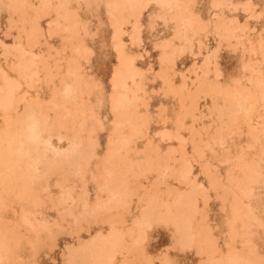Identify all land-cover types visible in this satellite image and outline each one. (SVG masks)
<instances>
[{
	"label": "rangeland",
	"instance_id": "374dc122",
	"mask_svg": "<svg viewBox=\"0 0 264 264\" xmlns=\"http://www.w3.org/2000/svg\"><path fill=\"white\" fill-rule=\"evenodd\" d=\"M14 1V0H13ZM49 1V2H48ZM64 1V4L62 3ZM70 1V2H69ZM73 1V2H72ZM109 0H17V7H15L16 9L17 8H19V11H21L20 10V8H22V10H26V11H24V12H22L21 11V13L19 12V15L21 16V18H20V16H18V14H17V11H15V10H13L14 9V6H16V5H14L15 4V2H14V4H12L11 2H10V0H0V45H1V43H3V44H5L4 45V49H6L5 50V52H7V54H5V52H4V49H1L2 48V45H1V47H0V50H3V51H1V53H0V95H3L4 94V82L2 81V79H8V78H10V79H8V83L9 84H13V83H15V81H14V79L15 80H18L19 81V83H15L14 84V86L16 87V84L18 85V84H21V85H18L19 87H18V89H17V91L15 90V92L13 93V98H11L10 100L13 102L14 101V103H16L15 101H17V100H15L14 98H16L15 96L16 95H19L20 94V98L18 97V99H20L19 100V103L18 104H16V113L18 112V117L17 116H15V118H17V120H19L18 118H20V122H23V124H24V127H25V130H26V132L29 130V129H35V127H34V121H33V117H32V115H37L38 116V114L36 113V111H37V109H40V111H42V110H44L45 111V113H46V110H47V115L45 114V116H47V122H50V120H51V118H52V120L51 121H54V120H56V118H58V121L57 122H61V121H59V120H62V123H64L63 121H65L64 119L66 118V121H67V119L69 120V119H71V117L72 118H74V119H72V122H71V120H69L70 122H71V124H72V126H75V128L74 127H70L71 125H70V122H69V124H67L68 123V121L66 122V125L65 124H63V129L65 128V126H67L68 125V127H70L69 128V130L71 129V128H74L76 131H79L80 130V127L82 128L83 127V129L84 130H87L88 129V127H87V124L88 125H92L91 127H92V129H88V131H84L83 129V133H81L80 131L79 132H76V134H80L81 136H83L82 138H80L79 136L80 135H78L77 137L79 138V139H81V140H79L80 142L81 141H83V140H85L86 138V140H89L90 138H93L94 139V144H95V142H97V145H95L94 146V144H93V146L94 147H92L93 148V151H90V150H92V148H91V144L93 143V140H89L90 142H88L87 141V144L85 143V142H83V144H82V142H81V144L83 145H81L80 144V146L79 147H84V145L86 144V147H87V145L89 146V149L88 150H86V148H84L83 149V151L84 152H87V155H88V157L87 156H85L86 158H85V160L87 159V161H88V158H92V159H89V163H87V161H85L84 162V164H82V165H76V166H78L77 168H76V166H75V168H72V167H74L73 165H70L68 162L65 164L64 162H63V167L61 168V170L60 171H58L57 170V172L55 173H53V172H51L50 173V171L49 172H46L47 173V175L46 174H44V173H42V164H38L37 162H36V155H37V157H38V151L39 150H30L29 151V153L27 154V156L26 157H20L19 156V150L20 149H23V146H21V144H20V142L17 140V139H19V135H17L16 134V132L18 131V124L16 123V120L15 121H13L14 119H13V116L15 115L14 114V112L15 111H13L14 110V103H12L11 102V107L9 108V110L7 111V115H5V116H9L8 117V120H7V117L6 118H3V120L1 119L2 117H5L3 114H2V112L0 111V150L2 149H4V150H8V149H10L11 151L9 152V153H12L11 154V156L9 155V157H10V159L12 160V159H20V160H22V159H25V158H27L28 156H29V161H30V164H31V167H34L36 164H38V166L36 165L35 167H34V169L36 170V174H38V172L40 173V175L41 176H43L44 175V177H42V178H40V175H39V179H38V181H37V184L35 183V184H33L32 186H31V188H36L35 190H34V192L35 193H33L32 192V194H30L31 196H33L34 194H35V196H33V197H30V196H22L23 198H27V200H24V202L23 201H21V200H23V199H17V198H14L13 196L14 195H16L17 197H18V193H16V190H18V192H19V190L22 192L23 191V188H19V187H21V183H25V184H29V183H31V182H33V180L35 181V179L34 178H32V177H29V176H27V175H25L22 171H18V170H15L14 171V173L13 174H9V168L10 167H5V166H3L2 168H1V165L3 164L4 165V163H5V161L4 162H2L1 163V158H0V202L2 203V205H3V207H2V209H0L1 211H0V219H1V222H0V224H2V223H4L2 226H1V228H0V230H1V233H0V249H1V246L3 247L4 246V243H7L8 244V242H12L11 240H15V239H10L11 238V236H13L12 234H14L15 232L17 233V235H14L15 236V238H16V241H13V243H11L12 244V246L14 245L15 247H13V250H15L14 252H12L13 254H11V256L13 257H11V258H9V259H11V260H13V261H11L13 264H16V261H18L17 262V264H30V262L32 261L30 258H28V257H32L33 256V258L32 259H34L33 261H34V264H65V262H64V260L65 259H67V257H65L66 255L68 256V254L66 253V252H70V250H73V249H75V247L77 248V250H76V252H78L79 250H83V245H84V243H86V241L87 240H89L98 230H100L102 233H105L106 232V230H108L109 229V227H114V228H119L120 226V228L119 229H123V228H127V227H129V226H132L131 224H134V222H137L138 223V219L136 220V218L137 217H143L144 216V207L147 205V204H149L148 202L149 201H147V194L146 193H148V192H150L151 190H149L150 188L152 189V188H158L159 190H165V189H167L168 187L170 188L171 187V190H172V193L170 194H168V193H165L164 195H163V199H161L160 200V202H163V204L165 205L166 203H168L169 205L170 204H172V200L173 199H176V200H178V199H182L183 197L185 198V196L188 194L187 193V191L190 193V191L192 190V187H190L191 189H190V191L188 190V185H190V183H188V182H190V181H188L189 180V178L191 179L192 177H196L195 179L194 178H192L191 180V182H194L195 180V182L193 183V185H194V187H193V191L192 192H194V193H197L196 194V197H195V195L193 194V193H190L191 195H192V197H190V199H185L186 201H193V203L195 202V206L198 208L197 210V212L199 213V209H201L202 207V209H205V211H201L202 212V215L203 214H205L206 212V215H207V218H206V215H205V218L204 217H202L203 219H201L203 222H201L199 219H197V218H199V216H198V213L194 216V218H193V223L194 222H198V223H194L195 225H193V227H190V233L192 234V232H193V235H192V237H191V234L188 236L189 238L191 237L192 239V241L194 242L193 244H192V241L191 240H189L190 242V246L189 245H187L188 247L186 248V247H178L175 243H173L174 242V238H173V235H174V233H175V231H177L178 232V229H177V227H176V224H175V220L177 219V218H173V221L172 222H170L171 224H169V220H172V219H169V220H166V222L164 223V221H162V219H161V217L158 219L157 218V222H155L154 223V226H152V228H150V229H147V234H146V236H145V238L143 237V233L141 232V234H142V244H141V254H143V256L141 257H139V254H131L132 252H129L128 254H131V255H128L127 256V253H125L124 254V252H121L119 255L120 256H116L115 257V260H114V262H115V264H118V262H119V264H121L120 262L123 260L124 261V259L122 258V257H128V259L126 258L125 260H134V261H127V262H124L125 264H137L136 263V260H138L137 262L139 263V261L140 262H143V263H141V264H148V263H150V262H148V260H151L152 261V263L151 264H158V262H160L161 261V259H162V261L159 263V264H165V257H167L168 258V260H166V264H198V263H196L197 262V259L199 260H201V261H199L200 262V264H203L204 263V261H207V258L206 259H204L205 257H208L207 255H211V254H213V255H211L212 257H209L210 259H212L211 261L212 262H209V263H207V264H212V263H215L216 264V261L217 262H220L221 260H222V262L223 261H226L227 260V258H226V254L228 253V251L227 250H232V248L234 249V251H238V249H239V251L241 250V249H243V248H241V247H243V245H246V247L247 246H249L250 248L251 247H253L252 249H249V251H247L248 250V248L247 249H243V250H245L246 252H249V254H251V255H249L250 256V258L248 257V261H250L251 259H252V255L253 256H257L256 257V259H252L253 261H256V262H258L257 264H260L261 262H262V264H264L263 262H264V257L263 258H261L259 261L257 260L258 258H260L261 256H264V229H262L263 228V225H264V152H263V150H264V137L261 135V134H263L264 135V130H262L263 128H261V127H263V124H264V119H263V117H264V102H263V100H264V93H262V92H260L261 90H263V88H261V87H259V86H262V84L261 85H258L257 86V82H258V80H260V79H264V61L262 62V60L261 59H263L264 58V0H248V2L246 3V2H244V1H246V0H227L226 2L224 1V2H222L223 0H191V3H188L187 1H189V0H177L178 1V4H176L175 6H172L171 4L170 5H168L169 7H171V9L167 6H165L164 4H166V3H168L170 0H147V2H146V8L145 9H143L142 11H140L139 10V13L140 14H138V15H140L139 17H138V19L136 20V19H134L135 20V22H138L137 23V25H136V23H134L133 24V19L132 18H135V16L137 17L138 15H137V13H136V15L134 14V12H133V10H130V11H128L129 9H127V8H125L126 9V11H128L127 12V14L125 13L126 11H125V9H123V10H121L120 11V13L118 14L119 16H122V18H120V20H118V22L120 23H122L123 21H122V19L125 21V19L124 18H126V22H125V24H123V25H120V26H118L119 28L117 29V28H113V27H115L114 25L112 26V21L113 20H111V19H114V17H112L111 16V14H109V16L107 15L109 12L107 11V9H109V8H106L107 6L105 5V4H107L106 2H108ZM214 1H216V4L218 3V6L215 4V2ZM9 2H10V5H8V8H6V6H4L5 4H9ZM40 2V3H39ZM67 2L68 3H70L69 4V6H67L66 4H67ZM74 2H75V4H74ZM82 2H84V3H82ZM158 2V3H157ZM190 2V1H189ZM233 2V3H232ZM45 3H47V4H45ZM63 5H62V4ZM66 3V4H65ZM76 3H78V5L76 4ZM87 3V4H86ZM193 3V4H192ZM230 3H231V5H230ZM235 3H236V5H237V3L239 4L238 6H236L235 5ZM246 3V4H245ZM251 3V4H250ZM2 4H4V5H2ZM98 4V5H97ZM160 4H163V5H160ZM184 4V5H183ZM186 4L188 5V7H185L186 6ZM220 4V5H219ZM235 6H234V5ZM244 4V6H241V5H243ZM250 4V6L248 7V5ZM252 4H254V5H252ZM64 5H66L65 7H67L66 9H64ZM84 5H85V8H84ZM95 5H97L96 7H95ZM106 7H105V6ZM159 5V6H158ZM191 5H193V7L191 6ZM262 5H263V7H262ZM46 6V7H45ZM52 6H54L57 10H58V14H53V11L55 10V9H53L54 7H52ZM58 6H59V8H58ZM179 6V7H178ZM254 7V8H252V7ZM6 9H5V8ZM23 7L25 8V9H23ZM42 7V8H41ZM44 7V8H43ZM158 7V8H157ZM160 7H161V9H160ZM165 7V8H164ZM175 7V8H174ZM177 7V8H176ZM232 7L234 8V9H232ZM242 7V8H241ZM245 7V8H244ZM251 7V8H250ZM26 8H30L29 10H27ZM49 8H50V10H52L51 12H50V10H49ZM69 8L70 9H74V11H72L71 13H72V16L74 17V12H77V15H76V13H75V18H73V20H71L72 18V16L70 15V13H69V15L71 16L70 17V19H69V15H68V12H67V16H66V11H63V10H69ZM77 8H79V9H77ZM181 10H180V9ZM248 8V10H247V12H245L246 10H244V9H247ZM250 8V9H249ZM62 9V10H61ZM93 9V10H92ZM106 9V10H105ZM165 9V10H164ZM168 9H170V10H168ZM174 9V10H173ZM176 9V10H175ZM187 9V14H186V10ZM192 9V10H191ZM241 9H243V10H241ZM251 9H253V11H251ZM6 10H7V12H6ZM10 10V11H9ZM12 10H13V12L15 11V13H13L12 12ZM35 11V12H37V13H33V11ZM44 10V12H45V10H48V12H50V15H49V13L47 14V16H44V18L41 16V15H43V13L41 12L40 13V11H43ZM100 10V11H99ZM102 10V11H101ZM163 10V11H162ZM177 10L179 11V12H177ZM189 10V11H188ZM61 11H62V16H64V14H65V16L63 17V21L61 20L62 18L61 17H59V16H61ZM107 11V12H106ZM125 11V12H124ZM156 11L158 12L157 14H156V17H155V14L153 15L152 13H156ZM162 11V12H161ZM182 11V13H180ZM243 11V12H242ZM258 11V12H257ZM10 12H12V13H10ZM64 12V13H63ZM90 12V13H89ZM185 14H184V13ZM190 12H191V14H190ZM193 12V13H192ZM245 12V13H244ZM23 13H26V14H29L28 15V17H26L27 15L26 14H23ZM55 13H57V11L55 12ZM122 13V14H121ZM24 15V17H23V15ZM33 14V15H32ZM36 14H38V15H35ZM39 14H41L40 16H39ZM45 14V13H44ZM60 14V15H59ZM134 14V15H133ZM151 14V16H149ZM161 14V15H160ZM190 14V15H189ZM35 16L34 18H36L35 19V22H34V20H32V16ZM129 15V16H128ZM133 17H132V16ZM153 15V16H152ZM8 16H11L12 18H9V19H7V21L8 20H13V19H17V21H16V19L15 20H13V22H11V21H9L11 24L9 25V29H7V31H5V29H6V26L8 27V22H6L5 21V17H8ZM15 16H17V17H15ZM59 17L60 19H56L55 17ZM132 18H131V17ZM148 16V17H147ZM159 16H161L162 18H159ZM195 17L193 20H194V23H195V25L197 24V25H199V23H201V21H203L204 22V24H201V25H203L202 27H201V25L200 26H197L196 25V27H195V29H193L192 27L190 28V27H188V26H186L185 25V19L186 18H189V19H192L193 17ZM22 17H23V20H25L24 21V23H23V21H22ZM109 17H110V19H109ZM154 17V18H153ZM192 17V18H191ZM199 17V18H198ZM252 17V18H251ZM5 18V19H4ZM20 18V19H19ZM28 18V19H27ZM31 18V19H30ZM49 18H52V20L54 21H52L51 19V21H52V24H51V22H50V24H49ZM64 18H66V19H64ZM80 18V19H79ZM107 18V19H106ZM157 18V19H156ZM223 18H225L224 20H223ZM30 19V20H29ZM87 19V20H86ZM129 19V20H128ZM153 19V21H151ZM165 19V20H164ZM197 20V22H196V20ZM235 19V20H234ZM28 20V21H27ZM59 20V21H58ZM70 20V21H69ZM193 20H191V21H193ZM20 21H22L20 24H18ZM45 21H46V23H45ZM47 21H48V23H47ZM60 22V24L58 23V22ZM133 21V22H132ZM200 21V22H199ZM208 21V22H207ZM228 21V22H227ZM247 21V22H246ZM14 22H17L16 24L14 23ZM25 22H27V24L25 23ZM34 22V25L32 24V23ZM80 22H81V26H80ZM86 22H87V24H86ZM128 22V23H127ZM131 22V23H130ZM155 22V23H154ZM223 22V23H222ZM245 22V23H244ZM15 25H14V24ZM56 23H57V26H56ZM62 23V24H61ZM65 23V24H64ZM112 23V24H111ZM148 23H150V24H148ZM151 23H153L152 24V26H151ZM224 23H225V25H224ZM23 25L24 24V29H26V30H24L23 28H22V26L21 27H19L20 25ZM28 24H31V25H33V26H31V25H29L28 26ZM49 24V25H48ZM59 24V25H58ZM84 24V25H83ZM109 24H111V25H109ZM221 24V25H220ZM239 24V26H237ZM248 26H247V25ZM14 25V26H13ZM47 25H48V27L50 28V27H53V28H51V29H49V28H47ZM52 25V26H51ZM209 25V26H208ZM229 25H231V26H229ZM235 25V26H234ZM244 26V28H243V26ZM19 28H21V29H19ZM34 26H36L34 29H33V27ZM57 27V29H58V31H57V29H56V27ZM82 26H84L83 27V29H82V32H81V28H82ZM136 26V27H135ZM139 26V27H138ZM141 26V27H140ZM150 26V27H149ZM217 26V27H216ZM218 26H220V27H218ZM233 26V27H232ZM253 26V27H252ZM11 27H13V29H10ZM15 27V28H14ZM17 27V28H16ZM41 27V29L42 30H39V32H38V29L37 28H40ZM133 27V28H132ZM166 27V28H165ZM200 27V28H199ZM207 27V28H206ZM212 27V28H211ZM213 27L215 28V29H213ZM222 27V28H221ZM227 27V28H226ZM245 27H246V29H245ZM250 27H252V28H250ZM27 28H29V29H32L33 30V32H32V30H27ZM48 30H47V29ZM74 28L76 29L77 28V32H79V33H77L78 34V36H80L81 38H80V44L78 43L79 41L77 40V38L79 39V37H77V36H74V39L75 40H73V39H71V37L73 38V36H69V37H67L68 36V34L67 33H69L70 31L71 32H74ZM111 28H113V29H117L115 32L117 33V35L119 36V38H120V40H118L119 38H118V36H117V39H115V41L114 40H111L112 38H111V36L110 35H113V33H115V32H113L114 30L113 29H111ZM137 28V29H136ZM138 28H139V30H138ZM152 28V29H151ZM190 28V29H189ZM199 30H197V29ZM201 28L203 29V28H205L204 30H201ZM220 28V29H219ZM234 28V30L233 31H231V29H233ZM240 28V29H239ZM17 29V30H16ZM19 29V30H18ZM52 29H54V30H52ZM72 29H73V31H72ZM173 29V30H172ZM194 30V32H193V30ZM218 29V30H217ZM223 30V32H222V30ZM230 29V30H229ZM236 29V30H235ZM239 29V30H238ZM250 29H252V30H250ZM24 30V32H22V34H20L21 33V31H23ZM47 30V31H46ZM113 30V31H112ZM125 31V33L124 34H121V33H123L122 31ZM136 30H138V31H136ZM190 30V31H189ZM208 30V31H207ZM228 30V31H227ZM249 30V31H248ZM259 30H261L260 32H259ZM4 31V32H3ZM18 33V37H19V34H20V38H19V43L21 42V45H19L18 44V42H17V39H18V37L17 36H15V38L12 40L11 39V37H13L14 35H16L15 33L16 32ZM25 31L26 32H28V33H26V35H25ZM30 31V32H29ZM76 31V30H75ZM133 31V32H132ZM137 33H136V32ZM140 31V34H138V32ZM179 34V32H180V34H179V36H178V34L176 33V32ZM185 31V32H184ZM188 31V32H187ZM191 31H192V33H191ZM198 31V32H197ZM202 31V32H201ZM213 31V32H212ZM219 31V32H218ZM220 31H221V35H219V33H220ZM242 31V32H241ZM3 32V33H2ZM31 32L33 33V36H32V34H31ZM94 32V33H93ZM111 32H113V33H111ZM130 32H132V33H136L138 36L136 37V39H134V37H133V35H132V33H130ZM182 32H183V34H182ZM195 32H197L198 34H200L198 37H197V33H195ZM231 32V33H230ZM258 32H259V34H258ZM43 33V34H42ZM64 33V34H63ZM65 33L67 34L66 35V38H67V40L65 39V38H63L64 40L62 41V38H61V40H59V38H58V36H61V37H65L64 35H65ZM82 33H84V34H82ZM189 33H191V34H189ZM195 35H194V34ZM232 34V35H230V34ZM233 33L235 34V36H236V39H237V41L235 40V36L233 35ZM247 33V34H246ZM5 34H7V35H5ZM28 34H30L31 35V37L28 35ZM75 34V33H74ZM74 34H70L69 33V35H74ZM86 34V35H85ZM94 34H95V36H94ZM121 36H120V35ZM130 34H131V36H130ZM136 34H135V36H136ZM183 35V37L182 36H180V35ZM186 34V35H185ZM215 34H216V36L217 37H215ZM223 34V35H222ZM227 34H229L228 36H226ZM5 35V36H4ZM10 35V36H9ZM24 35L25 36H29V38H31V39H29L28 37L27 38H24ZM83 35V36H82ZM115 35V34H114ZM114 35H113V37H114ZM195 36V37H191V36ZM243 35V36H242ZM245 35V36H244ZM260 35V36H259ZM4 36V37H3ZM128 36H130V38H128ZM171 36V37H170ZM172 36L174 37V39L172 38ZM204 38H203V37ZM206 36V37H205ZM229 36H231V38L229 37ZM234 36V37H233ZM116 37V36H115ZM133 37V38H132ZM140 38V40L139 39H137V38ZM169 37V38H168ZM197 37V38H196ZM219 37V38H218ZM232 37H233V39L235 40V42H233V39H232ZM240 37H241V39H240ZM259 37V38H258ZM50 38V39H49ZM69 38V39H68ZM111 38V39H110ZM168 38V39H167ZM177 38V39H176ZM179 38H180V41H179ZM181 38H185L184 40L183 39H181ZM192 38V39H191ZM206 38V39H205ZM229 38V39H228ZM239 38V39H238ZM243 38V39H242ZM28 39V43H25V45H24V41H26ZM132 41H131V40ZM164 39V40H163ZM170 39V40H169ZM176 39V40H175ZM188 39V40H187ZM196 39V41H194ZM197 39L199 40L198 42H200V43H197L198 45H196V42H197ZM214 41H213V40ZM224 39H227V40H225V41H223ZM246 39H248V40H246ZM260 39V40H259ZM12 40V41H11ZM24 40V41H23ZM29 40H31L30 42H29ZM71 40H73V41H71ZM77 40V41H76ZM83 40V41H82ZM116 40L117 41H119L120 43H118V42H116ZM129 40H130V42H129ZM161 42H160V41ZM165 40L167 41L166 43H167V47L165 46L166 45V43H164L165 42ZM190 40V41H189ZM218 40V41H217ZM72 43H71V42ZM75 41V42H74ZM84 43V45L85 46H82L81 44H83L82 42ZM126 41H127V43H126ZM137 43H136V42ZM178 41V42H177ZM181 41H183V42H181ZM188 41V42H187ZM206 41V42H205ZM242 41H243V43H242ZM247 41H248V43H247ZM17 42V43H16ZM31 42H33V43H31ZM37 43V44H35V43ZM44 42H46V43H48V44H50V46H56L55 48H58L57 50H59V53H57V50L56 51H54L55 49L54 48H51V49H54V50H48V51H45V53L47 52H49L48 54H52V55H56V56H53V57H51V55H50V59H46L47 60V63L49 62V66H50V69H51V66L53 67V66H55L56 67V65H60V64H62L61 66H59L56 70L57 71H54V72H56L57 73V76H56V74H54L53 73V69L55 68V67H53V69L52 70H46L47 69V67H48V65H47V67H42L43 66V64H42V61H40L41 62V64H42V66L41 65H39L40 63H37V65L36 64H32V66L34 65H36L37 66V68L38 67H40L41 66V68L40 69H42V70H44V71H48L49 72V74H51L52 76L53 75H55L56 77H52V81L49 79V77H51V76H48V79H47V75H48V73H42L43 71L42 70H39V69H37L36 67H35V69L37 70V75H36V73H34V75L35 76H37V77H33V76H31V74H32V72H35V71H33V67H32V69H30V70H32V72L30 71V70H27L26 68H30L29 67V65L27 64V62H31V63H33V62H35L36 63V61H38V60H40V59H38L36 56H34L33 57V54H35V55H37V53H38V56L39 55H41L42 53V51L43 50H46V48L45 47H47V48H49V46L48 45H44ZM58 42V43H57ZM61 42V43H60ZM64 42L66 43H68V42H70V44H65V46H69V45H71V47H69L68 49H66L64 46H62L63 44H64ZM113 42L114 43H117L121 48H118L119 46H117V44H114L113 46H111L112 44H113ZM124 42V43H123ZM162 42H163V45H164V47H166V48H164L163 47V45H162ZM168 42L170 43L169 44V46H168ZM185 42V43H184ZM191 42V43H190ZM203 44H202V43ZM227 42V43H226ZM231 42V44H228V43H230ZM242 43V45L244 44V46H239L241 43ZM257 42V43H256ZM259 42V43H258ZM262 42V43H261ZM14 43V44H13ZM15 43H16V45L18 44V46L16 47L15 46ZM31 43V44H30ZM41 43L43 44V45H41ZM75 43H78V44H75ZM121 43H123V44H121ZM153 43H155V45H156V48H153V47H155L154 46V44ZM157 43H160V45L159 44H157ZM184 43V44H183ZM239 43V45H236V44H238ZM252 43H254V45L252 46L251 44ZM7 44H9V45H7ZM14 45L15 47H12L11 48V45ZM32 44L34 45L35 44V46H32ZM41 46H40V45ZM52 44V45H51ZM60 44H61V46H60ZM153 44V45H152ZM173 44H175V45H173ZM179 44V45H178ZM217 44V45H216ZM235 44V45H234ZM249 44H250V46H251V48H252V50H251V48L249 49L248 47H250L249 46ZM258 44V45H257ZM259 44H260V48H259ZM29 46L30 47V49H29V51H28V48H25V46ZM77 45H81V46H78L77 47V50L75 49L76 47L75 46H77ZM132 45V46H131ZM157 45H159V46H157ZM171 45V46H170ZM187 47V48H185V46ZM193 45V46H192ZM200 45V46H199ZM204 45V46H203ZM219 45V46H218ZM234 45V46H233ZM248 45V46H247ZM261 45H263V46H261ZM6 46H10V48L9 47H6ZM26 46V47H27ZM32 46V47H31ZM87 46V47H86ZM116 46V47H115ZM153 46V47H152ZM164 48H162V47ZM177 46V48H175ZM191 48H190V47ZM217 46H218V48H217ZM227 48H226V47ZM231 46V47H230ZM21 47V48H23V49H19V48ZM38 47H39V50H38ZM62 47H64V49H65V51H64V49L62 48ZM85 49V47L86 48H88V49H83V48ZM171 49H170V48ZM183 47V48H182ZM199 47H200V49H199ZM206 47V48H205ZM235 47H237V49L238 50H236V48ZM242 47V48H241ZM254 47V48H253ZM259 49H258V48ZM16 49V51L18 52H16L17 53V55H16V53L13 51V50H15ZM33 48V49H32ZM62 48V49H61ZM81 48L84 50L83 51V54L82 53H80V51L82 52V50H81ZM141 48H143V49H141ZM179 48H181V49H179ZM198 48V49H197ZM212 48V49H211ZM215 48V49H214ZM247 48L249 49V50H247ZM262 48V49H261ZM27 50V51H25V50ZM70 49H72V51H70ZM118 49V50H117ZM162 49V51L160 52V50ZM169 49V50H168ZM172 49H174V50H172ZM177 49H178V51H177ZM185 49V50H184ZM191 49V50H190ZM197 49V50H196ZM242 49H243V51H242ZM18 50H20L21 52H19ZM41 50V51H40ZM61 50V51H60ZM78 50H79V52H78ZM117 50V51H116ZM120 50V51H119ZM123 50V51H122ZM129 50V51H128ZM146 50V52L144 53V51ZM170 50H172V51H170ZM184 50V51H183ZM189 50V51H188ZM262 51L261 53H260V51ZM8 51H10V52H8ZM40 51V52H39ZM114 51H116V52H114ZM119 51V52H118ZM168 51H170V52H168ZM174 51V52H173ZM182 51V52H181ZM199 52V54H198V52ZM212 51H214V52H216V53H214V52H212ZM243 52V56L241 55L242 54V52ZM248 51V53H246ZM30 52V53H29ZM33 54H32V53ZM54 52H55V54H54ZM63 52V53H62ZM70 52V53H69ZM74 52H75V54H74ZM79 53V55H78V53ZM127 52V53H126ZM159 52H160V54H159ZM172 52H173V54H172ZM177 52V53H176ZM194 52H195V54H194ZM254 52V53H253ZM11 53H13V54H11ZM19 53H21V55H23V56H21V58H25L26 57V60H28L27 62H25V60H24V62H23V60L20 58V55H19ZM39 53H41V54H39ZM44 53V51H43V54H42V56H40V57H42L41 58V60H43V61H45L46 62V60L45 59H43L44 57L43 56H47L46 54ZM117 53H119L118 55L119 56H117ZM123 53V54H122ZM125 53V54H124ZM137 53L139 54L140 53V55L142 56H140V55H138V57H137ZM164 53H165V56H164ZM170 54V55H168V54ZM188 53V54H187ZM192 53V54H191ZM206 55H205V54ZM241 53V54H240ZM250 53V54H249ZM254 54V56H253V54ZM260 53V54H259ZM4 54V55H3ZM11 54V55H10ZM29 54H30V56L32 57V58H34V59H32L30 56H29ZM127 54V55H126ZM198 54V55H197ZM204 54V55H203ZM207 54H210V55H208L207 56ZM213 54V55H212ZM246 54H249V56H247ZM262 54V55H261ZM16 55V56H15ZM75 55H77V57L75 56ZM81 55V56H80ZM82 55H83V57H82ZM122 55V56H121ZM159 55H161V56H159ZM167 55L169 56V59H170V61H168V62H166V63H163L162 64V62L161 63H159V61H161V60H165V59H168V58H165V57H167ZM172 55V57H174V59H172L170 56ZM179 55V56H178ZM4 56V57H3ZM10 56H12V57H16L17 58V60L15 59L14 60V58H12V57H10ZM19 56V57H18ZM29 56V57H28ZM74 57L75 56V58L77 59V60H72V63H70V57ZM84 56H85V58L86 57H88V58H86V59H84ZM115 56H117L118 57V59L119 60H121L120 62H122V61H124V59H125V61H124V63L123 64H121L120 62H119V60H116V58L117 57H115ZM128 56V57H127ZM157 56V57H156ZM205 56V57H204ZM210 56V57H209ZM213 56V57H212ZM243 57V59H241L242 57ZM260 56H261V58H260ZM263 56V57H262ZM48 58H49V55L47 56ZM62 57V58H61ZM82 57V58H81ZM120 57V58H119ZM122 57L124 58V59H122ZM129 58V59H127V58ZM136 57V58H135ZM206 57H207V59L208 60H206ZM248 57V59H246ZM18 58H20V61H22L21 63L23 64V63H25V64H27L28 66H26L25 64L22 66V65H20L19 64V66H18V63H20V61H19V59ZM30 58H31V60H30ZM54 58V59H53ZM59 58L61 59L60 61H59ZM70 60H69V59ZM74 58V59H75ZM80 58V60H78ZM131 58H133V59H131ZM156 58H158V59H156ZM160 58H161V60H160ZM165 58V59H164ZM204 58V59H203ZM215 58V59H214ZM38 59V60H37ZM56 59H58L57 61H56ZM127 59V60H126ZM131 59V63H130V60ZM177 59V60H176ZM203 59V60H202ZM256 61H255V60ZM53 60H55L56 62H57V64L56 63H54L53 64V62H55V61H53ZM62 60H64V61H62ZM159 60V61H158ZM171 60H173L172 62H173V64H171ZM209 60H210V62H209ZM246 60V61H245ZM248 60L250 61L251 60V62H248ZM10 61H12L13 63H15L16 61V65L13 67V68H11L9 65H14L13 63H11ZM33 61V62H32ZM53 61V62H52ZM58 61H59V63H58ZM65 61L67 62V61H69V63H68V66L69 67H72V64H74V65H76V66H78V67H76V66H74V67H76L75 69H74V67H72V68H67L65 65H67V64H65ZM76 61H77V64H76ZM129 61V63H130V66L132 67H135L134 68V70H133V68H132V70H133V73H135V71H136V73H135V75H134V79L133 78H131V77H129L128 76V73L126 72L125 74H124V76H125V78H124V76H123V78L122 79H124L123 80V82H122V80H121V83H123V85H125V83L128 85H126V86H123V88L125 89V88H129L130 86H131V89H130V91H129V89L127 88L126 90H128L129 92H131V93H128V91H124L123 90V88L122 87H120L121 89H119V90H117L118 92H117V94H116V88H119V87H116L115 88V86L113 87V84H112V72L114 71L113 69H115L116 68V65H118V64H121V67H124V65L127 63V62ZM200 61H201V63H200ZM204 61V62H203ZM207 61V62H206ZM213 61H215V62H213ZM242 61V62H241ZM39 62V61H38ZM119 62V63H118ZM170 62V63H169ZM202 62H203V64H202ZM209 62V63H208ZM243 62H246V63H243ZM254 62V63H253ZM11 63V64H10ZM129 63H127V65H129ZM148 63H149V66L151 67L150 68V70H149V67L147 66L148 65ZM208 63V64H207ZM211 63H212V65H211ZM255 63H256V65H255ZM51 64H53V65H51ZM65 64V65H64ZM170 64V65H169ZM182 64V65H181ZM199 64V65H198ZM202 66H201V65ZM210 64V65H209ZM251 64V65H250ZM253 64V65H252ZM31 65V64H30ZM174 65V66H173ZM215 65H216V67H215ZM260 65V66H259ZM7 66V67H6ZM20 66H22V67H20ZM26 66V67H25ZM44 66H46V65H44ZM64 66L67 68V70L64 68ZM207 66V67H206ZM212 66H214V67H212ZM248 66V67H247ZM255 66H257V67H255ZM16 67H17V69H19L18 71H17V69H16ZM79 67H81V69L79 68ZM115 67V68H114ZM138 67V68H137ZM161 68V70H160V68ZM166 67V68H165ZM188 67V68H187ZM250 67V69H248ZM252 67V68H251ZM9 68H11V70L9 69ZM21 68V69H20ZM45 68V69H44ZM49 68V67H48ZM77 68H79V71H78V69ZM164 69V71H163V69ZM169 68H171V69H169ZM199 68V69H198ZM201 68V69H200ZM66 71H65V70ZM73 70V72H76V69H77V71L80 73V75H82L81 73L83 72L84 74L80 77V75H79V77H80V80H82V81H84V79L86 80L85 82H82L84 85H86L87 84V87H88V89H90V92H89V90L88 89H86L87 87L85 86V89H84V87H83V84L82 83H80V84H78V81H80V80H77L76 81V79H75V81H74V79H72L71 77H70V75L69 74H71L72 75V77L75 75L74 73V75L72 74V70ZM136 69V70H135ZM137 69H142V70H145L143 73H142V70H140V72L142 73V75H140V72L139 71H137ZM187 69V70H186ZM214 69V70H213ZM216 69H218V71H216ZM253 69V72H251V73H249L250 72V70H252ZM257 69V70H256ZM13 70V71H12ZM26 70V71H25ZM71 70V71H70ZM83 70V71H82ZM148 70V71H147ZM156 70H160V72H158V71H156ZM196 72H195V71ZM209 71V73H208V71ZM249 70V71H248ZM255 70L257 71L256 73H254L255 72ZM259 70H260V73H259ZM15 71H17V74H16V72ZM19 71L21 72V71H24V72H22L20 75H19ZM50 71H51V73H50ZM65 71V72H64ZM155 73H154V72ZM167 71V72H166ZM176 71V72H175ZM185 71H188V72H185ZM192 71V72H191ZM205 71V72H204ZM4 72H5V76L6 77H3V78H1V76H4V75H2V74H4ZM39 72H41V73H39ZM63 72V73H62ZM70 72V73H69ZM163 72V73H162ZM180 72H182V73H180ZM203 72L205 73V75L203 74ZM217 72V73H216ZM25 73V74H24ZM31 73V74H30ZM39 73V74H38ZM59 73H62L61 74V77H63L64 79H65V81H64V83H62L63 81V78H61V81L60 80H58L59 79V77H60V75H59ZM137 73H139V77H137ZM161 73V74H160ZM175 74V75H171V77H170V75H168V74ZM179 73H180V75L181 76H179ZM188 73H190V74H188ZM200 73H201V75H200ZM261 74V75H259V74ZM42 74H46V78L42 75ZM111 74V75H110ZM144 74V75H143ZM158 74H160L159 76H158V78H157V75ZM165 74V75H164ZM183 74V75H182ZM188 74V75H187ZM195 74V75H194ZM204 75V78H203V75ZM214 74V75H213ZM253 75V77H250V76H248V75ZM16 75H18L17 77H16ZM28 75V76H27ZM59 75V76H58ZM155 75V76H154ZM167 75V76H166ZM197 75V76H196ZM198 75H200L199 77H198ZM207 75V76H206ZM242 75V76H241ZM245 75V76H244ZM256 76V78H254L255 76ZM258 75V76H257ZM19 76H26L27 78H25V79H23V77L21 78V79H19L20 77ZM30 76H31V80H29L28 78H30ZM90 76V77H89ZM128 76V77H127ZM136 76V77H135ZM151 76H153V77H151ZM161 76H162V78H161ZM164 76V77H163ZM185 76H188V77H185ZM195 76V77H194ZM241 76V77H240ZM39 77H41L40 78V82L38 83L37 81H39L38 79H39ZM77 79L79 78L78 77V74H77V72H76V76H75ZM84 77H87V79L86 78H84ZM141 77V78H140ZM169 77V78H168ZM181 77V78H180ZM196 77H198V79L196 78ZM201 77V78H200ZM248 79H247V78ZM258 77H260V79L258 78ZM14 78V79H13ZM36 78H38L37 80H35ZM46 80H45V79ZM67 78H70V80H68ZM84 78V79H83ZM127 78H129L128 80H126ZM138 78H140V79H138ZM165 79V82H164V79ZM166 78H167V80H166ZM184 78V79H183ZM207 78V79H206ZM215 78V79H214ZM234 78V79H233ZM237 78V79H236ZM242 78V79H241ZM245 78H246V80H245ZM28 79V80H27ZM43 79H44V81H45V83L46 84H48V86H47V88H46V84L44 83V85H43ZM71 79L73 80L72 82H71ZM108 79H110V80H108ZM131 79V80H130ZM146 79H148V80H146ZM153 79V80H152ZM192 79V80H191ZM238 79H239V81H238ZM253 79H257V82L255 81V80H253ZM22 80L24 81V82H22ZM33 80H34V82L36 81V83L34 84L33 83ZM49 80V81H48ZM118 80V79H117ZM133 80V81H132ZM151 80L152 81H154V82H151ZM163 80V81H162ZM195 80H197V81H195ZM205 80V81H204ZM207 80V81H206ZM209 80V81H208ZM12 81H14V82H12ZM30 81H32L31 82V88L29 89H27L26 88V85L28 86L29 84H27L26 82H30ZM47 81V82H46ZM58 81H60V82H58ZM71 83H70V82ZM89 83H88V82ZM169 81V82H168ZM181 81H183L182 83H179V82H181ZM191 83H190V82ZM212 81V82H211ZM236 82V84H235V82ZM48 82H50V83H48ZM74 82V83H73ZM90 82L92 83V84H90ZM141 82V83H140ZM196 82H198L197 84H196ZM199 82H202V83H206L207 84V88H206V90H204L205 92L208 90V92H210L211 91V93L210 94H206V93H202L200 90H198L199 88H198V86H196V85H199ZM221 84H220V83ZM234 82V83H233ZM256 82V83H255ZM51 83H54V86L53 87H50L51 86ZM76 83V84H75ZM111 83V84H110ZM130 83H134L135 85H137V84H139L140 83V85L139 86H137V87H139L138 89H136V86L133 88V85L132 84H130ZM161 83V84H160ZM162 83H163V85H162ZM217 83L220 85V88H218V86L219 85H217ZM227 85H226V84ZM259 83V82H258ZM59 84V85H58ZM77 85L78 84V86L80 85V87H75V89H74V87H73V85ZM96 84V85H95ZM172 84H174V85H172ZM182 86H181V85ZM185 84V85H184ZM214 84V86H212V85ZM234 84H235V86H234ZM142 85V86H141ZM143 85H145V86H143ZM161 85H162V87H161ZM171 85V87H172V90L173 91H170L171 90V88L169 87ZM210 85H211V87H210ZM223 85H224V87H223ZM226 85V86H225ZM241 85V86H240ZM37 86V87H36ZM39 86V87H38ZM73 88H72V87ZM90 86L92 87V88H90ZM113 87V88H111V87ZM117 86V85H116ZM140 86H141V89H140ZM230 86V87H229ZM231 86H234L235 88H239V89H233V87L231 88ZM28 87H30V86H28ZM33 87H34V89H33ZM36 87V88H35ZM95 87V88H94ZM167 87H168V89H169V91H167L168 89H167ZM176 87H177V89L179 90H177L176 89ZM184 87V88H183ZM194 87V88H193ZM196 87H197V89H196ZM225 89H223V88ZM263 87V86H262ZM6 88V87H5ZM17 88V87H16ZM79 89L80 88V90H76V89ZM81 88L83 89V90H81ZM142 88H144V90L142 89ZM158 88H163V90H161V89H158ZM181 88V89H180ZM231 88V89H230ZM241 88H243V89H241ZM40 89V90H39ZM53 89H56V90H53ZM112 89V90H111ZM115 90V92H114V90ZM141 91H140V90ZM150 89L153 91V93H151V91H150ZM165 89V90H164ZM183 89V90H182ZM186 91H185V90ZM193 89V90H192ZM215 89H218L217 91H215ZM220 89V90H219ZM232 89L233 90H235V91H233V92H235V93H233L234 94V96H235V94H236V90H237V94L239 95V97L237 96V94H236V96H237V98L236 99H233L232 100V98H231V102H232V104L233 103H235V102H238V107L236 106V108L234 109V107L235 106H233L232 107V109H234V110H236V111H232L233 112V116L231 115V114H229L228 112L230 111H228V112H226V110H224L223 111V106H221V105H225L226 106V103H227V100L224 102V98L226 97V94H230V95H233V94H231L232 93ZM245 89V91H242V90H244ZM257 89H258V91H257ZM6 90H7V88H6ZM52 90V91H51ZM84 90H85V92H84ZM88 90V91H87ZM133 90H136L135 91V97H136V99H133L134 100V102H132L131 104L133 105V103H134V105L133 106H135V105H137L136 106V110L135 109H133V113H135L133 116L134 117H131L132 119H130L129 117V119H130V123L128 122V120L129 119H127V116H122V117H125V119L127 120L126 122L124 121L125 119L124 118H122L120 115L118 116V117H121V119H124V120H122V121H124L123 123H122V121H121V123H117V122H119L118 121V119L116 120V116H117V113H116V110H114V108L112 109L111 107H112V101H114V100H116V99H123V97L124 96H128V97H130L131 95L130 94H133V96H134V92H133ZM138 90H139V92H138ZM143 90V91H142ZM156 90H158V91H156ZM174 90H177V91H175L174 92ZM182 90V91H181ZM187 90H188V92H187ZM193 92H192V91ZM222 90H224V93H222L223 91ZM230 90V91H229ZM239 90V91H238ZM8 91V90H7ZM23 91H25V92H28L27 94H24L25 92H23ZM34 91H35V93L37 92V94H35L34 93ZM54 91V96H56V97H54L55 98V100H52V99H54L53 97L52 98H50L51 100H52V103H50L51 101H49L50 99H49V95L52 93ZM81 91V92H80ZM92 91V92H91ZM157 92V93H155V92ZM162 91H164V93L162 92ZM167 91V93H165ZM249 91L250 92H254V95H252V93H250L249 94ZM257 91V92H256ZM9 92V91H8ZM23 94H22V93ZM78 92H80V94L79 95H82V93L84 94V95H82L83 97H81V96H79L80 98H78L76 95H78ZM89 92V93H88ZM110 92V93H109ZM112 92H114L113 94H111ZM122 92V93H121ZM125 92V93H124ZM133 92V93H132ZM137 92H138V94H137ZM141 92H144V93H146L145 95L142 93V95H141ZM179 92H180V94H179ZM189 92H192V93H189ZM199 92H201V94L199 93ZM214 92H216V93H214ZM219 92V93H218ZM226 92V93H225ZM231 92V93H230ZM243 94H242V93ZM247 92V95H244L245 93ZM56 93H57V95H56ZM85 93H87V94H85ZM121 95H120V94ZM161 93H163V95L161 94ZM172 93H174L175 95H173ZM178 93V94H177ZM181 93H183V94H181ZM195 93V94H194ZM34 94H35V96H34ZM89 94V95H88ZM112 95V96H110V95ZM116 94V96H114V97H116V98H114V99H112L113 98V95H115ZM172 94V95H171ZM185 94H187L186 96H184ZM190 95V98H192V99H195V103H197V104H192L191 106H190V102H187V101H190V100H187V98H189V95ZM213 94V95H212ZM224 94V95H223ZM24 95V96H23ZM37 95H38V97H37ZM52 95V94H51ZM50 95V96H51ZM60 96V98L59 97H57V96ZM86 95H88V97L86 96ZM119 95H120V97H119ZM179 95V96H178ZM181 95V96H180ZM193 95V96H192ZM195 95H196V97L197 98H194L195 97ZM208 95H210V96H208ZM240 95H242V96H240ZM244 95V96H243ZM248 95H249V97H248ZM253 97H255V98H252V96ZM29 98H28V97ZM108 96H110V98L108 97ZM138 96H141V97H139V98H137ZM148 96V97H147ZM166 96V97H165ZM174 96V97H173ZM229 96V95H228ZM24 97V98H23ZM62 97H64V99H67V101H68V103H71V105H72V101H71V99L72 98H74V97H76L77 98V100H76V98H75V100H76V103H77V105L75 104V103H73L74 105H70V106H68L69 104L66 102V100H62ZM85 97H87V98H85ZM135 97H133V98H135ZM211 97V99H209ZM221 97V98H220ZM242 97H245L246 98V101H244V103H243V101L242 100H244V98H242ZM258 97H260V99L261 98H263V100H261L260 102H259V98ZM22 98V99H21ZM110 99V102H111V107H110V105H109V99ZM141 98V99H140ZM173 98V99H172ZM178 98V99H177ZM215 98V99H214ZM218 98V99H217ZM239 98V100L241 101V103L239 102V100L237 101V99ZM240 98H242V100L240 99ZM17 99V98H16ZM23 99H25L24 101H28V103H29V99H31V102L28 104V103H26L25 102V104L27 105L28 104V107L26 108V106H24V107H21L22 105H23ZM32 99H34V101H32ZM78 99H81V101L79 102L78 101ZM86 99V100H85ZM139 100V101H136V100ZM144 101H143V100ZM183 99H185V100H183ZM199 99H201V100H199ZM220 99H222V101H223V103H222V101L220 100ZM226 99V98H225ZM41 100H43V101H49L48 102V104H45L47 107H48V105L49 104H51L50 106L51 107H53L52 109H54V110H52V109H49V107L47 108V107H45V105H44V103L45 102H43V101H41ZM59 100V101H58ZM62 100V102L64 101L65 102V104L64 105H66V109L64 108L63 109V111H61L62 110V108H63V104L61 105L60 104V101ZM74 100V101H75ZM82 100H83V102H82ZM132 100V101H133ZM177 100H180V101H178L177 102ZM251 100V101H250ZM256 100V101H255ZM73 101V102H74ZM88 101H90V103H91V105H93L92 106V108L90 107L91 105H90V103L88 102ZM142 101H143V104H142ZM210 101H212V102H210ZM253 101V104H254V106H252V104H250L251 102ZM254 101H255V103H254ZM38 102H42L41 103V108H39L40 106H38L39 105V103ZM85 102H86V104H85ZM94 102H96V103H94ZM141 102V103H140ZM182 102V103H181ZM250 102V103H249ZM47 103V102H46ZM81 103H83V104H81ZM145 103V104H144ZM146 103H148V104H146ZM160 104V106L161 105H165V106H161V107H159V106H157V105H159ZM178 103H180V104H178ZM189 103V104H188ZM211 103V104H210ZM243 103V105H244V109L247 111H245V112H243V105H241V108H240V114H242V112H243V116H239L238 115V113H237V111L239 112V104H242ZM251 105V106H249V108L247 107L248 105ZM38 104V105H37ZM184 104V105H183ZM215 104V106L216 107H218V108H214V105ZM235 104H237V103H235ZM245 104L247 105V106H245ZM36 105H37V107H36ZM59 105H61L62 106V108L59 106ZM80 105L82 106L80 109H84L85 111H86V109L87 108H90V111L92 110L93 111V113L91 114V113H87V112H90V111H86V112H84V114L82 113V110H81V113H82V115H80V112H78L77 114H74V112L75 111H78V106L80 107ZM86 105H89L88 107L86 106ZM98 105V106H97ZM140 105V106H139ZM145 105V108L143 107V106ZM146 105H147V107H146ZM181 105V107H179ZM204 105V106H203ZM207 105V106H206ZM234 105V104H233ZM77 106V107H76ZM109 106V107H108ZM185 106H186V108H185ZM188 106H190L191 108V110L188 108ZM211 106V108L212 109H214V110H216V111H218V109L220 110V106H221V111L223 112V114H224V112H226L225 114H226V116L228 117V116H232V118H235L236 119V121L237 122H239V123H237V125L235 126V124H236V122L235 123H233V120H232V122H230V119H232L231 117H229V121H227L228 123H229V127H227V128H225V129H223L224 128V125L225 124H228V123H224V120L226 121V118H224V117H226V116H224L223 114H221V112H220V114L222 115V116H224L223 118H222V120L223 121H221V119L219 120V119H217L218 118V116H219V118H221L220 117V114L218 115L217 113H216V111H213L211 108H209ZM213 106V107H212ZM224 106V107H225ZM230 106H232L231 105V103H230ZM18 107V108H17ZM43 107H44V109H43ZM50 107V108H51ZM65 107V106H64ZM76 108L77 110H75V111H73L72 112V116L70 117V118H68V116H70L71 115V111H69L68 109L70 108V110H71V108ZM95 107V108H94ZM159 108V109H156V108ZM165 107V110L163 109ZM197 109V111H195V109ZM247 107V108H246ZM253 107H254V109H253ZM259 107V108H258ZM36 108V109H35ZM46 108V109H45ZM86 108V109H85ZM109 108H111V110H109ZM132 108H135V107H132ZM185 108V109H184ZM237 108H238V110H237ZM13 109V110H12ZM34 109V110H33ZM42 109V110H41ZM56 109V110H55ZM58 109H60L59 111H61V114H62V112H64V113H70L69 115H68V113H67V115L68 116H66V114H64L63 113V116H65V117H63V119L62 118H60L59 117V112H57L58 111ZM160 109H161V111H160ZM183 109L184 110H186L187 109V111L189 110L190 112L188 113L187 111L185 112V113H188L189 114V116L187 115V114H185V113H183L184 111H183ZM193 109V110H192ZM199 109V110H198ZM208 111H207V110ZM230 109V108H229ZM36 110V111H35ZM67 112H66V111ZM83 110V111H84ZM87 110H89V109H87ZM145 110V111H144ZM179 110V111H178ZM211 110V111H210ZM228 110V109H227ZM250 110H252V113H250ZM34 111V112H33ZM80 111V110H79ZM113 111H115L114 113H113ZM141 111H142V113H141ZM147 111V112H146ZM195 111V112H194ZM207 111V112H206ZM255 111H256V113H255ZM34 114H33V113ZM136 112H138V113H136ZM192 112V114L194 113V114H196L195 116L198 118V121H196L197 120V118L194 116V114L190 117V113ZM198 112H201V113H198ZM210 112V113H209ZM21 115H20V114ZM36 113V114H35ZM144 113H146V114H148V115H145ZM157 113V114H156ZM204 113V114H203ZM207 113L209 114V115H207ZM212 113V114H211ZM216 113V114H215ZM250 115H249V114ZM54 114V115H53ZM56 114V115H55ZM73 114L75 115V117L73 116ZM137 114V115H136ZM140 116H139V115ZM156 114V115H155ZM179 114H180V116H179ZM211 114V115H210ZM235 114V115H234ZM236 114H237V118H236ZM247 114V115H246ZM89 116V117H87L86 118V116ZM94 115V116H93ZM99 115V116H98ZM138 116V117H136V116ZM143 115V116H142ZM145 115V116H144ZM158 115V116H157ZM165 115V116H164ZM177 115L179 116V117H177ZM182 115L183 116H185V117H182ZM187 115V116H186ZM200 115V116H199ZM202 115H204V117L202 116ZM215 115H218V116H215ZM244 115H245V117H244ZM253 115V116H252ZM52 116H54V117H52ZM58 116V117H57ZM76 116H77V118H78V116H79V118H78V120L80 119V117H82V119H80L81 120V123H79L78 122V120L77 121H75L76 119ZM91 116V117H90ZM114 116V117H113ZM209 116V117H208ZM248 116V118H246ZM256 116H257V119H256ZM48 117H50V118H48ZM86 118V119H90V118H94V120L92 119H88V121L85 119V124H84V126H83V118ZM116 117V118H115ZM143 117V118H142ZM145 117V118H144ZM154 117V118H153ZM168 117H169V119H168ZM174 117L175 118H177L176 120L174 119ZM217 117V118H216ZM238 117H240L241 119L239 120V118ZM262 118V120H261V118ZM12 118V120H10ZM103 118V119H102ZM142 118V119H141ZM150 118V119H149ZM163 118H165V119H163ZM182 118V119H181ZM183 118H184V120H183ZM191 118V119H190ZM200 118H201V120H200ZM215 118V119H214ZM243 118H244V120H243ZM9 122H7L6 120ZM54 119V120H53ZM139 119H141V123H140V121H139ZM148 119V120H147ZM183 121V125H182V122H181V120ZM211 119H213V120H211ZM234 119V120H235ZM10 120V121H9ZM79 120V121H80ZM96 120H98V121H96ZM134 120V121H133ZM136 120V121H135ZM144 120V122L147 120V122L146 123H143L142 121ZM151 120V121H150ZM156 120V121H155ZM160 120H164V121H160ZM190 120H191V122H190ZM193 120H195V121H193ZM217 120V121H216ZM239 120V121H238ZM5 121H6V123L7 124H9V125H5L4 126V124H5ZM12 121H13V123H12ZM75 121V124L78 126V128H76L77 126L75 125V124H73V122ZM89 121H91L92 123H90ZM94 121V122H93ZM113 121V122H112ZM117 121V122H116ZM131 121H133V122H131ZM175 121V122H174ZM180 122L179 123V126H178V122ZM209 121H211L210 123H208ZM243 121H244V123H243ZM256 121V122H255ZM2 122H4V124L2 123ZM11 122V123H10ZM78 122V123H77ZM98 122V123H97ZM164 123V125H163V123ZM214 122H215V124H214ZM219 122V123H218ZM220 122H221V125H218V124H220ZM222 122H223V125H222ZM258 123L257 125L255 124V123ZM259 122H262V123H260V125L262 124V126L260 127L259 126ZM61 123V124H62ZM118 125H117V124ZM129 124V126H134L132 123H134L135 124V126L137 125V124H139V125H137L136 126V128L137 129H139L140 130V132H142V136H143V138L141 137V136H139V135H141L140 133L137 135V133L139 132H137V131H131L130 130V128H129V126H128V124ZM177 123V124H176ZM190 123H192V125H190ZM201 123V124H200ZM207 123H208V127H209V129H208V127H206L207 126ZM231 123L232 124H234V125H232L231 127H230V125H231ZM249 123V124H248ZM79 124H82V126L80 125L79 126ZM121 124V125H120ZM125 124V125H124ZM140 124H141V126H140ZM148 124V125H147ZM180 124H181V126H180ZM189 124V125H188ZM252 124V125H251ZM96 125V126H95ZM144 127H143V126ZM202 127H200V126ZM204 125H205V127H204ZM246 125H247V127H248V125L249 126H251V127H249V129L250 128H257V129H259L260 130V128H261V130H260V132H258V134H256V137H257V135H258V137L260 136V138H258L259 140L257 141V138L256 137H254V135H252V130L250 131H248V128H246ZM255 127H254V126ZM4 126V128L6 127L7 128V130H9V132H10V138H11V148L10 147H8L7 145L10 143V142H8L7 141V138H6V135H7V133L5 132V130H4V128H1V127H3ZM57 126H58V123H54L53 122V127H52V131L50 130V132H47V133H45V134H43V136L45 137V138H49V139H51V143L52 144H50V145H48V144H46L45 145V150L44 151H47V152H45V153H47L48 155L47 156H49L50 154L52 155V153H55L56 152V150H57V153H59L58 155H63V152L61 151L60 152V150H58V147H61L62 145H64V143H66V142H69L68 141V139H67V141L65 140V138H64V140H57V136L55 137V135H59L58 136V139H59V137H61V135H62V137L64 136H67L66 138H70V136H71V131H73V133L72 134H74L75 133V131H74V129H71V131H69V130H67L68 128H65L66 130H67V134H66V131H65V129H64V131H65V134H64V131H62V128L61 127H58V129L59 128H61V129H59V132H57L58 130H57ZM100 126V127H99ZM102 126V127H101ZM119 126H122V128L120 127V128H118ZM131 126V129H135V126L134 127H132ZM138 126L140 127V128H138ZM148 126V127H147ZM175 126V127H174ZM187 128V129H185V127ZM190 126H191V128H190ZM199 126V127H198ZM217 126H219L218 127V129L219 128H221L220 130H221V132L220 133H222L223 131H226V129L227 130H229V129H234V131H233V134H230V135H228L227 134V136H226V134H223V135H221V136H219L220 134L219 133H217L218 131H217ZM95 127V128H94ZM125 127V128H124ZM177 127V128H176ZM182 127H183V129H182ZM192 127H194V128H192ZM216 127V130L214 129ZM225 127H226V125H225ZM233 127H235L236 128V130H235V128H233ZM85 128H87V129H85ZM144 128H145V130H144ZM170 130H169V129ZM180 128V129H179ZM198 128V129H197ZM31 129V130H32ZM54 129V130H53ZM78 129V130H77ZM117 129V130H116ZM118 129H120V131H118ZM127 129H129V130H127ZM148 129V130H147ZM166 129V130H165ZM179 131H178V130ZM190 129H192V131L194 132H192L193 134H191V130ZM197 129V130H196ZM206 129V130H205ZM212 129L214 130V132H212ZM223 129V130H222ZM6 130V131H7ZM56 130V131H55ZM121 130H122V133L120 134V132H121ZM127 130V131H126ZM147 130V131H146ZM161 131V133L159 132V131ZM162 130H165L166 131V133H168V130H169V133H171L172 135H174L175 133H177L176 135H174L175 137L178 135V136H180V140H179V142L177 141V140H172V138H173V136L171 135V134H169L171 137L167 140L166 138H167V136H166V138L163 136V133H164V131H162ZM173 130H174V132H173ZM185 130V131H184ZM232 130H229V131H231V133H232ZM256 132L257 131H259V130H256V129H254ZM145 131L147 132V135L145 134ZM189 131H190V136H188L189 135ZM205 131V132H204ZM215 131H217V132H215ZM228 131V132H229ZM248 133H247V132ZM87 132H88V134H89V136H88V134H87ZM128 132H130V133H132V132H134V134H129ZM156 132V133H155ZM157 132H158V134H157ZM196 132H200V133H196ZM91 133V134H90ZM123 133H125V134H123ZM136 133V134H135ZM162 135V137L164 138L163 140H162V137H160V136H158V135H160V134ZM212 133V134H211ZM213 133H215V134H213ZM216 133H217V136H216ZM225 133V132H224ZM226 133H227V131H226ZM235 133V134H234ZM238 135H237V134ZM244 133V134H243ZM49 135L50 134V136H47V135ZM61 134V135H60ZM87 134V137H84L85 135ZM123 134V135H122ZM128 134V136H124V135H127ZM144 134H145V136H144ZM155 134H157V135H155ZM167 134V135H168ZM195 134V135H194ZM199 134H200V136H199ZM205 134H206V136H205ZM247 134V135H246ZM250 134H251V137L253 138L254 137V139H252L251 137H250ZM134 135V136H133ZM135 135H137V136H135ZM155 135V136H154ZM164 135H165V133H164ZM182 135V136H181ZM193 136V138H191L192 136ZM198 136V140L200 139L201 141L202 140H204V141H198V140H196L197 139V136ZM209 135H213L212 137L213 138H215V139H213L212 137H209L208 138V136ZM126 137L127 139H125V140H123L124 139V137ZM131 137V140H130V137ZM223 136H224V138H223ZM238 136V137H237ZM51 137V138H50ZM73 137V136H72ZM129 137V138H128ZM133 137V138H132ZM136 137V138H135ZM217 137V138H216ZM221 137V138H220ZM138 138H140V139H138ZM142 138V139H141ZM145 138L148 140V141H151V142H149V143H151V144H149L148 143V141H147V143H146V141H145ZM152 138V140H149V139H151ZM256 138V139H255ZM95 139L97 140V141H95ZM162 141H161V140ZM174 139H177V137L176 138H174ZM179 139V138H178ZM184 139V140H183ZM189 139V140H188ZM190 139H193L192 141L193 142H191V147L192 146H196V147H193L192 149L193 150H195L196 152L198 151V154H196V152L194 153V152H192V151H190V150H192L191 149V147H190V145H189V143H190ZM218 139V140H217ZM158 140V142H156ZM182 140V142H180ZM188 140V141H187ZM211 140H214V141H211ZM251 140H254V142L255 143H253V141H251ZM129 141V142H128ZM132 141H135V143H132ZM145 141V142H144ZM184 141V142H183ZM206 141H208L207 143H205ZM77 142H78V140L77 141H74V142H72V143H70V145H72V146H74V145H76L77 144ZM128 142V143H127ZM156 142V143H155ZM197 142L198 143H200L199 145L197 144ZM206 144V145H204V143ZM42 143H44V141H41V143L39 144V146L42 144ZM85 143V144H84ZM106 143V144H105ZM130 143V144H129ZM144 143H146V145L144 144ZM152 143H155L154 145H152ZM183 143V145L185 146V148H184V151L182 152V149H183V147L182 146H178L177 147V145H179V144H182ZM203 143V144H202ZM223 143H225L224 145H223ZM250 143L251 144H253V146L251 147V145H250ZM134 144H135V146H134ZM143 144L145 145L144 147H143ZM177 144V145H176ZM196 144V145H195ZM211 144V145H210ZM234 144V145H233ZM44 145V144H43ZM43 145H41L40 147L42 148V146ZM52 145H54L53 147H52ZM150 145V146H149ZM155 145L157 146V147H155ZM167 145V147L165 148V146ZM170 145V146H169ZM207 145H208V147H210V150H209V148H207ZM210 145V146H209ZM248 145H250V148H252V149H249V147H248ZM56 146V147H55ZM130 146V147H129ZM134 146V147H133ZM154 148H153V147ZM170 147V149H169V147ZM171 146H173V150H171L172 149V147ZM200 148H199V147ZM203 146V147H202ZM221 146V147H220ZM48 147V148H47ZM81 147V148H82ZM149 147H151L150 148V150H149ZM180 147H182L181 149H180ZM227 147V148H226ZM248 147V148H247ZM56 150H55V149ZM80 148V149H81ZM132 148H135V149H137L138 148V151L139 152H141V153H137L136 151H134L135 149H132ZM147 149V151H146V149ZM159 148V149H158ZM168 148V149H167ZM176 148V149H175ZM179 148V149H178ZM196 148V149H195ZM204 148H206V149H204ZM142 149V150H141ZM151 149H154V150H151ZM167 149V152H169V151H171V152H169V153H172V154H169V153H167L166 151H165V155H163L164 153V150H166ZM180 150L181 152H180V154H179V151L178 150ZM200 149V150H199ZM82 150V149H81ZM149 150V151H148ZM169 150V151H168ZM174 150H175V152H174ZM225 150V151H224ZM258 150H262V151H260L261 152V155H260V152L258 151ZM113 151V152H112ZM150 151H152V153L150 152ZM159 151V152H158ZM162 151V152H161ZM205 152L203 155H204V158H203V155H202V153L203 152ZM91 152H94L93 154H94V158L92 157V156H90L91 155ZM111 152H112V154H111ZM146 152H148V153H146ZM150 152V153H149ZM154 152V153H153ZM155 152H156V156L154 155L155 154ZM173 152H174V154H173ZM192 154V156H193V158L192 159H190L191 158V154ZM199 152H201L200 153V155H199ZM88 153H90V154H88ZM160 153H161V155H160ZM176 153V154H175ZM227 155H226V154ZM243 153V154H242ZM92 154V155H93ZM135 154H137V155H135ZM143 154V155H142ZM158 154V155H157ZM171 155V156H169V155ZM179 154V155H178ZM183 154H185V158H183ZM190 155V157H189V155ZM226 156H225V155ZM243 155V158L247 161H244V162H246V164L243 162L242 163V160H244L243 158H241L242 157V155ZM251 154H256V155H258V157H256V155H255V157L253 156V159L255 160V161H253V162H255V165H256V168H257V170L256 171H260L259 173H254V175L252 174V172L253 171H255V169H253V170H249V171H247L248 169H251V168H249V167H251V165L252 164H250V166H246L247 165V163H248V157H250V158H252V156H251ZM57 155V156H58ZM85 155H86V153H85ZM96 155V156H95ZM144 155H145V157H144ZM147 155H149V156H147ZM151 155H152V157H151ZM180 155H183L182 157H180ZM197 155H199V156H197ZM239 155H241V157H239ZM116 156H118V157H116ZM158 156H163L162 158L160 157V159L158 158ZM177 156V157H176ZM195 156H197L196 158H195ZM202 156V159H200L199 160V158ZM237 156L240 158V160H241V163L242 164H238V166H237V163H234V161H235V159H232V157H235L236 158V162H238V160H239V158L237 159ZM246 156V157H245ZM248 156V157H247ZM148 157H149V159H148ZM155 157V158H154ZM166 157H168V158H166ZM173 157H175V158H180L181 160H183L184 159V161H186V162H182V161H179V162H177V159H175V160H173L172 158ZM208 157H209V159H208ZM128 158V159H127ZM140 158V159H139ZM144 158V159H143ZM183 158V159H182ZM224 158V159H223ZM225 158H226V160H228V159H230V161H232V163L231 162H229L228 161V163H226V160H225ZM255 158H259L258 160H260V161H257V159H255ZM114 159V160H113ZM141 159H142V161H141ZM146 159V160H145ZM155 159H156V161H155ZM158 159V160H157ZM171 161H170V160ZM186 159H188V160H186ZM64 160V159H63ZM105 160V161H104ZM117 160V161H116ZM162 160V161H161ZM179 160V159H178ZM194 160V161H193ZM205 162H204V161ZM207 160V161H206ZM240 160H239V162H240ZM133 161V162H132ZM164 161V162H163ZM167 161V162H166ZM172 161H173V163H172ZM188 161V162H187ZM192 161V162H191ZM222 161V162H221ZM252 161V160H251ZM250 161V162H251ZM96 162H97V164H96ZM111 162V163H110ZM138 162V163H137ZM162 162V163H161ZM182 162V163H181ZM202 162H204V164H206L207 162H209V164L211 163V166H213V167H210L209 166V164L207 163V165H204L205 166V172H206V170H208L206 173L205 172H203L202 170V168L200 169V168H198L199 166H203L202 164ZM253 162H251V163H253ZM257 162H259V163H257ZM89 164L88 166H87V164ZM130 163V164H129ZM134 163V164H133ZM136 163V164H135ZM146 163V164H145ZM155 163V164H154ZM233 163L237 166V167H239V169L242 167V166H244L246 169L244 170V172H243V169L244 168H242V169H238L237 167H235V165H233ZM65 164V165H64ZM94 164H96L95 166H94ZM165 166H164V165ZM166 164H168V168H166L167 167V165ZM173 165L174 164V168L171 166V165ZM257 164H259L258 166H257ZM83 165L84 166H87V168L86 167H83ZM117 165V166H116ZM131 165V166H130ZM142 165V166H141ZM169 165H170V167H169ZM178 165V166H177ZM185 165V166H184ZM230 165V166H229ZM231 165H232V167H231ZM242 165V166H241ZM255 165H254V168H255ZM7 166V165H6ZM69 166V167H68ZM81 166L83 167V170H82V168H81ZM97 166V167H96ZM146 166V167H145ZM177 166V167H176ZM180 166V167H179ZM189 166H191L190 168H191V172H190V168H189ZM260 166V167H259ZM67 167V168H66ZM138 167V168H137ZM142 167V168H141ZM162 167V168H161ZM175 167L178 169L177 170V172L176 171H174V170H176L175 169ZM183 167V168H182ZM189 168L188 170L186 169V168ZM229 167V168H228ZM4 168H7L6 170L4 169ZM39 168V169H38ZM88 168H89V171L90 172H88ZM129 170H128V169ZM146 168V169H145ZM163 168H164V170H163ZM180 168V169H179ZM212 168H214V169H212ZM216 168V169H215ZM231 168V169H230ZM233 168V169H232ZM260 168V169H259ZM75 169H77V171L75 170ZM122 169H124V170H122ZM138 169V170H137ZM140 169V170H139ZM144 170V171H142V170ZM174 172H176L177 173V177H175V179H173V176L172 175H176V174H173V171ZM230 170V172H232V173H229L227 170ZM64 170H66V171H68L69 172V170H70V172H71V170H72V172L71 173H73V171L74 172H77L78 173V171L80 172V173H78L79 174V176L78 175H75L74 173H73V175L75 176V178H74V176L71 174V173H69L68 174V172H67V175H69V176H67L66 175V172H64L63 174H62V172L61 171H64ZM86 171V174L84 175V177L83 178H81V179H84L85 180V182L86 183H84V184H81L80 183V181L81 180H78L79 179V177H81L80 176V174H81V172L83 171V174L85 173V171ZM112 170V171H111ZM158 170V171H157ZM179 170L182 172L183 170H185V173L184 174H187V172H188V174L189 175H184V174H180V172H179ZM224 170H226V171H224ZM232 170V171H231ZM5 171H6V173H5ZM119 173H118V172ZM201 171V172H200ZM217 171H219V172H217ZM241 173H240V172ZM247 171V172H246ZM45 172V171H44ZM162 172V173H161ZM209 172V173H208ZM226 172V173H225ZM236 172H237V174H236ZM238 172H239V174H238ZM245 172H246V174L249 172L250 174V176L252 175V176H256V177H254V180L255 181H253V179H252V181L253 182H250V184H248L247 186H246V183H247V181L245 182V186L246 187H248L249 186V189H250V186H251V194H249L248 195V193L250 192L249 191V189H245L246 187H244V189H240V184H239V186H238V183L237 184H235L233 181H235V178H236V180H237V177H233L234 179H232V176H242L243 175V173L245 174ZM8 173V174H7ZM50 173V174H49ZM57 173H59V174H57ZM61 173V174H60ZM90 173H91V175H90ZM118 173V174H117ZM159 173H160V175H159ZM198 173V174H197ZM213 173V176L216 178V180L214 179V182L215 183H217V181H219L220 180V183H222L223 184V187H219L220 189H218V187H216V189L214 188V191H213V187H215V184H212L213 185V187H211L210 188V186H208L207 187V185H209L208 183L211 181H209V182H207V179H208V177L210 178H212V174ZM227 173H229V174H227ZM48 174H49V176H48ZM55 174H56V176H55ZM137 174V175H136ZM178 174L180 175V176H184L185 178H181L180 176H178ZM196 174H197V176H196ZM206 174H208L207 176H206ZM211 176H210V175ZM214 174H216V175H214ZM218 174L221 176V179H220V177L218 176ZM227 174V175H226ZM232 174V175H231ZM242 174V175H241ZM262 174V175H261ZM50 175H51V177H50ZM61 175H63V177H65V179H68V182L67 183H65L64 182V179H62L63 180V184L61 183V179H60V177H61ZM82 175V174H81ZM123 175V176H122ZM158 175V176H157ZM163 175V176H162ZM193 175V176H192ZM205 175V176H204ZM224 175L225 176H228V177H225V179L226 178H228V179H230V177H231V179L230 180H233V181H231V183L233 182V185H234V187H231V184L229 183V181L227 182V183H225L224 181H223V178H224ZM258 175H260V176H258ZM47 176H48V178L49 179H47ZM58 176V177H57ZM60 176V177H59ZM77 176H78V178H77ZM94 176L96 177L95 179H94ZM134 176V177H133ZM135 176H136V178H135ZM245 176V175H244ZM243 176V177H244ZM251 176V177H252ZM73 177V178H72ZM88 177H90L91 179H88ZM117 177V178H116ZM123 179V180H121V178ZM133 177V178H132ZM179 177L181 178V179H179ZM207 177V178H206ZM219 177V178H218ZM238 177V178H239ZM246 177V176H245ZM120 178V179H119ZM210 178V179H211ZM219 180H218V179ZM240 178H242V177H240ZM249 178V177H248ZM45 179H47V180H45ZM60 179V180H59ZM95 181H94V180ZM98 179V180H97ZM128 179V180H127ZM154 179V180H153ZM168 179V180H167ZM171 179H173V180H171ZM183 179H185L186 181H187V183H186V185L184 186V184H185V180L183 181ZM257 179H258V183H255L256 181H257ZM45 180V181H47V183H45L44 184V182L43 181ZM54 180H56V182L57 181H60V183L58 182V186L56 185V182L54 181ZM78 180V181H77ZM102 180V181H101ZM113 180V181H112ZM174 180H176L177 182H175ZM181 182H180V181ZM114 181H116V183H118V181L120 182V186H118V188H116L117 186H112V185H114ZM130 181H133V183L131 184L130 183ZM158 181L160 182V183H158ZM167 182V184L165 185V183ZM182 181H183V184H181L182 183ZM213 181V180H212ZM241 181V180H240ZM243 181V180H242ZM250 181H251V179H250ZM53 182H55V184H53ZM82 182H83V180H82ZM100 182V183H99ZM124 182V183H123ZM248 182H249V180H248ZM262 182V183H261ZM161 183H163V184H161ZM212 183V182H211ZM243 183V182H242ZM256 184V185H253V184ZM39 184H40V186H39ZM73 184V185H72ZM98 184V185H97ZM126 184V185H125ZM129 186H128V185ZM156 184V186H154ZM181 184V185H180ZM192 184V183H191ZM221 184V185H222ZM226 184V185H225ZM227 184H228V186H229V188H228V186H227ZM263 184V185H262ZM11 185V186H10ZM35 185V186H34ZM37 185V186H36ZM59 185H61V187L59 186ZM64 187H63V186ZM81 185H85V186H83V187H85L86 189H85V191H84V189H82L81 190V192H85V194H86V192H88L87 194V196L85 195L84 196V198H83V195H84V193H82V195H78V196H82L80 199L78 198V196H76L79 200H77V201H75L76 200V198H75V195H77L78 193H81V192H78V190H80L81 188H80V186ZM116 185V184H115ZM118 185V184H117ZM162 185V186H161ZM164 185V186H163ZM170 185V186H169ZM211 185V186H212ZM225 185V186H224ZM243 186H244V183L242 184ZM39 186V187H38ZM53 186V187H52ZM55 186V187H54ZM122 186V187H121ZM154 186V187H153ZM175 186V187H174ZM217 186V185H216ZM219 186V185H218ZM227 186V187H226ZM239 187V190H240V196H242L243 198L242 199H240L241 197L240 196H237L239 193V191L237 192V191H235L236 189H235V187ZM15 187V188H14ZM40 187H45V188H47V190H48V192H47V190L46 189H40ZM63 187V188H62ZM68 187V188H67ZM73 187V188H72ZM80 188V189H77V188ZM113 187H115V188H113ZM133 187V188H132ZM172 187H173V189H172ZM237 187V188H238ZM60 188H61V192H60ZM72 189V191H71V189ZM110 188V189H109ZM124 188V189H123ZM125 188H126V190H125ZM175 188V189H174ZM194 188L196 189V190H194ZM208 188V189H207ZM222 188H224L225 189V193H228V192H232L233 194H231V196H233V198L235 197V202L237 203V202H239L238 204H237V206H239V208H240V205H242L241 207H243L244 208V210H243V208H242V211H245V209H251L252 210V212L253 213H251L252 215L254 214L257 218H258V220H260V222H257V223H261V224H263L262 225V228H261V226H259L258 228H257V226H258V224H256V223H254L253 221H255L254 220V215H253V219H252V223H251V225L252 226H254V227H252L250 224H249V222L250 221H248V220H250L251 219V217L250 218H248L249 216L247 215L248 213L250 214V212H249V210H248V212H242V216H243V213L245 214L244 216L246 217L247 216V221H248V225H250V227H247V225L245 226V227H247L248 228V230H244V229H247V228H243V226L241 227V229L243 230V231H247V232H249L248 234H247V236H244V235H246V233L247 232H243L242 231V233L240 234V232H241V230L239 229L240 227L238 226L239 225V221H240V223H242V221H241V219L243 218H240L238 221H237V219H236V217H235V220H234V218L233 219H231V217L233 216H231L230 215V213L228 214V211L230 212L231 211V214H232V212H233V210L230 208V206H232V204H233V202H232V204L230 203L229 205L230 206H228L229 207V209H228V207H227V205H228V203L227 202H230V200L231 201H234V199H232V197L230 196V194H227L228 196H226L225 198H226V200H225V202H223V209L221 210L220 209V204H221V202H222V199H223V201H224V198H223V196H225L226 194H224L223 196H222V198H221V196H219V195H222V193H220V190L222 189ZM227 188V189H226ZM13 189V190H12ZM26 189V188H25ZM24 189V190H25ZM39 189H40V191H39ZM131 191H130V190ZM136 189V190H135ZM205 189H206V191H205ZM228 189H231V191H228ZM235 189V190H234ZM28 190H29V188L26 190L27 192H28ZM41 190L43 191V192H41ZM45 190H46V192L48 193H46L45 192ZM94 190V191H93ZM114 190V191H113ZM124 190L126 191V193L124 192ZM154 190V189H153ZM173 190H175L176 191V193H175V191H174V193H173ZM208 190V191H207ZM242 190H244V193L243 194H245L246 196L244 197V195L242 194ZM13 191H14V193L15 194H13ZM128 191V192H127ZM148 191V192H147ZM198 191V192H197ZM199 191L201 192L200 193V195H198V193H199ZM226 191H228V192H226ZM59 192H60V194H59ZM119 192V193H118ZM133 193V194H131V193ZM166 192V191H165ZM185 192V193H184ZM208 192V193H207ZM247 194H246V193ZM121 193H122V196H123V198L125 197V200H129V203L128 204H130V205H128L127 204V207L129 208L128 210V213L127 214H124V215H122V219L121 218H118V219H115V217H116V214H115V212L114 211H112L111 209H109L110 210V212L108 211V212H105L104 210H103V208L106 206V204H108V203H110L111 204V202H112V200H111V198H113V196H114V200L116 201V199L118 200V197L119 196H121ZM184 195V196H182V194ZM187 193V194H186ZM202 193H203V195H202ZM207 193V194H206ZM236 193V194H235ZM10 194V195H9ZM13 194V195H12ZM49 194H51V199H52V202H51V199H50V197L48 198V195ZM57 194V195H56ZM58 194H59V196H58ZM112 194V195H111ZM115 194H116V196H115ZM216 194V196H217V194H218V196L221 198L220 200H219V198H218V196H217V198L218 199H216V197H215V199H214V195ZM242 194V195H241ZM12 195V196H11ZM43 195H45V197H43ZM47 195V196H46ZM55 195V196H54ZM118 195V196H117ZM125 195V196H124ZM132 195V196H131ZM145 195H146V197H145ZM169 195H171V196H169ZM174 195H175V197H174ZM189 195V194H188ZM204 196V195H207L208 197H210V200H207L208 199V197H205L204 196V198L202 197V200L203 199H205L206 198V205L204 204V203H201V202H203V201H200V197H198V196ZM252 195V196H251ZM3 196V197H2ZM10 197V198H7V197ZM15 196V197H16ZM38 196V197H37ZM193 196H194V198H193ZM231 197V199H230V197ZM14 199H13V198ZM38 198V200L40 199V201H43V203H46V205L45 204H43V205H41V206H39L40 204H39V202L37 203V198ZM53 197H54V199H53ZM131 197V198H130ZM148 197H149V195H148ZM179 197V198H178ZM239 198V200L237 199V198ZM31 198V199H30ZM35 200H34V199ZM49 199V201L47 202V200ZM61 198V199H60ZM63 198H65V200L63 199ZM84 199L83 201L81 200V199ZM86 198V199H85ZM145 198V199H144ZM178 198V199H177ZM183 198V199H184ZM247 198V199H246ZM33 199V200H32ZM43 199V200H42ZM72 199H75V200H72ZM195 199V200H194ZM19 200H20V202H19ZM30 200L31 201H35L34 202V204H33V202H31V204H33L34 206H36L35 207V213H34V207H33V205H31L30 204ZM64 200V201H63ZM82 202H81V201ZM87 200V202L85 203V201ZM108 200H110V201H108ZM137 200V201H136ZM149 200V199H148ZM171 200V201H170ZM12 201H14V202H12ZM26 201H28V202H26ZM46 201V202H45ZM106 201H107V203H106ZM143 201V202H142ZM155 200H153V202H154ZM166 203H165V202ZM180 201H182V200H180ZM197 201V202H196ZM221 201V202H220ZM51 202V203H50ZM84 202V203H83ZM140 204H139V203ZM150 202H152V200L150 201ZM17 203V204H16ZM25 203H26V205H25ZM41 203V202H40ZM50 203V204H49ZM75 203V205H74V207H72L73 206V204ZM76 203H78L77 204V206H76ZM80 203L81 204H83V205H81L80 206ZM147 203V204H146ZM241 203V204H240ZM16 204V205H15ZM39 204V205H38ZM94 204L96 205V206H94ZM102 204H104V205H102ZM198 204V205H197ZM1 205V204H0ZM39 206V208H38V206ZM51 205H52V207H51ZM68 205H69V207L70 208H72L73 209V212H70L71 211V209L69 208V210H68ZM72 205V206H71ZM104 206V207H102V206ZM167 205V204H166ZM173 205H174V203H173ZM203 205V206H202ZM207 206V207H205V206ZM234 205V204H233ZM21 206H22V208H21ZM98 206V207H97ZM108 206V205H107ZM106 206V207H107ZM149 206V205H148ZM234 206H236V204L234 205ZM234 206H233V208H234ZM21 208L20 210L23 212H21L18 208ZM49 207H51V209L49 210L48 208ZM76 207V208H75ZM81 207V208H80ZM100 207V208H99ZM106 207L104 208V209H106ZM133 207H136V208H134L133 209ZM201 207V208H200ZM248 207V208H247ZM1 208V207H0ZM38 208V209H37ZM47 208V209H46ZM67 208V209H66ZM102 208V209H101ZM110 208V207H109ZM222 208V207H221ZM46 209V210H45ZM80 209V210H79ZM241 209V208H240ZM15 211V213L13 214L12 212H14ZM25 210L26 211H28V214L26 213V215H25ZM70 212V214L68 213V211ZM246 210V211H247ZM250 210V211H251ZM11 211V212H10ZM19 211H20V213L22 214V216L20 215L19 216ZM105 212L103 215L101 214L102 212ZM240 211V210H239ZM34 214H33V213ZM40 212V213H39ZM65 212L67 213L66 215H68L67 217H65L66 215H65ZM77 212V213H76ZM78 212H82V214L81 213H78ZM200 212V213H201ZM32 213V214H31ZM75 213V214H77L76 216H78V214H80L81 216L79 217L80 219H82V220H84L85 222L87 221V222H89L88 224H87V222L86 223H82L81 222V224H80V222H79V224L81 225V227L79 226V224L78 225H73L72 223L74 222V221H81L78 217L75 219V217L73 216V214ZM113 213L115 214V215H113ZM240 213V212H239ZM24 214V215H23ZM63 214V215H62ZM72 214V216H70ZM111 214V215H110ZM65 215V216H64ZM107 215H110V219H108L109 220V222H111V224H106V221H104L106 218H104V217H106ZM200 216H201V214H199ZM241 215V214H240ZM23 216H24V219H23ZM26 216V217H25ZM63 216V217H62ZM101 216V217H100ZM114 216V217H113ZM135 216V217H134ZM17 217L19 218L20 217V220L19 219H17ZM100 217V218H99ZM112 217V218H111ZM245 217H244V219H245ZM3 218H5V219H3ZM26 218V219H25ZM63 218H65V219H63ZM71 218V219H70ZM133 218H135V219H133ZM163 218V217H162ZM10 219V222L8 223L7 222V220H9ZM62 219L66 222V221H69V223L68 224H71L70 225V229H69V226H67L66 227V224H67V222H66V224H65V222H63L62 221ZM72 219H74V221L72 222ZM99 219V220H98ZM112 219H114L115 221L116 220H118V222L116 221H114V220H112ZM175 219V220H174ZM13 220H15L14 222L15 223H17V225L16 224H14V226L15 227H13L12 225H13ZM101 220V222H99ZM120 220V221H119ZM122 220H124V221H122ZM158 220H161V221H158ZM232 220V221H231ZM257 220V219H256ZM21 221V222H20ZM83 221V222H84ZM93 221H96L97 222V224L95 223V222H93ZM104 221V222H103ZM134 221V222H133ZM227 221V222H226ZM230 221L231 222H235L236 221V225H230L229 223H230ZM6 222V223H5ZM72 222V223H71ZM91 222H93L92 224H91ZM108 222V223H109ZM114 222V223H113ZM122 223V225H121V223ZM208 222V223H207ZM234 222L232 223V224H234ZM244 223H246V221H243ZM256 222V221H255ZM8 223V224H7ZM78 223V222H77ZM113 223V224H112ZM120 224V225H118V224ZM19 224V225H18ZM91 224V225H90ZM117 224V225H116ZM205 225V224H207L208 225V227H210L209 229L207 228V230H206V232L205 233H211L210 235L211 236H214L215 237V239H217L216 240V244H215V246L213 247V249H212V247L210 246L209 248H211V250H212V252L210 253V254H205V252H204V254H205V256H204V254H203V251H204V245H206L207 244V242H210V244L212 243V242H214V240L215 239H213L214 237H212V241H211V239H209V241H207V239H204V238H201L204 242H199L198 240V242H199V244H197L195 241V236L197 237V238H199L198 236H199V233H198V229H201V228H198L199 226L198 225ZM254 224V225H253ZM255 224L257 225L256 227H255ZM27 225L28 226H30V227H27ZM129 225V226H128ZM172 225V226H171ZM174 225V226H173ZM10 226H12L13 228H15V230L13 231L11 228H8V227H10ZM17 226H19V227H21V228H18ZM60 226H62V227H65V231H63V234H62V231L61 230H63V228L61 229L60 228ZM79 227V229L77 228V229H75V230H77L78 232H79V230L82 228V230L79 232V234L78 235H73V234H76V233H72V232H75L71 227H73V228H75V227ZM85 226H87V228H85ZM109 226V227H108ZM198 226V227H197ZM206 226V225H205ZM214 226H216V227H214ZM234 226V227H233ZM235 226H237V227H235ZM241 226V225H240ZM2 227H7V230L5 229V232L7 233L8 231H10L9 229H11L12 231L9 233H7V235L6 234H4V236L2 235V233H3V228ZM25 229H24V228ZM53 227V228H52ZM194 227H196V228H198V229H196V228H194ZM230 227H233V229L235 228H237L236 230H237V233H236V231H233V229L231 230V232H235L233 235H234V239H232L231 238V236L232 235H230L229 234V236H227L228 234H226L225 232H227L228 230H229V232H230ZM54 228H56L57 229V232H56V230L54 229ZM194 228V229H193ZM206 228V227H205ZM16 229H18V230H16ZM25 231H24V230ZM30 229V231H35V230H38V232H40V233H38L37 232V234H36V232H29L28 230ZM33 229V230H32ZM85 229V230H84ZM111 229H113V228H111ZM212 229V230H211ZM239 229V230H238ZM251 229V232L249 231ZM41 230H42V232H43V234H42V232H41ZM50 230V231H49ZM53 230V231H52ZM71 230V231H70ZM87 230V231H86ZM193 230V231H192ZM209 230H211V232L209 231ZM22 231H24V232H22ZM27 231V232H26ZM48 231H49V233H48ZM56 233H55V232ZM59 231H60V233H59ZM68 231H69V233H68ZM174 231V232H173ZM197 233H196V232ZM253 231H255V233H253ZM4 232V233H5ZM19 232H20V234H19ZM52 232H53V236H48V235H51L52 234ZM71 232V233H70ZM176 232V233H177ZM202 232H204L203 231V229H202ZM201 232V233H202ZM228 232V233H229ZM230 232V233H231ZM22 233H23V235L24 236H22L21 237V235H22ZM33 233V235H32V237H33V239H32V237H31V234ZM44 233H45V236L47 235V238H45V236H44ZM69 235H68V234ZM200 233V234H201ZM207 233V234H208ZM223 233H224V235H223ZM240 234V240H239V237L238 238H236V236H237V234ZM10 234V235H9ZM61 234V235H60ZM68 236H67V235ZM71 234V235H70ZM206 234V235H207ZM242 234H244L243 236H241ZM249 234H250V236H249ZM37 235H40L41 236V241L42 242H45L43 245H41V243L42 242H40V240H39V238H38V240L37 241H39L40 243L38 244L37 242L36 243H34L35 241V239H37V238H35ZM205 235V236H206ZM209 235V234H208ZM236 235V236H235ZM5 236H6V238H5ZM14 236H13V238H14ZM17 236V237H16ZM26 236H27V238L28 237H30L32 240H33V242H32V240H30V238H28V240H27V238H26ZM45 238L44 240H42V238L43 237ZM170 236L172 237V238H170ZM202 236H204V234H202ZM210 236V237H211ZM227 236V237H226ZM18 237H20V240H18ZM77 237H80V238H82V239H84L83 241V245L81 246V242H82V239H80V238H77ZM94 237V236H93ZM92 237V238H93ZM194 237V238H193ZM201 237V236H200ZM208 237V236H207ZM231 238V242L228 240V238ZM233 237V236H232ZM50 238H52V239H50ZM75 238H77V239H80L81 240V242H80V240H77V239H75ZM88 238V239H87ZM188 238V239H189ZM229 238V239H230ZM244 238H247V239H249L248 241H246L245 242V240H247V239H245L244 240V242H245V244H243L244 242H242L243 241V239ZM5 239V240H4ZM23 239H25V241L23 240ZM49 241L50 240V243L47 241V240ZM145 239V240H144ZM200 239V238H199ZM9 240V241H8ZM17 240H18V242H20L21 244H19L18 242H17ZM29 240H30V242H29ZM53 240H55V241H53ZM195 240V241H194ZM205 240L207 241V242H205ZM233 240H234V243H232L233 242ZM238 240L241 242V247H240V244H238L239 242H238ZM3 241V242H2ZM8 241V242H7ZM52 241H53V243H52ZM89 241H91V240H89ZM226 242L225 244L223 243V242ZM251 241V242H250ZM15 242V243H14ZM24 242H25V247H24ZM78 242V243H77ZM230 242V243H229ZM9 243V244H10ZM18 243V244H17ZM52 243V244H51ZM88 243V242H87ZM86 243V244H87ZM200 243H204V245L202 246V244H200ZM10 244V245H11ZM38 244V245H37ZM47 244V245H46ZM67 244V245H66ZM72 245L71 246V248H73V249H70V246L69 245ZM78 244H80V245H78ZM89 244V243H88ZM87 244V245H88ZM170 244L173 246H170ZM192 244V245H191ZM195 244V246H196V244L199 246V247H201V248H199L198 246L195 248L196 249V251H195V249H193V245ZM228 244V245H227ZM19 247H18V246ZM28 245V246H27ZM36 245V246H35ZM40 245V246H39ZM49 245H56V246H54V247H56V248H54L53 246L51 247V248H49L50 246ZM75 245V246H74ZM77 245L80 247V248H82V249H80V248H78L77 247ZM87 245H84V247L85 246H87ZM208 245V244H207ZM225 245V246H224ZM230 245V246H229ZM251 245H253V246H251ZM31 246H33L34 248H37V250H36V254H35V256H34V254L32 253V252H34L35 251V249H33L32 250V247L30 248ZM49 246V247H48ZM65 246H69V248H68V250L66 249L65 250ZM165 246V247H164ZM229 246V247H228ZM255 246V247H254ZM17 247V249H15ZM22 247V248H21ZM28 247H29V249H28ZM38 247H40L39 249H38ZM165 249H164V248ZM167 247V248H166ZM170 247V248H169ZM206 247V246H205ZM208 247V246H207ZM215 247H216V249H215ZM245 247V246H244ZM61 250H60V249ZM173 248V249H172ZM182 248V249H181ZM197 248H199V251H202V255H200V257L198 256V249ZM218 248V249H217ZM237 250H236V249ZM47 249H51V250H47ZM178 249H180V250H178ZM203 249V250H202ZM206 249V248H205ZM216 250L215 252L213 251V250ZM22 250V251H21ZM207 251H209L208 249H206ZM225 250L227 251V252H225ZM242 250V251H243ZM18 251V252H17ZM51 251V252H50ZM75 251V250H74ZM159 251V252H158ZM255 252V253H253V252ZM62 252V253H61ZM163 254H162V253ZM194 252L196 253L195 255H194ZM217 252V253H216ZM219 252H220V254H221V256H219L220 254H219ZM231 252H233V250L231 251ZM236 252H234V253H230V255H232V254H235ZM241 252V251H240ZM244 252V251H243ZM242 252V253H243ZM245 252V253H246ZM253 254H252V253ZM20 256V257H18V255ZM59 253H61V255H62V258H60L59 257ZM165 253V254H164ZM209 253V252H208ZM216 253V254H215ZM226 253V254H225ZM237 253H239V252H237ZM241 253V254H242ZM245 253H243L242 255V257H241V255L239 254V258L238 259H236L235 260V258L237 257V254L236 255H234V256H236V257H234L233 255H232V257H234L233 259L237 262L238 261V263H243L244 261H245V259H246V262H244V263H247V258H246V256H245ZM64 254H65V256H64ZM145 254H148L149 256H148V258H147V255H145ZM163 255V256H160V255ZM199 254H201V252H199ZM225 254V255H224ZM256 254V255H255ZM29 255V256H28ZM124 255V256H123ZM145 255V256H144ZM228 255V254H227ZM230 255H228L229 256V258L231 257ZM246 255H247V253H246ZM247 255V256H248ZM261 255V256H260ZM25 256L27 257V258H25ZM78 256V255H77ZM77 256H75V260L74 261H76L75 263L76 264H85L84 262H82V261H80V259H79V256H78V258H77ZM137 256H138V259H137ZM151 256V258H149ZM157 256H160V258L159 257H157V259L155 260H153V258H156ZM16 257H17V260H16ZM87 257V256H86ZM132 257L134 258V259H132ZM217 257V258H216ZM219 257V258H218ZM241 257V258H240ZM15 258V259H14ZM22 259V261H21V259ZM26 259V260H24L23 261V259ZM121 258V259H120ZM141 258V259H140ZM163 258H164V260H163ZM225 258V259H224ZM228 258V259H229ZM242 258H244V260L242 259ZM253 258H255V257H253ZM28 259H29V261H28ZM143 259V260H142ZM204 261H203V260ZM210 259H209V261H210ZM213 259H217V260H213ZM14 260H15V262H14ZM53 260H55V261H53ZM120 260V261H119ZM158 260V261H157ZM160 260V261H159ZM243 260V261H242ZM27 261V263H25ZM147 261V262H146ZM203 261V262H202ZM242 261V262H241ZM20 262V263H19ZM36 262V263H35ZM145 262V263H144ZM250 262H252V261H250ZM250 262L248 263V264H250ZM74 263V264H75ZM31 264H33V263H31ZM69 264V263H68ZM206 264V263H205ZM251 264H253V263H251ZM255 264V263H254Z\"/></svg>",
	"mask_w": 264,
	"mask_h": 264
},
{
	"label": "bare ground",
	"instance_id": "6f19581e",
	"mask_svg": "<svg viewBox=\"0 0 264 264\" xmlns=\"http://www.w3.org/2000/svg\"><path fill=\"white\" fill-rule=\"evenodd\" d=\"M7 1H8V0H7ZM39 1H40V0H39ZM95 1H96V0H95ZM99 1H100V0H99ZM106 1H107V0H106ZM179 1H180V0H179ZM189 1H190V2H189ZM189 1H187V2H188V3H191V0H189ZM224 1L226 2L227 0H223L222 2H224ZM242 1H243V0H242ZM10 2H11L12 4H14V2H15L14 5L17 4V3H16L17 0H14V1H13V0H10ZM10 2H9V4L7 3V4H5V5H4V4H2V5H4V6L7 5L6 8H8V5H10ZM48 2H49V1H48ZM69 2H70V1H69ZM72 2H73V1H72ZM146 2H147V0H109L108 2H106L107 4H105L106 6H107V5H108V6H107V7H106L105 5H104V6H105L106 8H109V9H107V11L109 12L107 15L109 16V14H111V16L114 17V19H111V20H113V21H112L113 24L111 23L112 26H113V25L115 26V27H113V28H117V29H118V28H119L118 26L125 24V22L127 21L126 18H124L125 21L122 19V21H123L122 23H123V24H122L121 22H120V23L118 22V20H120V18H122V16H119V15H118V14L120 13L121 10L127 8V9H129L128 11L133 10L134 14L136 15V13H137V15H138V14H140V13H139V10L142 11L143 9L146 8V6H147V5H146ZM214 2H215V4H216V1H214ZM244 2L247 3L248 0H246V1H244ZM39 3H40V2H39ZM62 3L64 4V1H63ZM62 3H61V4H62ZM82 3H84V2H82ZM157 3H158V2H157ZM232 3H233V2H232ZM246 3H245V4H246ZM45 4H47V3H45ZM63 4H62V5H63ZM65 4H66V3H65ZM69 4H70V3L67 2L66 5L69 6ZM74 4H75V2H74ZM76 4L78 5V3H76ZM86 4H87V3H86ZM170 4H171L172 6H175L176 4H178V1H177V0H170L168 3H166V4H164V5L167 7V6L170 5ZM192 4H193V3H192ZM250 4H251V3H250ZM250 4L248 5V7L250 6ZM66 5L63 6L64 9L67 8V7H65ZM97 5H98V4H97ZM97 5H95V7H96ZM160 5H163V4H160ZM164 5H163V6H164ZM183 5H184V4H183ZM216 5L218 6V3H217ZM219 5H220V4H219ZM230 5H231V3H230ZM233 5H234V4H233ZM235 5H236V3H235ZM235 5H234V6H235ZM238 5H239V4L237 3L236 6H238ZM252 5H254V4H252ZM263 5H264V4H263ZM263 5H262V7H263ZM158 6H159V5H158ZM172 6H171V7H172ZM191 6L193 7V5H191ZM241 6H244V4L241 5ZM15 7H17V5L14 6V9H13V10H15V11L18 10V11H17L18 16H20V15H19V12L21 13V11H22V12L26 11V10H22V8H20L21 11H19V8L16 9ZM45 7H46V6H45ZM52 7H54V6H52ZM168 7H169V6H168ZM171 7H169V8L171 9ZM178 7H179V6H178ZM185 7H188V5L186 4ZM251 7H252V6H251ZM251 7H250V8H251ZM4 8H5V7H4ZM6 8H5V9H6ZM41 8H42V7H41ZM43 8H44V7H43ZM58 8H59V6H58ZM84 8H85V5H84ZM157 8H158V7H157ZM164 8H165V7H164ZM174 8H175V7H174ZM176 8H177V7H176ZM188 8H189V7H188ZM241 8H242V7H241ZM244 8H245V7H244ZM250 8H249V9H250ZM252 8H254V7H252ZM23 9H25V8L23 7ZM26 9L29 10L30 8H29V9L26 8ZM53 9H55V10L53 11V14H58V10H57L55 7H54ZM74 9H75V8H74ZM74 9H70V8H69V10H63V11H66V12H65V13H66V16H67V12H68V15H69V13H70V15L72 16V13H73L72 11H74ZM77 9H79V8H77ZM160 9H161V7H160ZM170 9H168V10H170ZM179 9H180V8H179ZM232 9H234V8L232 7ZM13 10H12V12H13ZM49 10H50V8H49ZM61 10H62V9H61ZM75 10H76V9H75ZM92 10H93V9H92ZM105 10H106V9H105ZM164 10H165V9H164ZM173 10H174V9H173ZM175 10H176V9H175ZM180 10H181V9H180ZM191 10H192V9H191ZM241 10H243V9H241ZM244 10H246L245 12H247L248 8H247V9H244ZM9 11H10V10H9ZM15 11H14L13 13H15ZM32 11H33V10H32ZM51 11H52V10H50V12H51ZM56 11H57V13H55ZM99 11H100V10H99ZM101 11H102V10H101ZM107 11H106V12H107ZM125 11H126V9H125ZM125 11H124V12H125ZM128 11H126L125 13L127 14ZM162 11H163V10H162ZM162 11H161V12H162ZM185 11H186V14H187V9H186ZM188 11H189V10H188ZM251 11H253V9H251ZM263 11H264V10H263ZM6 12H7V10H6ZM12 12H10V13H12ZM41 12L43 13L44 10H43V11H40V13H41ZM50 12H48V10H45V12H44L45 14H44V13H43V15L39 14V16L41 15V16L44 18V16H47L48 13H49V15H50ZM71 12H72V13H71ZM177 12H179V11L177 10ZM242 12H243V11H242ZM245 12H244V13H245ZM257 12H258V11H257ZM33 13H37V12L33 11ZM63 13H64V12H63ZM75 13H76V15H77V12H74V14H73L74 17H73V16L71 17V16L69 15V19H70V17H71V18H72L71 20H73V18H75ZM89 13H90V12H89ZM157 13H158V12L156 11V13H152V14H153V15L155 14V17H156V14H157ZM180 13H182V11H181ZM183 13H184V12H183ZM192 13H193V12H192ZM23 14H26V13H23ZM23 14H22V15H23ZM121 14H122V13H121ZM134 14H133V15H134ZM184 14H185V13H184ZM190 14H191V12H190ZM190 14H189V15H190ZM26 15H27L26 17H28L29 14H26ZM32 15H33V14H32ZM32 15H31V16H32ZM34 15H35V14H34ZM36 15H38V14H36ZM36 15H35V16H36ZM59 15H60V14H59ZM62 15H63V14H62V11H61V16H59V17H61V18H62L61 20L63 21V17L65 16V14H64V16H62ZM153 15H152V16H153ZM160 15H161V14H160ZM35 16H32V20H34V22H35V19H36V18H34ZM128 16H129V15H128ZM131 16H132V15H131ZM131 16H130V17H131ZM139 16H140V15H138L137 17L135 16V18H132L133 16L131 17V18L133 19V21H134V22L132 21L133 24L136 23V25H137V23H138L139 21H138V22H135L134 19L137 20ZM149 16H151V14H150ZM15 17H17V16H15ZM23 17H24V15H23ZM23 17H22V21H23V23H24L25 20H23ZM54 17H55V16H54ZM59 17H55V18H56V19H60ZM147 17H148V16H147ZM192 17H193V16H192ZM192 17H191V18H192ZM5 18H6V19H5ZM5 18H4L5 21L9 23V24H8V27L6 26V29H5V31H7V29H9V25L11 24L9 21L13 22V20H15L16 18L13 19V20L10 19V20H8V21H7V19L12 18V17H11V16H8V17H5ZM17 18H18V17H17ZM20 18H21V16H20ZM20 18H19V19H20ZM153 18H154V17H153ZM159 18H162V17L159 16ZM194 18H195V17H193L192 19L186 18V19H185V20H186V21H185V25L188 26V27H190V28L192 27L193 29H195V27H196L197 24L195 25L194 20H193ZM198 18H199V17H198ZM251 18H252V17H251ZM27 19H28V18H27ZM30 19H31V18H30ZM30 19H29V20H30ZM50 19L52 20V18H49V20H50ZM64 19H66V18H64ZM79 19H80V18H79ZM106 19H107V18H106ZM109 19H110V17H109ZM156 19H157V18H156ZM162 19H163V18H162ZM224 19H225V18H223V20H224ZM51 20L49 21V24H50V22H51V24H52V21H53V20H52V21H51ZM86 20H87V19H86ZM128 20H129V19H128ZM164 20H165V19H164ZM191 20H193V21H191ZM195 20H196V19H195ZM225 20H226V19H225ZM234 20H235V19H234ZM16 21H17V19H16ZM22 21H20V22L18 21V22H19L18 24H20ZM27 21H28V20H27ZM58 21H59V20H58ZM58 21H57V22H58ZM69 21H70V20H69ZM151 21H153V19H152ZM203 21H204V20H203ZM203 21H201V23H199V25H197V26H200L201 24H204ZM34 22H33V23L31 22V23L34 25ZM53 22H54V21H53ZM196 22H197V20H196ZM199 22H200V21H199ZM207 22H208V21H207ZM227 22H228V21H227ZM246 22H247V21H246ZM14 23L16 24L17 22H14ZM14 23H13V24H14ZM25 23L27 24V22H25ZM45 23H46V21H45ZM47 23H48V21H47ZM58 23L60 24V22H58ZM127 23H128V22H127ZM130 23H131V22H130ZM154 23H155V22H154ZM222 23H223V22H222ZM244 23H245V22H244ZM15 24H14V25H15ZM49 24H48V25H49ZM59 24H58V25H59ZM61 24H62V23H61ZM64 24H65V23H64ZM86 24H87V22H86ZM111 24H109V25H111ZM118 24H119V25H118ZM138 24H139V23H138ZM148 24H150V23H148ZM152 24H153V23H151V26H152ZM14 25H13V26H14ZM29 25H31V24H28V26H29ZM33 25H31V26H33ZM48 25H47V28H49ZM83 25H84V24H83ZM117 25H118V26H117ZM220 25H221V24H220ZM224 25H225V23H224ZM246 25H247V24H246ZM21 26H22V28L24 29V27H23L24 24H23V25L21 24L19 27H21ZM51 26H52V25H51ZM56 26H57V23H56ZM56 26H55V27H56ZM80 26H81V22H80ZM202 26H203V25H201V27H202ZM208 26H209V25H208ZM229 26H231V25H229ZM234 26H235V25H234ZM237 26H239V24H238ZM242 26H243V25H242ZM247 26H248V25H247ZM17 27H18V26H17ZM17 27H16V28H17ZM19 27H18V28H19ZM35 27H36V26H34L33 29H34ZM83 27H84V26H82V28H81V32H82ZM135 27H136V26H135ZM138 27H139V26H138ZM140 27H141V26H140ZM149 27H150V26H149ZM152 27H153V26H152ZM216 27H217V26H216ZM218 27H220V26H218ZM232 27H233V26H232ZM252 27H253V26H252ZM252 27H250V28H252ZM14 28H15V27H14ZM47 28H46V29H47ZM51 28H53V27H50L49 29H51ZM113 28H111V29H113ZM132 28H133V27H132ZM165 28H166V27H165ZM190 28H189V29H190ZM199 28H200V27H199ZM206 28H207V27H206ZM211 28H212V27H211ZM221 28H222V27H221ZM226 28H227V27H226ZM243 28H244V26H243ZM10 29H13V27H11ZM19 29H21V28H19ZM19 29H18V30H19ZM28 29H29V28H27V30H28ZM37 29H38V32H39V30H42L41 27H40V28H37ZM56 29H57V27H56ZM117 29H116V30H117ZM136 29H137V28H136ZM151 29H152V28H151ZM193 29H192V30H193ZM196 29H197V28H196ZM204 29H205V28H203V29L201 28V30H204ZM213 29H215V28L213 27ZM219 29H220V28H219ZM239 29H240V28H239ZM239 29H238V30H239ZM245 29H246V27H245ZM16 30H17V29H16ZM24 30H26V29H24ZM24 30L21 31L20 34H22V32H24ZM29 30H32V29H29ZM47 30H48V29H47ZM47 30H46V31H47ZM52 30H54V29H52ZM75 30H76V31H75ZM113 30H114V31H113ZM113 30H112L113 32L116 31L115 29H113ZM138 30H139V28H138ZM138 30H136V31H138ZM172 30H173V29H172ZM197 30H198V29H197ZM217 30H218V29H217ZM221 30H222V29H221ZM223 30H224V29H223ZM223 30H222V32H223ZM229 30H230V29H229ZM233 30H234V28L231 29V31H233ZM235 30H236V29H235ZM250 30H252V29H250ZM57 31H58V29H57ZM72 31H73V29H72ZM77 31H78L77 28H76V29L74 28V32H71V31H70L69 33H70V34H74V33H75V34H74V35H69V33H67V34H68L67 37H69V36H73V38L71 37V39H73V40L76 39V38L74 39V36L79 37V39L77 38V40L79 41L78 43L80 44V38H81V37L78 36L77 33H79V32H77ZM136 31H135V32H136ZM189 31H190V30H189ZM198 31H199V30H198ZM198 31H197V32H198ZM207 31H208V30H207ZM224 31H225V30H224ZM227 31H228V30H227ZM248 31H249V30H248ZM252 31H253V30H252ZM260 31H261V30H259V32H260ZM3 32H4V31H3ZM3 32H2V33H3ZM15 32H16V31H15ZM29 32H30V31H29ZM32 32H33V30H32ZM32 32H31V34H32V36H33V33H32ZM40 32H41V31H40ZM40 32H39V33H40ZM76 32H77V33H76ZM113 32H111V33H113ZM122 32H123V33H121V34H124V33H125L124 30H123ZM132 32H133V31H132ZM132 32H130V33H132ZM175 32H176V31H175ZM184 32H185V31H184ZM187 32H188V31H187ZM193 32H194V30H193ZM197 32H195V33H197ZM201 32H202V31H201ZM212 32H213V31H212ZM218 32H219V31H218ZM241 32H242V31H241ZM259 32H258V34H259ZM26 33H28V32L25 31V35H26ZM93 33H94V32H93ZM136 33H137V32H136ZM136 33H135V34H136ZM176 33H177V32H176ZM191 33H192V31H191ZM191 33H189V34H191ZM230 33H231V32H230ZM230 33H229V34H230ZM15 34H16V35H14L13 37H11L12 40L15 38V36L18 37V33L16 32ZM20 34H19V37H18V39H17V42H18L19 45H21V42L19 43V41H20L19 38L21 37ZM42 34H43V33H42ZM63 34H64V33H63ZM67 34L65 33V35H64L65 37L58 36L59 40H61V38H62V41L64 40L63 38H65V39L67 40V38H66V35H67ZM82 34H84V33H82ZM114 34H115V35H114ZM133 34H134V33H132V35H133ZM135 34L133 35L134 39H136V37L138 36L137 34H136V36H135ZM138 34H140V31L138 32ZM177 34H178V33H177ZM179 34H180V32H179ZM179 34H178V36H179ZM182 34H183V32H182ZM182 34H181L180 36L183 37L184 34H183V35H182ZM193 34H194V33H193ZM229 34H227V35L225 34V35L228 36ZM246 34H247V33H246ZM5 35H7V34H5ZM5 35H4V36H5ZM25 35H24V38H27V37L29 38V36L31 37L30 34H28L29 36H25ZM85 35H86V34H85ZM113 35H114V37H113ZM113 35H110L111 38H112V39H111V38H110V39L115 41V39H117V36H118V35H117L116 32L113 33ZM119 35H120V34H119ZM185 35H186V34H185ZM194 35H195V34H194ZM194 35L191 36V37H195ZM199 35H200V34L197 33V37H198ZM219 35H221V31H220ZM222 35H223V34H222ZM230 35H232V34H230ZM233 35L235 36L234 33H233ZM4 36H3V37H4ZM9 36H10V35H9ZM82 36H83V35H82ZM94 36H95V34H94ZM115 36H116V37H115ZM120 36H121V35H120ZM130 36H131V34H130ZM130 36H128V38H130ZM234 36H233V37H234ZM242 36H243V35H242ZM244 36H245V35H244ZM259 36H260V35H259ZM133 37H132V38H133ZM170 37H171V36H170ZM197 37H196V38H197ZM202 37H203V36H202ZM205 37H206V36H205ZM215 37H217L216 34H215ZM229 37L231 38V36H229ZM233 37H232V39H233ZM31 38H32V37H31ZM31 38H29V39H31ZM69 38H70V37H69ZM69 38H68V39H69ZM114 38H115V39H114ZM118 38H119V36H118ZM168 38H169V37H168ZM168 38H167V39H168ZM172 38L174 39L173 36H172ZM203 38H204V37H203ZM218 38H219V37H218ZM258 38H259V37H258ZM20 39H21V38H20ZM49 39H50V38H49ZM137 39L140 40L139 37H138ZM176 39H177V38H176ZM176 39H175V40H176ZM181 39H183V38H181ZM184 39H185V38H184ZM184 39H183V40H184ZM191 39H192V38H191ZM205 39H206V38H205ZM228 39H229V38H228ZM238 39H239V38H238ZM240 39H241V37H240ZM242 39H243V38H242ZM12 40H11V41H12ZM18 40H19V41H18ZM31 40H32V39H31ZM31 40H29V42H30ZM73 40H71V41H73ZM77 40H76V41H77ZM118 40H120V38H119ZM130 40H131V39H130ZM130 40H129V42H130ZM163 40H164V39H163ZM169 40H170V39H169ZM187 40H188V39H187ZM212 40H213V39H212ZM225 40H227V39H224L223 41H225ZM235 40L237 41L236 36H235ZM235 40L233 39V42H235ZM246 40H248V39H246ZM259 40H260V39H259ZM23 41H24V40H23ZM27 41H28V39H27L26 41H24V45H25V43H28ZM64 41H65V40H64ZM71 41H70V42H71ZM82 41H83V40H82ZM82 41H81V42H82ZM131 41H132V40H131ZM159 41H160V40H159ZM179 41H180V38H179ZM189 41H190V40H189ZM194 41H196V39H195ZM198 41H199V40L197 39L196 45H198L197 43H200V42H198ZM213 41H214V40H213ZM217 41H218V40H217ZM227 41H228V40H227ZM248 41H249V40H248ZM248 41H247V43H248ZM17 42H16V43H17ZM70 42H68V43H67V42H66V43L64 42V44H63L62 46H64L65 48L67 47L66 49H68L69 47H71L72 44L69 45V46H65V44H70ZM74 42H75V41H74ZM116 42L120 43V42L117 41V40H116ZM135 42H136V41H135ZM160 42H161V41H160ZM166 42H167V41L165 40L164 43H166ZM177 42H178V41H177ZM181 42H183V41H181ZM187 42H188V41H187ZM205 42H206V41H205ZM263 42H264V41H263ZM16 43H15V46L17 47L18 44L16 45ZM31 43H33V42H31ZM31 43H30V44H31ZM34 43H35V42H34ZM57 43H58V42H57ZM60 43H61V42H60ZM71 43H72V42H71ZM78 43H75V44H78ZM82 43H83V42H82ZM123 43H124V42H123ZM123 43H121V44H123ZM126 43H127V41H126ZM136 43H137V42H136ZM184 43H185V42H184ZM184 43H183V44H184ZM190 43H191V42H190ZM201 43H202V42H201ZM226 43H227V42H226ZM235 43H236V42H235ZM240 43H241V42H240ZM242 43H243V41H242ZM242 43H241L240 45H239V43L236 44V45L244 46V44L242 45ZM256 43H257V42H256ZM258 43H259V42H258ZM261 43H262V42H261ZM13 44H14V43H13ZM13 44L11 45V48H12V47H15ZM35 44H37V43H35ZM35 44H34V45L32 44V46H35ZM114 44H117V43H114V42H113V44H112L111 46H113ZM153 44H154L155 47H153V46H152V47H153V48H156L155 43H153ZM153 44H152V45H153ZM157 44L160 45V43H157ZM169 44H170V43L168 42V46H169ZM202 44H203V43H202ZM228 44H231V42L228 43ZM250 44H251V43H250ZM250 44H249V46H250ZM1 45H2V48H1V49H4V48H5V47H4L5 44L1 43ZM1 45H0V47H1ZM7 45H9V44H7ZM39 45H40V44H39ZM41 45H43V44L41 43ZM41 45H40V46H41ZM44 45H48V46H49V48L45 47L46 50H43L44 53H45V51H48V50H50L51 48H54L55 50H54V49H51V50H54V51H56V50L58 49V48H55L56 46H55V47H54V46H50V44H48V43H46V42H44ZM51 45H52V44H51ZM81 45H82V46H85L84 43L81 44ZM81 45H77V46H75V47H76L75 49L77 50V47H78V46H81ZM159 45H157V46H159ZM162 45H163V42H162ZM164 45H165V44H164ZM164 45H163V47H164ZM173 45H175V44H173ZM178 45H179V44H178ZM216 45H217V44H216ZM234 45H235V44H234ZM234 45H233V46H234ZM251 45L253 46L254 43H252ZM257 45H258V44H257ZM26 46H27V45H26ZM26 46H25V48H28V47H29V46H27V47H26ZM32 46H31V47H32ZM60 46H61V44H60ZM72 46H73V45H72ZM117 46H119V45L117 44ZM131 46H132V45H131ZM165 46L167 47V43H166ZM170 46H171V45H170ZM184 46H185V45H184ZM192 46H193V45H192ZM192 46H191V47H192ZM199 46H200V45H199ZM203 46H204V45H203ZM218 46H219V45H218ZM218 46H217V48H218ZM247 46H248V45H247ZM261 46H263V45H261ZM3 47H4V48H3ZM6 47H9V48H10V46H6ZM16 47H15V48H16ZM50 47H51V48H50ZM64 47H62V48L64 49ZM86 47H87V46H86ZM86 47H85V49H88V48H86ZM115 47H116V46H115ZM161 47H162V46H161ZM163 47H162V48H163ZM166 47H164V48H166ZM189 47H190V46H189ZM191 47H190V48H191ZM225 47H226V46H225ZM227 47H228V46H227ZM227 47H226V48H227ZM230 47H231V46H230ZM15 48H14V49H15ZM18 48H19V47H18ZM20 48H21V47H20ZM20 48H19V49H20ZM62 48H61V49H62ZM82 48H83V47H82ZM82 48H81L82 52L80 51V53L83 54V51H84L85 49L83 48V49H84V50H83ZM118 48H121V47L119 46ZM164 48H163V49H164ZM169 48H170V47H169ZM175 48H177V46H176ZM182 48H183V47H182ZM185 48H187V47L185 46ZM205 48H206V47H205ZM235 48H236V50H238L237 47H235ZM241 48H242V47H241ZM248 48L250 49L251 46L248 47ZM248 48H247V50H249ZM253 48H254V47H253ZM257 48H258V47H257ZM259 48H260V44H259ZM259 48H258V49H259ZM21 49H23V48H21ZM29 49H30V47L28 48V51H29ZM32 49H33V48H32ZM141 49H143V48H141ZM170 49H171V48H170ZM179 49H181V48H179ZM197 49H198V48H197ZM197 49H196V50H197ZM199 49H200V47H199ZM211 49H212V48H211ZM214 49H215V48H214ZM261 49H262V48H261ZM5 50H6V49H4V52H5ZM24 50H25V49H24ZM38 50H39V47H38ZM117 50H118V49H117ZM117 50H116V51H117ZM168 50H169V49H168ZM172 50H174V49H172ZM172 50H170V51H172ZM184 50H185V49H184ZM184 50H183V51H184ZM190 50H191V49H190ZM251 50H252V48H251ZM1 51H3V50H0V53H1ZM6 51H7V50H6ZM13 51L15 52L16 49L13 50ZM18 51L21 52L20 50H18ZM25 51H27V50H25ZM28 51H27V52H28ZM40 51H41V50H40ZM40 51H39V52H40ZM43 51L41 52L42 54H43ZM60 51H61V50H60ZM64 51H65V49H64ZM70 51H72V49H70ZM116 51H114V52H116ZM119 51H120V50H119ZM119 51H118V52H119ZM122 51H123V50H122ZM128 51H129V50H128ZM161 51H162V49L160 50V52H161ZM170 51H168V52H170ZM177 51H178V49H177ZM188 51H189V50H188ZM242 51H243V49H242ZM242 51H241V52H242ZM252 51H253V50H252ZM259 51H260V50H259ZM8 52H10V51H8ZM16 52H17V51H16ZM16 52H15V53H16ZM72 52H73V51H72ZM78 52H79V50H78ZM78 52H77V53H78ZM145 52H146V50L144 51V53H145ZM160 52H159V54H160ZM173 52H174V51H173ZM173 52H172V54H173ZM181 52H182V51H181ZM197 52H198V51H197ZM212 52H214V51H212ZM261 52H262V51H260V53H261ZM17 53H18V52H17ZM17 53H16V55H17ZM29 53H30V52H29ZM31 53H32V52H31ZM41 53H39V54H41ZM48 53H49V52H48ZM48 53L46 52L45 54H46L47 56L49 55V58H48L47 56H43V57H44L43 59H45V58H46V59H50V55H51V57L56 56V55H52V54H48ZM57 53H59V50H57ZM62 53H63V52H62ZM69 53H70V52H69ZM126 53H127V52H126ZM176 53H177V52H176ZM214 53H216V52H214ZM246 53H248V51H247ZM253 53H254V52H253ZM253 53H252V54H253ZM260 53H259V54H260ZM5 54H7V52H5ZM11 54H13V53H11ZM11 54H10V55H11ZM32 54H33V53H32ZM42 54L39 55V56H38V53H37V55L33 54V57L36 56V57H37L38 59H40V60L37 59L39 62L36 61V63L33 62V61H32L33 63H31V62L29 63V62H27L29 59L26 60V57H25V58H21V56H23V55H21V53H19L20 58L23 60V62H24V60H25V62H27V64H28L29 67H30L29 69H28V68H26V69H27V70H30V69H32V67L34 68L33 71H35V72H32V70H30V71L32 72V74H31V73H30V74H31V76H33V77H37V76L34 75V73H36V75H37V70L35 69V67L37 68V66H36L37 63H40L39 65H41V66H42V64L44 63L42 67H47V65L49 64V62L47 63V60H46V59H45L46 62L43 61V60H41L42 57H40V56H42ZM54 54H55V52H54ZM74 54H75V52H74ZM84 54H85V53H84ZM84 54H83V55H84ZM118 54H119V53H117V56H119ZM122 54H123V53H122ZM124 54H125V53H124ZM167 54H168V53H167ZM187 54H188V53H187ZM191 54H192V53H191ZM194 54H195V52H194ZM198 54H199V52H198ZM198 54H197V55H198ZM204 54H205V53H204ZM204 54H203V55H204ZM216 54H217V53H216ZM240 54H241V53H240ZM249 54H250V53H249ZM249 54H246V55L249 56ZM263 54H264V53H263ZM3 55H4V54H3ZM13 55H14V54H13ZM16 55H15V56H16ZM78 55H79V53H78ZM83 55H82V57H83ZM126 55H127V54H126ZM138 55H140V53H139V54L137 53V57H138ZM168 55H170V54H168ZM168 55H167V57H165V58H168V59H165V58H164L165 60H161V58H160L161 61L158 60L159 63H161V62L163 61V62H162V64H163V63H166V62L170 61ZM205 55H206V54H205ZM208 55H210V54H207V56H208ZM212 55H213V54H212ZM241 55L243 56V52H242ZM261 55H262V54H261ZM29 56H30V54H29ZM29 56H28V57H29ZM75 56L77 57V55H75ZM75 56H74V57L71 56V57H70L71 60L68 58V59L70 60V63H72V60H73V61H74V60H77V59L75 58ZM80 56H81V55H80ZM117 56H115V57H117ZM121 56H122V55H121ZM140 56H141V55H140ZM159 56H161V55H159ZM164 56H165V53H164ZM178 56H179V55H178ZM242 56H241V57H242ZM253 56H254V54H253ZM263 56H264V55H263ZM263 56H262V57H263ZM3 57H4V56H3ZM10 57H12V56H10ZM18 57H19V56H18ZM30 57H31V56H30ZM82 57H81V58H82ZM127 57H128V56H127ZM127 57H126V58H127ZM141 57H142V56H141ZM156 57H157V56H156ZM170 57H171L172 59H174V57H172V55H171ZM204 57H205V56H204ZM209 57H210V56H209ZM212 57H213V56H212ZM12 58H14V57H12ZM20 58H18L19 61H20ZM31 58H32V57H31ZM31 58H30V60H31ZM61 58H62V57H61ZM74 58H75V59H74ZM86 58H88V57H86ZM86 58H85V56H84V59H86ZM119 58H120V57H119ZM135 58H136V57H135ZM260 58H261V56H260ZM15 59L17 60L16 57L14 58V60H15ZM32 59H34V58H32ZM53 59H54V58H53ZM122 59H124V58L122 57ZM127 59H129V58H127ZM127 59H126V60H127ZM131 59H133V58H131ZM131 59L129 60L130 63L134 60V59H133V60L131 61ZM156 59H158V58H156ZM203 59H204V58H203ZM203 59H202V60H203ZM208 59H209V58H208ZM208 59H207V57H206V60H208ZM214 59H215V58H214ZM241 59H243V57H242ZM246 59H248V57H247ZM57 60H58V59H56V61H57ZM60 60H61V59L59 58V61H60ZM78 60H80V58H79ZM86 60H87V59H86ZM116 60H119L118 57L116 58ZM176 60H177V59H176ZM254 60H255V59H254ZM261 60H262V62H263V61H264V58L261 59ZM17 61H18V60H17ZM17 61H16V62H17ZM40 61H42V64H41ZM53 61H55V60H53ZM53 61H52V62H53ZM56 61L53 62V64H54V63L57 64ZM59 61H58V63H59ZM62 61H64V60H62ZM120 61H121V60H119V62H120ZM124 61H125V59H124ZM124 61H122V62H120V63L123 64ZM129 61H128V62L126 61V62L129 63ZM172 61H173V60H171V64H173V62H174V61H173V62H172ZM245 61H246V60H245ZM255 61H256V60H255ZM10 62L13 63L12 61H10ZM16 62H15V63H16ZM21 62H22V61H20V63H18V66H19V64L22 65V66L25 64V63L22 64ZM74 62H75V61H74ZM119 62H118V63H119ZM203 62H204V61H203ZM203 62H202V64H203ZM206 62H207V61H206ZM209 62H210V60H209ZM209 62H208V63H209ZM213 62H215V61H213ZM241 62H242V61H241ZM248 62H251V60H250V61L248 60ZM11 63H10V64H11ZM15 63H13L14 65L11 64V65H9V66H10L11 68H13V67L16 65ZM68 63H69V61H67V62L65 61V64H67V65L64 64L67 68H72V67L76 66V65L72 64V67H69V66H68ZM127 63L124 65V67H121V64L116 65V68L114 67L115 69H113L114 71L112 72V73H113V74H112V84H113V87L115 86V88H116V87H119V86H120V87L123 88V86H126V85H127L126 83H125V85H123V83H121V80H122V82H123V80H124V79H122V78H123V76H124V74H125L126 72L128 73V76H129V77H131V78L134 79V75H135L136 71H135V73H133V70H134L135 67H133V66L131 67V66H130V63H129V65H127ZM169 63H170V62H169ZM200 63H201V61H200ZM208 63H207V64H208ZM215 63H216V62H215ZM243 63H246V62H243ZM253 63H254V62H253ZM263 63H264V62H263ZM27 64H25V65L28 66ZM30 64H31V65H30ZM32 64H36V65H35V66H34V65L32 66ZM53 64H51V65H53ZM76 64H77V61H76ZM78 64H79V63H78ZM78 64H77V65H78ZM246 64H247V63H246ZM248 64H249V63H248ZM248 64H247V65H248ZM44 65H46V66H44ZM54 65H55V64H54ZM61 65H62V64H60V65H56V67L53 66V67H55L54 69H53L52 66H51V69H50V66L48 65L49 68L47 67L46 70L49 71V70H52V69H53V73L56 74V76H57V73L54 72V71H57L56 69H57L59 66H61ZM169 65H170V64H169ZM181 65H182V64H181ZM198 65H199V64H198ZM200 65H201V64H200ZM203 65H204V64H203ZM209 65H210V64H209ZM211 65H212V63H211ZM250 65H251V64H250ZM252 65H253V64H252ZM255 65H256V63H255ZM263 65H264V64H263ZM22 66H20V67H22ZM26 66H25V67H26ZM31 66H32V67H31ZM41 66L38 67L37 69L42 70V69H40ZM65 66H64V68L67 70V68H66ZM147 66L149 67V70H150L151 67L149 66V63H148ZM173 66H174V65H173ZM201 66H202V65H201ZM248 66H249V65H248ZM248 66H247V67H248ZM259 66H260V65H259ZM6 67H7V66H6ZM76 67H78V66H76ZM76 67H74V69H75ZM206 67H207V66H206ZM212 67H214V66H212ZM215 67H216V65H215ZM255 67H257V66H255ZM263 67H264V66H263ZM11 68H9V69L11 70ZM22 68H23V67H22ZM79 68L81 69V67H79ZM79 68H77L78 71H79ZM132 68H133V70H132ZM137 68H138V67H137ZM159 68H160V67H159ZM165 68H166V67H165ZM187 68H188V67H187ZM251 68H252V67H251ZM16 69H17V67H16ZM20 69H21V68H20ZM44 69H45V68H44ZM65 69H64V70H65ZM72 69H73V68H72ZM72 69H71V70H72ZM74 69H73V70H74ZM77 69H76V72H77L78 77H79L80 73L77 71ZM162 69H163V68H162ZM169 69H171V68H169ZM198 69H199V68H198ZM200 69H201V68H200ZM248 69H250V67H249ZM18 70H19V69H17V71H18ZM66 70H65V71H66ZM71 70H70V71H71ZM73 70H72V74L74 73L75 75L73 74L74 76L72 77V75L69 74L70 77H71L72 79H74V81H75V79H76V81H77V80H80V77H81L84 73L82 72V73H81L82 75H80V77L77 79V78L75 77V76H76V72H73ZM135 70H136V69H135ZM140 70H142V69H137V71H139V72H140ZM145 70H146V69H145ZM145 70H142V73H143ZM160 70H161V68H160ZM160 70H156V71L160 72ZM186 70H187V69H186ZM213 70H214V69H213ZM256 70H257V69H256ZM256 70H255L254 73L257 72ZM263 70H264V69H263ZM12 71H13V70H12ZM17 71H15L16 74H17ZM25 71H26V70H25ZM42 71H43L42 73H48V75H47V79H48V76H51V77H49V79H50V78L52 79L53 76L56 77L55 75H53V76L51 75V74H52L51 71H50L51 74H49L48 71H44V70H42ZM65 71H64V72H65ZM67 71H68V70H67ZM82 71H83V70H82ZM147 71H148V70H147ZM163 71H164V69H163ZM194 71H195V70H194ZM207 71H208V70H207ZM216 71H218V69H216ZM248 71H249V70H248ZM22 72H24V71H21V72L19 71V75H20ZM153 72H154V71H153ZM166 72H167V71H166ZM175 72H176V71H175ZM185 72H188V71H185ZM191 72H192V71H191ZM195 72H196V71H195ZM204 72H205V71H204ZM204 72H203V74L205 75ZM251 72H253V69L250 70L249 73H251ZM39 73H41V72H39ZM39 73H38V74H39ZM62 73H63V72H62ZM62 73H59L60 77H59L58 80H60V81H61V78H63V77H61V74H62ZM69 73H70V72H69ZM142 73L140 72V75H142ZM154 73H155V72H154ZM162 73H163V72H162ZM180 73H182V72H180ZM180 73H179V76H181ZM208 73H209V71H208ZM216 73H217V72H216ZM259 73H260V70H259ZM259 73H258V74H259ZM24 74H25V73H24ZM160 74H161V73H160ZM160 74L157 75V78H158V76H159ZM167 74H168V73H167ZM172 74H173V73H172ZM172 74H171V75H172ZM188 74H190V73H188ZM188 74H187V75H188ZM203 74H202V75H203ZM2 75H4V76H1V78L6 77V76H5V72H4V74H2ZM21 75H22V74H21ZM42 75H43L44 77L46 76V74H42ZM59 75H58V76H59ZM110 75H111V74H110ZM136 75H137V77L140 76L139 73H137ZM138 75H139V76H138ZM143 75H144V74H143ZM164 75H165V74H164ZM168 75H170V74H168ZM171 75H170V77H171ZM173 75H175V74H173ZM182 75H183V74H182ZM194 75H195V74H194ZM200 75H201V73H200ZM200 75H198V77H199ZM204 75H203V78H204ZM213 75H214V74H213ZM259 75H261V74H259ZM17 76H18V75H16V77H17ZM27 76H28V75H27ZM31 76H30V78H28L29 80L32 79ZM128 76H127V77H128ZM154 76H155V75H154ZM166 76H167V75H166ZM196 76H197V75H196ZM206 76H207V75H206ZM241 76H242V75H241ZM241 76H240V77H241ZM244 76H245V75H244ZM248 76L253 77V75L251 76L250 74H249ZM254 76H255V75H254ZM257 76H258V75H257ZM19 77H20L19 79H21L22 77H23V79L27 78L26 76H22V77L19 76ZM89 77H90V76H89ZM135 77H136V76H135ZM151 77H153V76H151ZM163 77H164V76H163ZM185 77H188V76H185ZM194 77H195V76H194ZM198 77H196V78L198 79ZM17 78H18V77H17ZM40 78H41V77H39V79L36 78L35 80L38 79L39 81H37V82L39 83V82H40ZM45 78H46V77H45ZM45 78H44V79H45ZM84 78L87 79V77H84ZM84 78H83V79H84ZM124 78H125V76H124ZM140 78H141V77H140ZM140 78H138V79H140ZM161 78H162V76H161ZM168 78H169V77H168ZM180 78H181V77H180ZM200 78H201V77H200ZM246 78H247V77H246ZM246 78H245V80H246ZM254 78H256V76H255ZM258 78L260 79V77H258ZM8 79H10V78H8ZM8 79H7V78H6L5 80L2 79V81L4 82V86H3V87H4V89H5V90H4L5 92H4L3 95H0V111L2 112V114H3L4 116L7 115V111H8L9 108L12 106V105H11V102H12V101H11V100H12L11 98H13V97H12V96H13V93L15 92V90L17 91V89H18V87H19L18 85H21V84H18V85L16 84V87H17V88H16V87L14 86V84H15V83H19V81H18V80H15V79L13 78L14 81H15V83H13V84H12V83L9 84L10 82L8 83ZM28 79H27V80H28ZM44 79H43V81H44ZM51 79H50V80H51ZM67 79L70 80V78H67ZM72 79H71V82L73 81ZM117 79H118V80H117ZM128 79H129V78H127L126 80H128ZM163 79H164V78H163ZM183 79H184V78H183ZM206 79H207V78H206ZM214 79H215V78H214ZM233 79H234V78H233ZM236 79H237V78H236ZM241 79H242V78H241ZM247 79H248V78H247ZM45 80H46V79H45ZM108 80H110V79H108ZM130 80H131V79H130ZM146 80H148V79H146ZM152 80H153V79H152ZM152 80H151V82H154V81H152ZM166 80H167V78H166ZM191 80H192V79H191ZM253 80H255V79H253ZM14 81H12V82H14ZM24 81H25V80H24ZM24 81L22 80V82H24ZM48 81H49V80H48ZM51 81H52V80H51ZM60 81H58V82H60ZM62 81H63L62 83H64L65 79L63 78ZM85 81H86L85 79H84V81L80 80V81H78V84H80V83H82V82H85ZM132 81H133V80H132ZM162 81H163V80H162ZM195 81H197V80H195ZM204 81H205V80H204ZM206 81H207V80H206ZM208 81H209V80H208ZM238 81H239V79H238ZM255 81L257 82V79H256ZM31 82H32V81H30L29 83L26 82L27 84H29L28 86H30V87H28V86L26 85V88H27V89H28V88H29V89L31 88V85H32ZM46 82H47V81H46ZM69 82H70V81H69ZM71 82H70V83H71ZM79 82H80V83H79ZM87 82H88V81H87ZM164 82H165V79H164ZM168 82H169V81H168ZM182 82H183V81H181V82H179V83H182ZM189 82H190V81H189ZM211 82H212V81H211ZM234 82H235V81H234ZM234 82H233V83H234ZM256 82H255V83H256ZM258 82H259V83H258ZM258 82L256 83L257 86H258V85H261V84H262V86H263V87H262V86H259V87L263 88V90H261L260 92L264 93V79L262 78V79L258 80ZM33 83L35 84L36 81L34 82V80H33ZM44 83H45V81L43 82V85H44ZM48 83H50V82H48ZM73 83H74V82H73ZM88 83H89V82H88ZM92 83H93V82H92ZM92 83L90 82V84H92ZM140 83H141V82H140ZM140 83L137 84V85H135L134 83H130V84L133 85V88L136 86V89H138L139 87H137V86H139ZM190 83H191V82H190ZM197 83H198V82H196V84H197ZM206 83H207V82H206ZM206 83L199 82V85H196V86H198V88H199L198 90H200L202 93L210 94L211 91H210V92H208V90H207L206 92L204 91V90H206V88H207V84H206ZM219 83H220V82H219ZM45 84H46V83H45ZM75 84H76V83H75ZM78 84H77V85H73V84H72L73 87H74V89H75V87H80V85L78 86ZM82 84H83V83H82ZM93 84H94V83H93ZM110 84H111V83H110ZM160 84H161V83H160ZM220 84H221V83H220ZM225 84H226V83H225ZM235 84H236V82H235ZM235 84H234V86H235ZM58 85H59V84H58ZM95 85H96V84H95ZM116 85H117V86H116ZM162 85H163V83H162ZM162 85H161V87H162ZM172 85H174V84H172ZM180 85H181V84H180ZM184 85H185V84H184ZM211 85H212V84H211ZM211 85H210V87H211ZM217 85H219V84L217 83ZM226 85H227V84H226ZM226 85H225V86H226ZM0 86H1V85H0ZM47 86H48V84H46V88H47ZM53 86H54V83H51V86H50V87H53ZM85 86L87 87V84H86V85L83 84L84 89H85ZM127 86H128V85H127ZM141 86H142V85H141ZM141 86H140V89H141ZM143 86H145V85H143ZM181 86H182V85H181ZM212 86H214V84H213ZM234 86H231V88L233 87V89H234V88H235ZM240 86H241V85H240ZM5 87L7 88V90H8L9 92L6 90ZM36 87H37V86H36ZM36 87H35V88H36ZM38 87H39V86H38ZM71 87H72V86H71ZM73 87H72V88H73ZM110 87H111V86H110ZM113 87H111V88H113ZM120 87L115 89V90H116V94H117V92H118L117 90L121 89ZM169 87L171 88L170 91H173L171 85H170ZM223 87H224V85H223ZM223 87H222V88H223ZM229 87H230V86H229ZM19 88H20V87H19ZM90 88H92V87L90 86ZM94 88H95V87H94ZM127 88H128V87H127ZM127 88H125V89L123 88V90H124V91H128V90H126ZM183 88H184V87H183ZM193 88H194V87H193ZM218 88H220V85L218 86ZM231 88H230V89H231ZM33 89H34V87H33ZM86 89H88V87H87ZM128 89H129V91H130L131 86H130ZM134 89H135V88H134ZM140 89H139V90H140ZM142 89L144 90V88H142ZM158 89H161V88H158ZM167 89H168V87H167ZM176 89H177V87H176ZM180 89H181V88H180ZM196 89H197V87H196ZM207 89H208V88H207ZM223 89H224V88H223ZM233 89H232V93L230 92L231 94L235 93V92H233V91H235V90H233ZM235 89H239V88H235ZM241 89H243V88H241ZM39 90H40V89H39ZM53 90H56V89H53ZM76 90H80V88H79V89L77 88ZM81 90H83V89L81 88ZM88 90H89V92H90V89H88ZM88 90H87V91H88ZM111 90H112V89H111ZM113 90H114V89H113ZM115 90H114V92H115ZM139 90H138V92H139ZM143 90H142V91H143ZM152 90H153V89H152ZM152 90L150 89L151 93H153ZM161 90H163V88H162ZM164 90H165V89H164ZM177 90H178V89H177ZM177 90H174V92L177 91ZM182 90H183V89H182ZM182 90H181V91H182ZM184 90H185V89H184ZM192 90H193V89H192ZM192 90H191V91H192ZM217 90H218V89H215V91H217ZM219 90H220V89H219ZM224 90H225V89H224ZM224 90H222V91H223L222 93H224ZM239 90H240V89H239ZM239 90H238V91H239ZM51 91H52V90H51ZM129 91H128V93H131V92H129ZM135 91H136V90H133V92H134V96H133V94H130V95H131L130 97H128V96H124L123 99H122V98H121V99L118 98V99L112 101V102H113V103H112L113 105L111 104L110 99H109L110 96H112V95L109 94L110 96H108V97H109V98H108V99H109L108 102H109V105H110V104L112 105V107H111V105H110V107H111L112 109L114 108V110H116V113H117V116H116V117H117V118H116V117H115V118H116V120L118 119L119 122L116 121L118 124L121 123V121L125 119V117H122V116H127V119H129V118L132 119L131 117H134L133 115H134L135 113H133L132 111H133V109H135V110L137 109V108H136L137 105L133 106L134 103H135L133 99H136V97H135V95H136V94H135ZM140 91H141V90H140ZM156 91H158V90H156ZM167 91H169V89H168ZM167 91H166L165 93H167ZM178 91H179V90H178ZM185 91H186V90H185ZM229 91H230V90H229ZM242 91H245V89L242 90ZM257 91H258V89H257ZM257 91H256V92H257ZM23 92H25V91H23ZM80 92H81V91H80ZM80 92H78V95H76L78 98H80L79 96L83 97L82 95H84L83 93H82V95H79ZM84 92H85V90H84ZM89 92H88V93H89ZM91 92H92V91H91ZM114 92H112L111 94H113ZM133 92H132V93H133ZM138 92H137V94H138ZM154 92H155V91H154ZM162 92L164 93V91H162ZM187 92H188V90H187ZM192 92H193V91H192ZM192 92H189V93H192ZM201 92H199V93L201 94ZM21 93H22V92H21ZM27 93H28V92H25L24 94H27ZM34 93H35V91H34ZM53 93H54V91L51 93L52 95L50 94L51 96L49 95V99L52 98V97H53V98L56 97V96H54L55 93H54V94H53ZM109 93H110V92H109ZM121 93H122V92H121ZM124 93H125V92H124ZM142 93L145 95L147 92H146V93L141 92V95H142ZM155 93H157V92H155ZM163 93H161V94L163 95ZM214 93H216V92H214ZM218 93H219V92H218ZM225 93H226V92H225ZM241 93H242V92H241ZM243 93H244V92H243ZM243 93H242V94H243ZM250 93H252V92L249 91V94H250ZM22 94H23V93H22ZM35 94H37V92H36ZM35 94H34V96H35ZM85 94H87V93H85ZM116 94L113 95V98H112V99H114V98L117 97ZM119 94H120V93H119ZM172 94L175 95L174 93H172ZM172 94H171V95H172ZM177 94H178V93H177ZM179 94H180V92H179ZM181 94H183V93H181ZM194 94H195V93H194ZM236 94H237V90H236ZM236 94H235V96H234V94H233V95L226 94V97H225L226 99H225V98L223 99L224 102L227 100V103L225 102V103H226V106H225L224 104L221 105V106H223V108H222L223 111L226 110V112H228V111L230 110L228 113L231 114V115L233 114L232 111H236V110H234V109L236 108V106L238 107V102H235V103H237V104L233 103V104H234V105H233L232 102L230 101L231 98H232V100H233V99H236L237 96L239 97V95H238L239 93L237 94V96H236ZM56 95H57V93H56ZM88 95H89V94H88ZM88 95H86V96L88 97ZM120 95H121V94H120ZM120 95H119V97H120ZM186 95H187V94H185L184 96H186ZM188 95H189V94H188ZM212 95H213V94H212ZM223 95H224V94H223ZM228 95H229V96H228ZM244 95H247V92H246ZM244 95H243V96H244ZM252 95H254V92L252 93ZM252 95H251V96H252ZM23 96H24V95H23ZM114 96H116V97H114ZM178 96H179V95H178ZM180 96H181V95H180ZM192 96H193V95H192ZM208 96H210V95H208ZM240 96H242V95H240ZM15 97H16L17 99H16V98H14V99L17 100V101H15L16 103H14V101L12 102V103H14V110H13V109H12V110L15 111V112H14L15 115L13 116V119H14L13 121L16 120V123H17L18 126H19V127H18V131L16 132V134L19 135V139H17V140L20 142L21 146H23V149H20V150H19V151H20V152H19V153H20V154H19L20 157H26L30 150H39V151H38V157H37V155H36V162H37L38 164H42V166H41L42 169H43V170H42V173H44V174H46V175H47L46 172H49V171H50V173H51V172H53V173L55 172V173H56L57 170L60 171L61 168L63 167V166H62V165H63V162H64L65 164L68 162L70 165H73V166L75 165V166H76V165H82V164H84L85 161H87V159L85 160V158H86L85 156L88 157L87 152H84L85 150L83 151L84 148H86V150L89 149V146H88V145H87V147H86L87 141L90 142L91 140H93V143L91 144V145H92L91 148L94 147L95 145H97V142H95V144H94V139H93V138H90V139H89L90 141H89V140H86V139H87V138H86L85 140L81 141L82 144H83V142L86 143V144L84 143L85 145H84V147H82L83 145H82L81 142L79 141V140H81V139H79V138L77 137V136L80 135V134H76V132H79V131H80L81 133H83L82 131H83L84 129H83V127H82V128L80 127V130H79V131H76V130L74 129L75 126H72V124H71L72 119H74V118L71 117V116H72V112L75 111V110H77V109L74 107V108H71V110H70V108H69L68 110L71 111V112H70V113H71L70 116H68V115L70 114V113L67 112L68 110H67V111L65 110V111L68 113V115H67V113H64V112H62V114H61V111H63L64 108H65V109L67 108V107H66L67 104L64 105L65 102H64V101L62 102V100H66V102L68 103L67 99H64V97H62V100L60 101V104H61V105L63 104V108H62L61 105H59V106L62 108V110L59 111L60 109H58L57 112L60 113V114H59V117L62 118V119H63V117H65V116H63V113L66 114V116H68V118L71 117V119H69V120H71V122L67 119V121H68L67 124H69V122H70V125H71L70 127H74V128H71V129H74L75 133L72 134L73 131H71V129L69 130L70 127H68V125L65 126V128H68L67 130L71 131V136H70V138H66L67 136H65V137L63 136V137H62V135L60 134L61 137H59V139H58V136H59V135H55V137L57 136V137H56L57 140H61V139L64 140V138H65L66 141H67V139H68V141H69V142L64 143V145H62L61 147H58V150H60V152L62 151V152H63V155H62V156H61V155H58L59 153H57V150L54 148V149L56 150V152H55V153H52V155L50 154L49 156H47L48 154L45 153V152H47V151H44V150L46 149V148H45V145L48 144V143H49L48 145L52 144V143H51L52 141H51V139H49V138H45V137L43 136V134H45V133H47V132H50V130L52 131L53 122H54L55 124L58 123V126H57V130H58V131H57V132H59V129H61V128H62V131H64L65 128L63 129V127H64L63 124L66 125V122H67V121H66V118L64 119L65 121H63L64 123H62V120H59V121H61V122H57V121H58V118H56V120L53 119L54 121H51V120H52V118H51L50 122H47V116H45V114L47 115V110H46V113H45L44 110L41 109L42 111H40V109H37V111H36V110H35V111H36V113L38 114V116H37V115H32V117H33V121H34V127H35V129H34V128H33V129L31 128L32 130L29 129V130L26 132L23 122H20V118H18L19 120H17V118H15V116H17V117L19 116V115H18V112H19V111L16 113V109H15L16 107H15V106H16V104L19 103V100H20V99H18V97L20 98V94H19V95H16ZM27 97H28V96H27ZM35 97H36V96H35ZM37 97H38V95H37ZM57 97L60 98L59 95H58ZM87 97H85V98H87ZM133 97H135V98H133ZM139 97H141V96H138L137 98H139ZM147 97H148V96H147ZM165 97H166V96H165ZM173 97H174V96H173ZM230 97H231V98H230ZM248 97H249V95H248ZM23 98H24V97H23ZM28 98H29V97H28ZM75 98H76V97H74V98L71 99V101H72V105H74L73 103H75V104L77 105V103H76L77 98H76V100H75ZM194 98H197L196 95H195ZM220 98H221V97H220ZM242 98H244V100H242ZM242 98H240V99H241V100L243 101V103H244V101H246V98H245V97H242ZM252 98H255V97L252 96ZM258 98H259V102H260L261 100H263V98H261V99H260V97H258ZM10 99H11V100H10ZM21 99H22V98H21ZM140 99H141V98H140ZM172 99H173V98H172ZM177 99H178V98H177ZM209 99H211V97H210ZM214 99H215V98H214ZM217 99H218V98H217ZM255 99H256V98H255ZM24 100H25V99H23V101H24ZM29 100H30V101H29V103H30V102H31V99H29ZM52 100H55V98L52 99ZM52 100H51V99L49 100V101H51L50 103H52ZM74 100H75V101H74ZM79 100L81 101V99H78V101H79ZM85 100H86V99H85ZM132 100H133V101H132ZM142 100H143V99H142ZM183 100H185V99H183ZM187 100H190V101H187V102H190V106H191L192 104H197V103H195V99L190 98V95H189V98H187ZM199 100H201V99H199ZM220 100L222 101V99H220ZM238 100H239V98L237 99V101H238ZM32 101H34V99H32ZM41 101H43V100H41ZM49 101H48V100H47V101H46V100L43 101V102H45L44 105H45V104H48ZM58 101H59V100H58ZM73 101H74V102H73ZM80 101H79V102H80ZM136 101H139V100L137 99ZM143 101H144V100H143ZM143 101H142V104H143ZM178 101H180V100H177V102H178ZM250 101H251V100H250ZM255 101H256V100H255ZM255 101H254V103H255ZM25 102L28 103L27 100L24 101V102H23V105H22L21 107H24V106H26V108L28 107V104H29V103L26 105ZM46 102H47V103H46ZM82 102H83V100H82ZM88 102L90 103V101H88ZM132 102H134L133 105L131 104ZM210 102H212V101H210ZM239 102L241 103L240 100H239ZM263 102H264V100H263ZM38 103H39V105H38V104H37V105L40 106L39 108H41V107H42V106H41V103H42V102H38ZM83 103H84V102H83ZM83 103H81V104H83ZM94 103H96V102H94ZM140 103H141V102H140ZM181 103H182V102H181ZM222 103H223V101H222ZM230 103H231L232 106H230ZM243 103H242V104H239V112L237 111V113H238V115H239L240 117L243 116V115H242L243 112L246 111V110L244 109V105H243ZM249 103H250V102H249ZM68 104H69L68 106L71 105V103H68ZM85 104H86V102H85ZM144 104H145V103H144ZM146 104H148V103H146ZM158 104H159V103H158ZM178 104H180V103H178ZM188 104H189V103H188ZM210 104H211V103H210ZM246 104H247V103H246ZM246 104H245V106L248 105V104H247V105H246ZM250 104H252V106H254L253 101H252ZM250 104L247 106L248 108H249V106H251ZM37 105H36V107H37ZM50 105H51V104H49L48 107H49V109H52L54 106L51 107L52 105H51V106H50ZM72 105H71V106H72ZM83 105H84V104H83ZM83 105H82V106H83ZM90 105H91V103H90ZM183 105H184V104H183ZM241 105H243V112H242V114H240V112H241V111H240ZM64 106H65V107H64ZM82 106H81V105H80V107L78 106V111H75L74 114H77L78 112H80V115H82V113L84 114V112H86V111H90V108H87V109H89V110H87V109L85 108L86 111H85L84 109H80ZM86 106L88 107L89 105H86ZM92 106H93V105H91L90 107L92 108ZM97 106H98V105H97ZM139 106H140V105H139ZM142 106H143V105H142ZM157 106L161 107V106H165V105H161V106H160V104H159V105H157ZM190 106H188L189 109H190L193 105H192L191 107H190ZM203 106H204V105H203ZM206 106H207V105H206ZM213 106H214L215 109L218 108V107L215 106V104H214ZM213 106H212V107H213ZM221 106H220V110L218 109V111L212 109L211 106H210L209 108H211L213 111H216V113L219 115L220 112H221V114H223V112L221 111ZM224 106H225V107H224ZM233 106H235L234 109H232ZM252 106H251V107H252ZM45 107H47V106L45 105ZM48 107H47V108H48ZM50 107H51V108H50ZM76 107H77V106H76ZM108 107H109V106H108ZM132 107H135V108H132ZM143 107L145 108V105H144ZM146 107H147V105H146ZM179 107H181V105H180ZM247 107H246V108H247ZM17 108H18V107H17ZM24 108H25V107H24ZM54 108H55V107H54ZM94 108H95V107H94ZM111 108H109V110H111ZM155 108H156V107H155ZM185 108H186V106H185ZM185 108H184V109H185ZM193 108H194V107H193ZM195 108H196V107H195ZM195 108H194V109H195ZM229 108H230V109H229ZM258 108H259V107H258ZM35 109H36V108H35ZM43 109H44V107H43ZM45 109H46V108H45ZM74 109H75V110H74ZM156 109H159V108H156ZM163 109L165 110V107H164ZM184 109H183V111H184L183 113H185V112L187 111V109H186V110H184ZM227 109H228V110H227ZM253 109H254V107H253ZM33 110H34V109H33ZM52 110H54V109H52ZM55 110H56V109H55ZM79 110H80V111H79ZM81 110H82V113H81ZM83 110H84V111H83ZM190 110H191V109H190ZM192 110H193V109H192ZM198 110H199V109H198ZM206 110H207V109H206ZM231 110H232V111H231ZM237 110H238V108H237ZM244 110H245V111H244ZM144 111H145V110H144ZM160 111H161V109H160ZM178 111H179V110H178ZM195 111H197V109H195ZM195 111H194V112H195ZM207 111H208V110H207ZM207 111H206V112H207ZM210 111H211V110H210ZM33 112H34V111H33ZM33 112H32V113H33ZM91 112L93 113L92 110H91L90 112H87V113H91ZM114 112H115V111H113V113H114ZM146 112H147V111H146ZM187 112L189 113L190 111L188 110ZM226 112H224V114H223L224 116H226V114H227ZM246 112H247V111H246ZM36 113H35V114H36ZM44 113H45V114H44ZM92 113H91V114H92ZM136 113H138V112H136ZM141 113H142V111H141ZM188 113H185V114H187V115L189 116ZM198 113H201V112H198ZM209 113H210V112H209ZM216 113H215V114H216ZM225 113H226V114H225ZM250 113H252V110H250ZM255 113H256V111H255ZM19 114H20V113H19ZM33 114H34V113H33ZM74 114H73V116L75 117ZM142 114H143V113H142ZM144 114H145V115H148V114H146V113H144ZM156 114H157V113H156ZM156 114H155V115H156ZM190 114H191V115H190V117H191L194 113L192 114V112H191ZM201 114H202V113H201ZM203 114H204V113H203ZM211 114H212V113H211ZM211 114H210V115H211ZM221 114H220V117L222 116ZM248 114H249V113H248ZM20 115H21V114H20ZM53 115H54V114H53ZM55 115H56V114H55ZM119 115H120L122 118H124V119H121V117H118ZM136 115H137V114H136ZM136 115H135V116H136ZM138 115H139V114H138ZM145 115H144V116H145ZM187 115H186V116H187ZM195 115H196V114H194V116H195ZM207 115H209V114L207 113ZM218 115H215V116H218ZM231 115L228 116V117H227V116H226V117L222 116L221 118H219V116H218V118H217V117H216V118L219 119V120L221 119V121H223L222 118L224 117V118H226V121L224 120V123H228L227 121H229V120H228L229 117L232 118V116H233V115H232V116H231ZM234 115H235V114H234ZM246 115H247V114H246ZM249 115H250V114H249ZM93 116H94V115H93ZM98 116H99V115H98ZM130 116H131V117H130ZM139 116H140V115H139ZM142 116H143V115H142ZM148 116H149V115H148ZM157 116H158V115H157ZM164 116H165V115H164ZM179 116H180V114H179ZM179 116L177 115V117H179ZM199 116H200V115H199ZM202 116L204 117V115H202ZM252 116H253V115H252ZM6 117H7V120H8V117H9V116L2 117L1 119L3 120V118H6ZM52 117H54V116H52ZM57 117H58V116H57ZM82 117H83V116H82ZM82 117H80V119H82ZM87 117H89V116L87 115L86 118H87ZM90 117H91V116H90ZM113 117H114V116H113ZM128 117H129V118H128ZM136 117H138V116H136ZM182 117H185V116L182 115ZM195 117H196V116H195ZM197 117H198V116H197ZM197 117H196V118H197ZM208 117H209V116H208ZM240 117H238L239 120L241 119ZM244 117H245V115H244ZM9 118H10V117H9ZM48 118H50V117H48ZM54 118H55V117H54ZM78 118H79V116H78ZM78 118H77V116H76V118H75L76 120H75V121H77ZM86 118H85V117L83 118V126H84V124H85V119H86ZM142 118H143V117H142ZM142 118H141V119H142ZM144 118H145V117H144ZM153 118H154V117H153ZM191 118H192V117H191ZM191 118H190V119H191ZM204 118H205V117H204ZM227 118H228V119H227ZM236 118H237V114H236ZM246 118H248V116H247ZM260 118H261V117H260ZM80 119H79V120H80ZM88 119H89V118H88ZM88 119H86V120L88 121ZM90 119H91V120H92V119L94 120V118H90ZM90 119H89V120H90ZM102 119H103V118H102ZM130 119L128 120V122L130 121ZM141 119H139L140 123H141ZM149 119H150V118H149ZM163 119H165V118H163ZM168 119H169V117H168ZM174 119L176 120L177 118L174 117ZM181 119H182V118H181ZM181 119H180V120H181ZM214 119H215V118H214ZM234 119H235V118L230 119V122H232V120H233V123L236 122V124H235V126H236L237 123H239L240 121L238 120L239 122H237L236 119H235V120H234ZM256 119H257V116H256ZM263 119H264V117H263ZM5 120H6V119H5ZM7 120H6V121H7ZM10 120H12V118H11ZM10 120H9V121H10ZM79 120H78V122L81 123V120H80V121H79ZM147 120H148V119H147ZM147 120H146L145 122H144V120H143L142 122H143V123H146ZM169 120H170V119H169ZM183 120H184V118H183ZM200 120H201V118H200ZM211 120H213V119H211ZM243 120H244V118H243ZM261 120H262V118H261ZM3 121H4V120H3ZM6 121H5V124H4V122H2V123L4 124V126H5V125H6V126L9 125V124L6 123ZM13 121H12V123H13ZM75 121L73 122V124H75ZM96 121H98V120H96ZM124 121L126 122L127 120L125 119ZM124 121H122V123H123ZM133 121H134V120H133ZM133 121H131V122H133ZM135 121H136V120H135ZM150 121H151V120H150ZM155 121H156V120H155ZM160 121H164V120H160ZM193 121H195V120H193ZM196 121H198V118H197ZM216 121H217V120H216ZM234 121H235V122H234ZM244 121H245V120H244ZM244 121H243V123H244ZM7 122H8V121H7ZM78 122H77V123H78ZM89 122L92 123L91 121H89ZM93 122H94V121H93ZM112 122H113V121H112ZM174 122H175V121H174ZM177 122H178V121H177ZM181 122H182V125H183V121H182V120H181ZM190 122H191V120H190ZM210 122H211V121H209L208 123H210ZM230 122H229V123H230ZM255 122H256V121H255ZM255 122H254V123H255ZM263 122H264V121H263ZM8 123H9V122H8ZM10 123H11V122H10ZM61 123H62V124H61ZM97 123H98V122H97ZM117 123H116V124H117ZM129 123H130V122H129ZM162 123H163V122H162ZM179 123H180V122H178V126H179ZM208 123H207V126H206V127H208ZM218 123H219V122H218ZM229 123H228V124H225L226 127H225V125H224V128H223V129L229 127V126H228ZM260 123H262V122H259V126L261 127L262 124L260 125ZM118 124H117V125H118ZM127 124H128V123H127ZM132 124L135 126L134 123H132ZM176 124H177V123H176ZM200 124H201V123H200ZM214 124H215V122H214ZM248 124H249V123H248ZM255 124L257 125L258 123H255ZM75 125H76V124H75ZM80 125L82 126V124H79V126H80ZM120 125H121V124H120ZM124 125H125V124H124ZM137 125H139V124H137ZM137 125H136V126H137ZM147 125H148V124H147ZM163 125H164V123H163ZM188 125H189V124H188ZM190 125H192V123H190ZM218 125H221V122H220V124H218ZM222 125H223V122H222ZM232 125H234V124L231 123L230 127H231ZM251 125H252V124H251ZM4 126L1 127V128H4ZM76 126H77V125H76ZM91 126H92V125H91ZM91 126L87 124L88 129H89V128L92 129ZM95 126H96V125H95ZM128 126H129V124H128ZM131 126H132V125H131ZM131 126H129L130 130H131V131H132V130H133V131L135 130V131H137V132L139 131V132L137 133V135L140 133L141 135H139V136H141V137L143 138V136H142V132H140V130L137 129L136 126H135V129H134V128L131 129ZM134 126H132V127H134ZM140 126H141V124H140ZM142 126H143V125H142ZM180 126H181V124H180ZM199 126H200V125H199ZM199 126H198V127H199ZM253 126H254V125H253ZM58 127H61V128L58 129ZM99 127H100V126H99ZM101 127H102V126H101ZM120 127L122 128V126H119L118 128H120ZM143 127H144V126H143ZM147 127H148V126H147ZM174 127H175V126H174ZM184 127H185V126H184ZM186 127H187V126H186ZM186 127H185V129H187ZM200 127H201V126H200ZM204 127H205V125H204ZM209 127H210V126H209ZM209 127H208V129H209ZM218 127H219V126H217V131H218V132H217V131H215V132L219 133V134H220L219 136H221V135H223V134H226V136H227V134H228V135L233 134L234 129H233V130H232V129H229V130H232V133H231V131L227 130L228 128L226 129L227 133H226V131H223L222 133H220V132H221V130H220L221 128L218 129ZM249 127H251V126L248 125V127H247V125H246V128H248V131H249V130L251 131L253 128H250V129H249ZM254 127H255V126H254ZM76 128H78V126H77ZM94 128H95V127H94ZM124 128H125V127H124ZM138 128H140V127L138 126ZM176 128H177V127H176ZM190 128H191V126H190ZM192 128H194V127H192ZM201 128H202V127H201ZM231 128H232V127H231ZM233 128H235V127H233ZM261 128H263L262 130H264V124H263V127H261ZM261 128H260V130H261ZM5 129L7 130L6 127L4 128V130H5ZM82 129H83V130H82ZM85 129H87V128H85ZM88 129H87V130H84V131H88ZM168 129H169V128H168ZM179 129H180V128H179ZM182 129H183V127H182ZM194 129H195V128H194ZM197 129H198V128H197ZM197 129H196V130H197ZM214 129L216 130V127H215ZM223 129H222V130H223ZM254 129L259 130V129H257L256 127H255ZM254 129L252 130V135H254V137H256V134H258V132H260V130L256 132ZM6 130H5V132L7 133L6 138H7V141L10 142L7 146L11 148V141H12L11 138H10V135H11V134H10L9 130H7V131H6ZM53 130H54V129H53ZM67 130L65 129L66 134H67ZM77 130H78V129H77ZM116 130H117V129H116ZM127 130H129V129H127ZM127 130H126V131H127ZM144 130H145V128H144ZM147 130H148V129H147ZM147 130H146V131H147ZM165 130H166V129H165ZM165 130H162V131H164V133H165V135H164V133H163V136H164L165 138H166V136H167L166 139L168 140V139L171 137V136L169 135V134H171V133H169V130H170V129L168 130V133H169V134L166 133ZM177 130H178V129H177ZM190 130H191V134H193V133L195 132V131L193 132L192 129H190ZM205 130H206V129H205ZM235 130H236V128H235ZM55 131H56V130H55ZM65 131H64V134H65ZM118 131H120V129H118ZM135 131H134V132H135ZM146 131H145V134L147 135V132H146ZM158 131H159V130H158ZM178 131H179V130H178ZM184 131H185V130H184ZM228 131H229V132H228ZM134 132H132V133L128 132V133L132 135V134H134ZM159 132L161 133V131H159ZM173 132H174V130H173ZM192 132H193V133H192ZM204 132H205V131H204ZM212 132H214L213 129H212ZM224 132H225V133H224ZM246 132H247V131H246ZM121 133H122V130H121L120 134H121ZM155 133H156V132H155ZM160 133H159V134H160ZM196 133H200V132H196ZM217 133H216V136H217ZM229 133H230V134H229ZM247 133H248V132H247ZM47 134H48V133H47ZM47 134H46V135H47ZM87 134H88V132H87ZM87 134H86L84 137H87ZM90 134H91V133H90ZM123 134H125V133H123ZM123 134H122V135H123ZM135 134H136V133H135ZM145 134H144V136H145ZM157 134H158V132H157ZM157 134H155V135H157ZM167 134H168V135H167ZM176 134H177V133H175L174 135H176ZM211 134H212V133H211ZM213 134H215V133H213ZM234 134H235V133H234ZM236 134H237V133H236ZM243 134H244V133H243ZM137 135H135V136H137ZM155 135H154V136H155ZM171 135H172V134H171ZM174 135H172L173 138L171 137L172 140H177V141L179 142V140L181 139L180 136H178L179 134L176 136L177 139H174V138H176ZM194 135H195V134H194ZM237 135H238V134H237ZM246 135H247V134H246ZM261 135L264 137L263 134H261ZM47 136H50V134L47 135ZM72 136H73V137H72ZM88 136H89V134H88ZM124 136H128V134H127V135H124ZM124 136H123V137H124ZM133 136H134V135H133ZM158 136L162 137L161 134L158 135ZM181 136H182V135H181ZM188 136H190V131H189V135H188ZM191 136H192V135H191ZM196 136H197V135H196ZM199 136H200V134H199ZM205 136H206V134H205ZM212 136H213V135H212ZM212 136L209 135L208 138H209V137H212ZM79 137L82 138L83 136L80 135ZM129 137H130V136H129ZM129 137H128V138H129ZM221 137H222V136H221ZM221 137H220V138H221ZM237 137H238V136H237ZM250 137H251V134H250ZM254 137H253V138L251 137V138L254 139ZM50 138H51V137H50ZM132 138H133V137H132ZM135 138H136V137H135ZM142 138H141V139H142ZM178 138H179V139H178ZM191 138H193V136H192ZM212 138H213V137H212ZM216 138H217V137H216ZM223 138H224V136H223ZM256 138H257V141H258V140H259L258 138H260V136L258 137V135H257ZM256 138H255V139H256ZM125 139H127V138L124 137L123 140H125ZM138 139H140V138H138ZM163 139H164V138L162 137V140H163ZM209 139H210V138H209ZM213 139H215V138H213ZM77 140H78V142H77L76 145H74V146L70 145V143H72V142H74V141H77ZM127 140H128V139H127ZM130 140H131V137H130ZM149 140H152V138L149 139ZM160 140H161V139H160ZM162 140H161V141H162ZM183 140H184V139H183ZM188 140H189V139H188ZM188 140H187V141H188ZM190 140H191V141H190L189 145L191 144V142H193V141H192L193 139H190ZM196 140H198V136H197V139H196ZM199 140H200V139H199ZM199 140H198V141H199ZM217 140H218V139H217ZM41 141H44V143L41 144V145L44 144V145L42 146V148L40 147L41 145L39 146V144L41 143ZM50 141H51V142H50ZM95 141H97V140L95 139ZM125 141H126V140H125ZM145 141H146V143H147L148 140L145 138ZM145 141H144V142H145ZM200 141H201V140H200ZM202 141H204V140H202ZM202 141H201V142H202ZM211 141H214V140H211ZM251 141H253V143H255L254 140H251ZM91 142H92V141H91ZM128 142H129V141H128ZM128 142H127V143H128ZM149 142H151V141H148V143H149ZM156 142H158V140H157ZM156 142H155V143H156ZM180 142H182V140H181ZM183 142H184V141H183ZM201 142H200V143H201ZM207 142H208V141H206L205 143H207ZM132 143H135V141H132ZM146 143H144V144L146 145ZM155 143H152V145H154ZM200 143L197 142L198 145H199ZM203 143H204V142H203ZM203 143H202V144H203ZM205 143H204V145H206ZM80 144L82 145V146H81L82 148L79 147ZM93 144H94V146H93ZM105 144H106V143H105ZM129 144H130V143H129ZM144 144H143V147L145 146ZM149 144H151V143H149ZM224 144H225V143H223V145H224ZM176 145H177V144H176ZM195 145H196V144H195ZM210 145H211V144H210ZM210 145H209V146H210ZM233 145H234V144H233ZM250 145H251V147L253 146V144H251V143H250ZM250 145H248V147H249V149H252V148H250ZM53 146H54V145H52V147H53ZM134 146H135V144H134ZM134 146H133V147H134ZM146 146H147V145H146ZM149 146H150V145H149ZM157 146H158V145H157ZM157 146L155 145V147H157ZM169 146H170V145H169ZM169 146H168V147H169ZM178 146H182V147H183V149H182V152H183V151H184V148H185V146L183 145V143L177 145V147H178ZM43 147H44L45 149H44ZM55 147H56V146H55ZM129 147H130V146H129ZM152 147H153V146H152ZM166 147H167V145L165 146V148H166ZM171 147H172L171 150H173V146H171ZM182 147H180V149H181ZM190 147H191V145H190ZM193 147H196V146H192L191 149H192ZM198 147H199V146H198ZM202 147H203V146H202ZM220 147H221V146H220ZM248 147H247V148H248ZM47 148H48V147H47ZM80 148H81L82 150H81ZM150 148H151V147H149V150H150ZM153 148H154V147H153ZM199 148H200V147H199ZM207 148H209V150H210V147H208V145H207ZM226 148H227V147H226ZM132 149H135V148H132ZM145 149H146V148H145ZM147 149H148V148H147ZM147 149H146V151H147ZM158 149H159V148H158ZM167 149H168V148H167ZM167 149L164 150V152H163L164 154H163V155L166 154L165 151L167 152ZM169 149H170V147H169ZM175 149H176V148H175ZM178 149H179V148H178ZM178 149H177V150H178ZM195 149H196V148H195ZM204 149H206V148H204ZM136 150H137V151H136ZM141 150H142V149H141ZM149 150H148V151H149ZM151 150H154V149H151ZM199 150H200V149H199ZM252 150H253V149H252ZM10 151H11L10 149H8V150H4V149L2 150V149H1V150H0L1 163L5 161L4 165H3V164L1 165V168H2L3 166H5V167H7V168L10 167V168H9V171H8L10 175L13 174L15 170H18V171H22L25 175H27V176L32 177V178L35 179V181L33 180V182H31V183H29V184L21 183V187H19V188H23V191L21 192V191L19 190V192H18V190H16V193H18V197H17L16 195L13 196L14 198H17V199L19 198L20 200L23 199V200H21V201L24 202V200H27V198H23L22 196H26V197H27V196H30V197L35 196V194H34L33 196H31L30 194H32V192L35 193L34 190H35L36 188H35V189H34V188H31V186H32L33 184H35V183L37 184V181H38V179H39V175H40V173L38 172V174H36V170L34 169V167H35L36 165L38 166V164H36L34 167H31V164H30V161H29V156H28L27 158H25V159H22V160H20V159H12V160H11L10 157H9V155L11 156L12 153H9ZM90 151H93V148H92V150H90ZM134 151H136V152L138 153L140 150L138 151V148H137V149H135ZM168 151H169V150H168ZM178 151H179V154H180L181 151H180V150H178ZM190 151H192V152H194V153L196 152V151L193 150V149L190 150ZM224 151H225V150H224ZM258 151L260 152V151H262V150H258ZM112 152H113V151H112ZM112 152H111V154H112ZM150 152L152 153V151H150ZM150 152H149V153H150ZM158 152H159V151H158ZM161 152H162V151H161ZM169 152H171V151H169ZM169 152H167V153H169ZM174 152H175V150H174ZM174 152H173V154H174ZM182 152H181V153H182ZM202 152H203V151H202ZM263 152H264V150H263ZM85 153H86V155H85ZM93 153H94V152H91V155H90V156H92V157L94 158V154H93ZM139 153H141V152H139ZM146 153H148V152H146ZM153 153H154V152H153ZM189 153H190V152H189ZM200 153H201V152H199V155H200ZM204 153H205V152H203L202 155H203ZM88 154H90V153H88ZM92 154H93V155H92ZM169 154H172V153H169ZM169 154H168V155H169ZM175 154H176V153H175ZM179 154H178V155H179ZM190 154H191V153H190ZM196 154H198V151L196 152ZM225 154H226V153H225ZM225 154H224V155H225ZM242 154H243V153H242ZM242 154H241V155H242ZM57 155H58V156H57ZM135 155H137V154H135ZM142 155H143V154H142ZM154 155L156 156V152H155ZM157 155H158V154H157ZM160 155H161V153H160ZM183 155H184V156H183ZM183 155H180V157L183 156V158H185V154H183ZM188 155H189V154H188ZM199 155H197V156H199ZM226 155H227V154H226ZM226 155H225V156H226ZM241 155H239V157H241ZM255 155H256V154H255ZM255 155H254V154H251L252 158H250V157L247 156L249 159H248V163H247L246 166L248 167V166H250V164H252V165H251V167H249V168H251V169H248V168L246 167L248 170H247L244 166L241 165L242 167H241L240 169L244 168V169H243V172H244L245 169H246L247 171H249V170L251 171V170L255 169V171H253V172L251 171L253 175H254V173L257 174V173L260 172V171H259V172L256 171L257 168H256V165H255V162H253V161H255V160L253 159V156L255 157ZM260 155H261V152H260ZM95 156H96V155H95ZM147 156H149V155H147ZM165 156H166V155H165ZM169 156H171V155H169ZM197 156H195V158H196ZM116 157H118V156H116ZM144 157H145V155H144ZM151 157H152V155H151ZM160 157H161V156H158L159 159H160ZM162 157H163V156H162ZM162 157H161V158H162ZM171 157H172V156H171ZM176 157H177V156H176ZM189 157H190V155H189ZM239 157L237 156V159H238ZM245 157H246V156H245ZM256 157H258V155H256ZM154 158H155V157H154ZM163 158H164V157H163ZM166 158H168V157H166ZM183 158H182V159H183ZM192 158H193V156H192V154H191V158H190V159H192ZM203 158H204V155H203ZM241 158H243V155H242ZM63 159H64V160H63ZM89 159H92V158H91V157L88 158L87 163H89ZM127 159H128V158H127ZM139 159H140V158H139ZM143 159H144V158H143ZM148 159H149V157H148ZM172 159L175 160V159H177V158L173 157ZM178 159H179V160H178ZM178 159H177V162H179V161H182V162H183V161H184V159H183V160H181L180 158H178ZM200 159H202V156L199 158V160H200ZM208 159H209V157H208ZM223 159H224V158H223ZM230 159H231V158H230ZM230 159L226 160V158H225L226 163H228V161L232 163V161H230ZM232 159H235L234 163H237V166H238V164L240 165V164H242L244 161H246L244 158H243L244 160L241 159V160H242V163H241L240 158H239L240 162H239V160H238V162H236L237 160H236L235 157H232ZM255 159H257V158H255ZM258 159H259V158H258ZM258 159H257V161H260V160H258ZM113 160H114V159H113ZM145 160H146V159H145ZM157 160H158V159H157ZM169 160H170V159H169ZM186 160H188V159H186ZM251 160H252V161H251ZM104 161H105V160H104ZM116 161H117V160H116ZM141 161H142V159H141ZM155 161H156V159H155ZM161 161H162V160H161ZM170 161H171V160H170ZM193 161H194V160H193ZM203 161H204V160H203ZM206 161H207V160H206ZM250 161L253 162V163H251ZM132 162H133V161H132ZM142 162H143V161H142ZM163 162H164V161H163ZM166 162H167V161H166ZM182 162H181V163H182ZM184 162H186V161H184ZM187 162H188V161H187ZM191 162H192V161H191ZM204 162H205V161H204ZM204 162H202V163H203V164H202L203 166H199V167H198V168H200V167L202 168V167H203V168H202V169H203V170H202L203 172H205V171H204V170H205V166H204V165H207V163L209 164V162H207L206 164H204ZM221 162H222V161H221ZM246 162H247V161H246ZM246 162H244V163L246 164ZM87 163H86V164H87ZM110 163H111V162H110ZM137 163H138V162H137ZM161 163H162V162H161ZM172 163H173V161H172ZM234 163H233V165H235ZM257 163H259V162H257ZM65 164H64V165H65ZM96 164H97V162H96ZM96 164H94V166H95ZM129 164H130V163H129ZM133 164H134V163H133ZM135 164H136V163H135ZM145 164H146V163H145ZM154 164H155V163H154ZM6 165H7V166H6ZM88 165H89V164H87V166H88ZM163 165H164V164H163ZM166 165H167L166 168H168V164H166ZM170 165H171V164H170ZM170 165H169V167H170ZM254 165H255V168H254ZM258 165H259V164H257V166H258ZM75 166L72 167V168H75ZM87 166H84V165H83V167H86V168H87ZM116 166H117V165H116ZM130 166H131V165H130ZM141 166H142V165H141ZM164 166H165V165H164ZM171 166L173 167L174 164L171 165ZM177 166H178V165H177ZM177 166H176V167H177ZM184 166H185V165H184ZM207 166H208V165H207ZM209 166H210V167H213V166H211V163L209 164ZM229 166H230V165H229ZM237 166L235 165V167H237ZM68 167H69V166H68ZM77 167H78V166H76V168H77ZM83 167L81 166L82 170H83ZM96 167H97V166H96ZM145 167H146V166H145ZM176 167H175L176 170H174V171L177 172L178 169H177ZM179 167H180V166H179ZM190 167H191V166H189V168H190ZM231 167H232V165H231ZM239 167H240V166H239ZM239 167H237V168L239 169ZM259 167H260V166H259ZM7 168H4V169L6 170ZM66 168H67V167H66ZM78 168H79V167H78ZM137 168H138V167H137ZM141 168H142V167H141ZM161 168H162V167H161ZM173 168H174V167H173ZM182 168H183V167H182ZM185 168H186V167H185ZM189 168H186V169L188 170ZM201 168H200V169H201ZM228 168H229V167H228ZM38 169H39V168H38ZM127 169H128V168H127ZM145 169H146V168H145ZM179 169H180V168H179ZM212 169H214V168H212ZM215 169H216V168H215ZM230 169H231V168H230ZM232 169H233V168H232ZM240 169H239V170H240ZM259 169H260V168H259ZM75 170L77 171V169H75ZM122 170H124V169H122ZM128 170H129V169H128ZM137 170H138V169H137ZM139 170H140V169H139ZM141 170H142V169H141ZM163 170H164V168H163ZM171 170H172V169H171ZM189 170H190V172H191V168H190ZM226 170H227V169H226ZM226 170H224V171H226ZM6 171H7V170H6ZM6 171H5V173H6ZM44 171H45V172H44ZM84 171H85V170H84ZM111 171H112V170H111ZM142 171H144V170H142ZM157 171H158V170H157ZM172 171H173V170H172ZM174 171H173V174H176V175H175V176L172 175V176H173V179H175V177H177V173L174 172ZM207 171H208V170H206V172H207ZM227 171H228L229 173H232V172H230V170H227ZM231 171H232V170H231ZM247 171H246V172H247ZM61 172H62V174H63L64 172H66V175H67V172H68V171L64 170V171H61ZM71 172H72V170H71ZM71 172H70V170H69L68 174L71 173ZM88 172H90V171H89V168H88ZM117 172H118V171H117ZM179 172H180V174L182 175V174L185 173V170H183L182 172L179 170ZM200 172H201V171H200ZM206 172H205V173H206ZM217 172H219V171H217ZM239 172H240V171H239ZM239 172H238V174H239ZM246 172H245V174L243 173V175L241 174L242 176H240V177H242V178H240L239 176H235V175L232 176V179H234L233 177H237V180H236V178H235V181L230 180L231 177H230V179H228L229 177L224 175L223 181H224L225 183H227V182L229 181V183L231 184V187H234V185L237 184V183H238V186H239V184L241 183V184H240V186H241L240 189H244V187H246L248 184H250V182L255 181V180H254V177H256V176H252V175H251V176H252V177H251V176L249 175L250 173L248 172V173L246 174ZM50 173H49V174H50ZM73 173H74V174L76 173L75 175H78V176H79L78 173H80V172L78 171V173H77V172H74V171H73ZM73 173H71V174L73 175ZM118 173H119V172H118ZM118 173H117V174H118ZM161 173H162V172H161ZM208 173H209V172H208ZM225 173H226V172H225ZM229 173H227V174H229ZM240 173H241V172H240ZM7 174H8V173H7ZM49 174H48V176H49ZM57 174H59V173H57ZM60 174H61V173H60ZM81 174H82V175H81ZM81 174H80L81 177H79L78 180H81L80 183H81V184H84V183H86V182H85L84 179H81V178L84 177V175L86 174V171H85L84 174H83V171H82ZM197 174H198V173H197ZM197 174H196V176H197ZM227 174H226V175H227ZM236 174H237V172H236ZM63 175H64V174H63ZM63 175H61V177L59 176L60 179H61V183L63 182L62 179H64V182L67 183V182H68V179H65L66 176L63 177ZM90 175H91V173H90ZM136 175H137V174H136ZM159 175H160V173H159ZM184 175H189V174H188V172H187V174H184ZM207 175H208V174H206V176H207ZM209 175H210V174H209ZM211 175H212V178L210 177V178H211V179H210V178L208 177V179H207V182H209V181L211 180V181L208 183L209 185H207V187L210 186V188H211V187H213L212 184H215V187H213V191H214V188L216 189V187H218V189H220L221 187H223V184L220 183V180L218 179L219 177H220V179H221V176L218 174L219 177H218L217 179H218L219 181H217V183H215V182H214V179L216 180V178H215L216 176L214 177V176H213V173H212ZM211 175H210V176H211ZM214 175H216V174H214ZM231 175H232V174H231ZM244 175H245L246 177H245ZM261 175H262V174H261ZM48 176H47V179H49ZM55 176H56V174H55ZM67 176H69V175H67ZM73 176H74V175H73ZM78 176H77V178H78ZM122 176H123V175H122ZM157 176H158V175H157ZM162 176H163V175H162ZM178 176H180V175L178 174ZM192 176H193V175H192ZM204 176H205V175H204ZM243 176H244V177H243ZM258 176H260V175H258ZM42 177H44V175H43V176L40 175V178H42ZM50 177H51V175H50ZM57 177H58V176H57ZM133 177H134V176H133ZM133 177H132V178H133ZM180 177H181V178H182V177L185 178L184 176H180ZM180 177H179V179H181ZM225 177H228V178L225 179ZM238 177H239V178H238ZM248 177H249V178H248ZM260 177H261V176H260ZM72 178H73V177H72ZM74 178H75V176H74ZM95 178H96V177L94 176V179H95ZM116 178H117V177H116ZM120 178H121V177H120ZM120 178H119V179H120ZM135 178H136V176H135ZM192 178H194V177H192ZM192 178H191V179H192ZM195 178H196V177H195ZM195 178H194V179H195ZM206 178H207V177H206ZM213 178H214V179H213ZM256 178H257V177H256ZM47 179H45V180H47ZM60 179H59V180H60ZM88 179H91V178L88 177ZM94 179H93V180H94ZM173 179H171V180H173ZM191 179L189 178V180H188V181H190V182H188V183H190V185H188V187H189L188 190H189V191H190V189H191L190 187H192V186L194 187L193 183L196 181V180H195L194 182H191V181H192ZM250 179H251V181H250ZM252 179H253V181H252ZM45 180H44V181L42 180V181L44 182V184L47 183V181H45ZM78 180H77V181H78ZM82 180H83V182H82ZM95 180H96V179H95ZM95 180H94V181H95ZM97 180H98V179H97ZM121 180H123V179L121 178ZM127 180H128V179H127ZM153 180H154V179H153ZM167 180H168V179H167ZM184 180H185V179H183V181H184ZM212 180H213V181H212ZM240 180H241V181H240ZM242 180H243V181H242ZM248 180H249V182H248ZM54 181L56 182V180H54ZM101 181H102V180H101ZM112 181H113V180H112ZM174 181L177 182L176 180H174ZM179 181H180V180H179ZM183 181H182L181 184H183ZM185 181H186V180H185ZM226 181H227V182H226ZM231 181H233L234 183L236 182V183L233 185V182L231 183ZM246 181H247V183H246V186H245V182H246ZM55 182H53V184H55ZM58 182L60 183V181H57V182H56V185H57V186H58ZM114 182H115V183H114V185H112V186H117L116 188H118V186L121 185V184H120L121 181H120V182L118 181V183H116V181H114ZM165 182H166V181H165ZM180 182H181V181H180ZM211 182H212V183H211ZM242 182L244 183V186L242 185V184H243ZM99 183H100V182H99ZM123 183H124V182H123ZM130 183L132 184L133 181H130ZM158 183H160V182L158 181ZM186 183H187V181L185 182L184 186L186 185ZM191 183H192V184H191ZM255 183H258V179H257V181H256ZM255 183H254L253 185H256ZM261 183H262V182H261ZM62 184H63V183H62ZM115 184H116V185H115ZM117 184H118V185H117ZM119 184H120V185H119ZM161 184H163V183H161ZM166 184H167V182L165 183V185H166ZM181 184H180V185H181ZM221 184H222V185H221ZM63 185H64V184H63ZM63 185H62V186H63ZM72 185H73V184H72ZM97 185H98V184H97ZM125 185H126V184H125ZM127 185H128V184H127ZM167 185H168V184H167ZM191 185H192V186H191ZM211 185H212V186H211ZM216 185H217V186H216ZM218 185H219V186H218ZM225 185H226V184H225ZM225 185H224V186H225ZM262 185H263V184H262ZM10 186H11V185H10ZM34 186H35V185H34ZM36 186H37V185H36ZM39 186H40V184H39ZM39 186H38V187H39ZM59 186L61 187V185H59ZM83 186H85V185H81V186H80V188L82 187L81 189H80L79 187L77 188V189H80V190H78V192H81L82 189H84V191H85V189H86L85 187H86V186H85V187H83ZM128 186H129V185H128ZM154 186H156V184H155ZM154 186H153V187H154ZM161 186H162V185H161ZM163 186H164V185H163ZM169 186H170V185H169ZM186 186H187V185H186ZM227 186H228V184H227ZM227 186H226V187H227ZM235 186H236V185H235ZM238 186H237V187H238ZM32 187H33V186H32ZM52 187H53V186H52ZM54 187H55V186H54ZM63 187H64V186H63ZM63 187H62V188H63ZM121 187H122V186H121ZM156 187H157V186H156ZM174 187H175V186H174ZM193 187H192V190L190 191V193H193V194L195 195V197H196V194H197V193L192 192V191H193ZM219 187H220V188H219ZM237 187H235L236 190H235V189H234V190L237 191V192L239 191V192H238L239 194H238L237 196H240V190H239V187H238V188H237ZM14 188H15V187H14ZM25 188H26V189H25ZM28 188H29V190H28V192H27L26 190H27ZM41 188L47 190V188H45V187H40V189H41ZM67 188H68V187H67ZM72 188H73V187H72ZM113 188H115V187H113ZM116 188H115V189H116ZM132 188H133V187H132ZM228 188H229V186H228ZM24 189H25V190H24ZM40 189H39V191H40ZM70 189H71V188H70ZM109 189H110V188H109ZM123 189H124V188H123ZM153 189H154V190H153ZM172 189H173V187H172ZM174 189H175V188H174ZM207 189H208V188H207ZM226 189H227V188H226ZM245 189H246V190L249 189V186L246 187ZM12 190H13V189H12ZM36 190H37V189H36ZM46 190H45V192H46ZM125 190H126V188H125ZM125 190H124V192L126 193ZM129 190H130V189H129ZM131 190H132V189H131ZM131 190H130V191H131ZM135 190H136V189H135ZM149 190H151V191H150V192L147 191L148 193H146V194H147V198L149 199V200L147 199V201H149V202H148L149 204L146 203L147 205L144 207V208H145V209H144V213H145L144 216H143V217H137V218H136V220L138 219V223L133 221L134 224H131L132 226H129V225H128L129 227H127V228H123V229H119L121 226H120L119 228H117V227L114 228V227H109V226H108L109 229L106 230L105 233H102L100 230H98V231L93 235L94 237L92 236L93 238L91 237V238L89 239V240H91V241H89V240L86 241V243H87V242L89 243V244L87 243L88 245H87L86 243H84V245H87V246H85V247H84V245L82 244V243L84 242V241H83L84 239H82V238H80V237H77V238L82 239V242H81L80 239L75 238V239H77V240H80V242H81V246L83 245V250H79L78 252H76L77 248H76V247H75V249L71 248L72 245L70 244V245H69V246H70V249H73V250H70V252H69V251L66 252V253L68 254V256H67V255L65 256V254H64V256L67 257V259L64 260L65 264H68V263H69V264H74V263L76 262V261H74V260H75L74 258H75V256H77V255L79 256L80 261L84 262L85 264H115V262H114L115 257H116L117 255L120 256L119 254H120L121 252H124V254L127 253V256H128V255H131V254L134 253V254H139V257H140V256L142 257L143 254H141V253H142V252H141L142 249H141L140 246H141V244H142L143 241H142V234H141V232L144 234L143 237L145 238V236H146V234H147V229L152 228V226H154V223L157 222V218L159 219L161 216L163 217V218L161 217V219H162V221H164V223L166 222V220L172 219V220H169V224H171L170 222L173 221V218H177L176 220H175V219H174V220H175V224H176V227H177V229H178V232L175 231V233H174V235H173V238H174V239H173V240H174L173 243H175L179 248H180V247H186V248H187V247H188L187 245L190 244V243H189V242H190L189 240L192 239L191 237H192V235H193V232H192V234L190 233V227H193V225H195L194 223H198V222H199V221H198V222H194V223H193V221H194L193 218H194V216L198 213V212H197V211H198V210H197L198 208L195 206V205H196L195 202L193 203V201H191V200H190L189 202L185 200V199H190V197H192L193 194L191 195V194L187 191V193H188L189 195L186 193L187 195L185 196V198L183 197L184 199H183V198H182V199H178V198H179V197H178V198H177L178 200H176V199H173L172 201L170 200V201L172 202V204H170V205L164 201V202L167 204V205H166V204L164 205L163 202H160V200L163 199V195H164L165 193H168V194H169V193H170V194L172 193L171 187H170V188L168 187V188L165 189V190H159L158 188H155V187H154V188H152V189L150 188ZM194 190H196V189L194 188ZM251 190H252V189H251V186H250V189H249L250 192H249V193L247 192L248 195L251 194V192H252ZM43 191H44V190H43ZM43 191L41 190V192H43ZM61 191H62V190H61V188H60V192H61ZM71 191H72V189H71ZM93 191H94V190H93ZM113 191H114V190H113ZM165 191H166V192H165ZM174 191H175V190H173V193H174ZM205 191H206V189H205ZM207 191H208V190H207ZM228 191H231V189H228ZM228 191H226V192H228ZM247 191H248V190H247ZM47 192H48V190H47ZM47 192H46V193H47ZM60 192H59V194H60ZM127 192H128V191H127ZM197 192H198V191H197ZM201 192H202V191H201ZM201 192L199 191L198 195H200ZM214 192H215V191H214ZM232 192H233V191H232ZM232 192L225 193V189H224V188H222V189L220 190V193H222V195H219V196H221V198H222V196H223L224 194H226L225 196H223L224 201H223V199H222V202L220 201V202H221L220 206L222 207V208L220 207L221 210H222L223 207H224V206H223V202H225V200H226L225 197L228 196L227 194H230V196H231V194H233ZM241 192H242V194H243V193H244V190H242ZM82 193H84L83 198H84L85 195H86V196L88 195V194H87L88 192H86V194H85V192H81V193H78L77 195H75L76 200H75V199H72V200H75V201L79 200L82 196H78V195H82ZM118 193H119V192H118ZM130 193H131V192H130ZM175 193H176V191H175ZM175 193H174V194H175ZM184 193H185V192H184ZM207 193H208V192H207ZM207 193H206V194H207ZM245 193H246V192H245ZM247 193H246V194H247ZM13 194H15L14 191H13ZM13 194H12V195H13ZM47 194H48V193H47ZM59 194H58V196H59ZM131 194H133V193H131ZM181 194H182V193H181ZM235 194H236V193H235ZM242 194H241V195H242ZM9 195H10V194H9ZM12 195H11V196H12ZM56 195H57V194H56ZM111 195H112V194H111ZM148 195H149V197H148ZM184 195H185V194H184ZM184 195L182 194V196H184ZM198 195H197V196H198ZM202 195H203V193H202ZM202 195H201V196H198V197L201 198L200 201H203V200H204V201L201 202V203H204V204L206 205V203H205V202H206V198L202 200V197L204 198V196H205V197H208V196H207V195L202 196ZM243 195H244V197L246 196L245 194H243ZM15 196H16V197H15ZM46 196H47V195H46ZM50 196H51V194L48 195V198H49ZM54 196H55V195H54ZM76 196H78V198H79V197H80V198L78 199ZM115 196H116V194H115ZM117 196H118V195H117ZM124 196H125V195H124ZM131 196H132V195H131ZM169 196H171V195H169ZM189 196H190V197H189ZM217 196H218V194H217ZM217 196H216V194H215V195H214V199H215V197H216V199L219 198V200H220L221 198H220L219 196H218V198H217ZM230 196H229V197H230ZM251 196H252V195H251ZM2 197H3V196H2ZM13 197H12V198H13ZM37 197H38V196H37ZM37 197H36V198H37ZM43 197H45V195H43ZM125 197H126V196H125ZM125 197L123 198L122 193H121V196H119V197H118V200L116 199V201L114 200L115 198H114V196H113V198H111V200H112L111 204H110V203L106 204V206L108 205L107 207H106L104 204H102V205H104V206L106 207V209H104V208H105L104 206H102V205H101V206L104 207L103 210H104L105 212H108V211L110 212L109 209H111L112 211H114L115 214H116L115 219L121 218L122 215L127 214L128 211H129V210H128L129 208L127 207V204L129 203V200H125ZM145 197H146V195H145ZM174 197H175V195H174ZM231 197H232V199H234V201H231V200H230V202H227V203H228L227 207L230 206L229 204H230V203L232 204V202H233L234 205L236 204V206H234V205L232 204V206H230V208L233 210V212H232V214H231V211H230V212L228 211V214L230 213L231 216L233 215V216L231 217V219L234 218V220H235V217H236V219L238 218L237 221H238L240 218L243 217V218L241 219L242 223H240V221L238 222V223H239L238 226L240 227L239 229L241 230V232H240V234H241L242 231H243V230L241 229V227H242V226H243V228L250 227V225H251V223H252V219H253L252 217H253L254 214H253V215L251 214V213H253L251 209H250L251 211L248 209L249 212H250V214H249V213H248V214L246 213V212H248L247 209H245V211H242V208H243V207H241L242 205H240V208H241V209H240L239 206H237V204H238L239 202L236 203V202H235V201H236V200H235V197H234V198H233V196H231ZM231 197H230V199H231ZM240 197H241V198H240ZM240 197H239L240 199L243 198L242 196H240ZM7 198H10V197L8 196ZM14 198H13V199H14ZM36 198H35V199H36ZM48 198H47V199H48ZM83 198L81 199L82 201L84 200ZM130 198H131V197H130ZM193 198H194V196H193ZM236 198H237V197H236ZM239 198H237V199L239 200ZM30 199H31V198H30ZM33 199H34V198H33ZM33 199H32V200H33ZM35 199H34V200H35ZM40 199H41V198H40ZM40 199L38 200V198H37V203L40 201ZM50 199H51V197H50ZM53 199H54V197H53ZM60 199H61V198H60ZM63 199L65 200V198H63ZM85 199H86V198H85ZM144 199H145V198H144ZM246 199H247V198H246ZM20 200H19V202H20ZM42 200H43V199H42ZM64 200H63V201H64ZM81 200H80V201H81ZM151 200H152V202H150ZM153 200H155V201L153 202ZM180 200H182V201H180ZM194 200H195V199H194ZM207 200H210V197H208ZM48 201H49V199L47 200V202H48ZM65 201H66V200H65ZM82 201H81V202H82ZM108 201H110V200H108ZM136 201H137V200H136ZM12 202H14V201H12ZM26 202H28V201H26ZM31 202H33V204H34L35 201H31V200H30V204H31ZM40 202H41V203H40ZM40 202H39L40 205L38 204L39 206H41V205H43V204L46 205V203H43V201H40ZM45 202H46V201H45ZM51 202H52V199H51ZM51 202H50V203H51ZM86 202H87V200L85 201V203H86ZM142 202H143V201H142ZM196 202H197V201H196ZM20 203H21V202H20ZM42 203H43V204H42ZM50 203H49V204H50ZM52 203H53V202H52ZM83 203H84V202H83ZM106 203H107V201H106ZM138 203H139V202H138ZM173 203H174V205H173ZM0 204H1V205H0V207H1L0 209H2L3 205H2L1 202H0ZM16 204H17V203H16ZM16 204H15V205H16ZM33 204H31V205H33ZM77 204H78V203H76V206H77ZM139 204H140V203H139ZM240 204H241V203H240ZM25 205H26V203H25ZM38 205H37V206H38ZM74 205H75V203L73 204V206H72V205H71V206L74 207ZM81 205H83V204L80 203V206H81ZM128 205H130V204H128ZM148 205H149V206H148ZM197 205H198V204H197ZM205 205H204V206H205ZM238 205H239V204H238ZM26 206H27V205H26ZM39 206H38V208H39ZM94 206H96V205L94 204ZM202 206H203V205H202ZM233 206H234V208H233ZM33 207H34L33 209H34V213H35V207H36V206L33 205ZM51 207H52V205H51ZM51 207H49L48 209L50 210ZM97 207H98V206H97ZM109 207H110V208H109ZM205 207H207V206H205ZM21 208H22V206H21ZM21 208L19 207L18 209L20 210ZM38 208H37V209H38ZM52 208H53V207H52ZM69 208H70V207H69V205H68V210H69ZM75 208H76V207H75ZM80 208H81V207H80ZM99 208H100V207H99ZM134 208H136V207H133V209H134ZM200 208H201V207H200ZM202 208H203V207H202ZM202 208L199 209V213H198L199 218H197V219H199L201 222H203V221L201 220V219H203L202 217L205 218V215H206V213H207V212H206L205 214L202 215V212H201V211H205V209H202ZM247 208H248V207H247ZM22 209H23V208H22ZM46 209H47V208H46ZM46 209H45V210H46ZM66 209H67V208H66ZM70 209H71L70 212H73V209H72V208H70ZM101 209H102V208H101ZM228 209H229V207H228ZM68 210H67V211H68ZM79 210H80V209H79ZM134 210H135V209H134ZM239 210H240V211H239ZM243 210H244V208H243ZM246 210H247V211H246ZM0 211H1V210H0ZM13 211H14V210H13ZM20 211H21V210H20ZM20 211H19V213H20ZM104 211L101 213L102 215L105 213ZM10 212H11V211H10ZM21 212H22V211H21ZM70 212L68 211L69 214H70ZM196 212H197V213H196ZM200 212H201V213H200ZM239 212H240V213H239ZM242 212H245V213L249 216L248 218H250V217L252 216L251 219L248 220V221H250V222H249L250 225H248V221H247V219H246L247 216L245 217V216H244V215H245L244 213H243V216H242ZM12 213L14 214L15 211L12 212ZM22 213H23V212H22ZM26 213L28 214V211L25 210V215H26ZM32 213H33V212H32ZM32 213H31V214H32ZM34 213H33V214H34ZM39 213H40V212H39ZM76 213H77V212H76ZM78 213H81V214H82V212H78ZM0 214H1V213H0ZM66 214H67V213L65 212V215H66ZM72 214H73V213H72ZM72 214H71L70 216H72ZM115 214L113 213V215H115ZM199 214H201V216H200ZM240 214H241V215H240ZM20 215L22 216L21 213L19 214V216H20ZM23 215H24V214H23ZM62 215H63V214H62ZM65 215H64V216H65ZM74 215L76 216L77 214L74 213L73 216H74ZM110 215H111V214H110ZM110 215H107L106 217H104V218H106L104 221L107 220V221H106V224H107V225H108V224H111V222H109V220H108V219H110ZM250 215H251V216H250ZM67 216H68V215H66L65 217H67ZM73 216H72V217H73ZM75 216H74V217H75ZM80 216H81V215L78 214V216H76L75 219H76L77 217L79 218ZM25 217H26V216H25ZM62 217H63V216H62ZM68 217H69V216H68ZM100 217H101V216H100ZM100 217H99V218H100ZM113 217H114V216H113ZM117 217H118V218H117ZM134 217H135V216H134ZM244 217H245V219H244ZM111 218H112V217H111ZM122 218H123V217H122ZM122 218H121V219H122ZM206 218H207V215H206ZM206 218H205V219H206ZM3 219H5V218H3ZM17 219L20 220V217H19V218L17 217ZM23 219H24V216H23ZM25 219H26V218H25ZM63 219H65V218H63ZM63 219H62V221L65 222ZM70 219H71V218H70ZM79 219H80V218H79ZM133 219H135V218H133ZM256 219H257V220H256ZM80 220H81V221H78V220H77V221H74V219H72V222H73V221H74V222H73V223L71 222V223H72L73 225H78L79 222H80V224H81V222H82V223H86V222H87V221L85 222V221L82 220V219H80ZM98 220H99V219H98ZM112 220H114V219H112ZM192 220H193V221H192ZM203 220H204V219H203ZM254 220H255L256 222H255V221H253V222L256 223V224H258V226L255 224V227L257 226V228H258L259 226H261V228H262V225H263V224H261V223H257V222H260V220H258V218H257L255 215H254ZM8 221L10 222V219L7 220V222H8ZM14 221H15V220H13V222H12V223H13V225H12L13 227H15V226L17 225V223H15ZM83 221H84V222H83ZM104 221H103V222H104ZM114 221H115V220H114ZM116 221L118 222V220H116ZM116 221H115V222H116ZM119 221H120V220H119ZM122 221H124V220H122ZM158 221H161V220H158ZM231 221H232V220H231ZM231 221H230V223H229L230 225H236V221H235V222L233 221L234 224H232L233 222H231ZM243 221H246V223H244ZM0 222H1V219H0ZM9 222H8V223H9ZM20 222H21V221H20ZM66 222H67V224H66ZM66 222H65L66 227L69 226V229H70V225H71V224H68L69 221H66ZM77 222H78V223H77ZM93 222H95V223L97 224L96 221H93ZM93 222H91V224H92ZM99 222H101V220H100ZM108 222H109V223H108ZM226 222H227V221H226ZM5 223H6V222H5ZM8 223H7V224H8ZM88 223H89V222H87V224H88ZM113 223H114V222H113ZM113 223H112V224H113ZM120 223H121V222H120ZM207 223H208V222H207ZM3 224H4V223L0 224V228H1V226H2ZM14 224H16V225L14 226ZM80 224H79V226L81 227ZM91 224H90V225H91ZM117 224H118V223H117ZM117 224H116V225H117ZM18 225H19V224H18ZM118 225H120V224H118ZM121 225H122V223H121ZM205 225H206V226H205ZM205 225H203V224L200 225V224H199V225H198L199 227L197 226L198 228H201V227H202L201 229H198V228L194 227V228H196V229L199 230L198 233H199V232L201 233V232H202V229H203V231H204V232H202L201 234L199 233V236H198V237H199L200 239L196 237L197 235L195 236V238H196L195 240H196V241H195V240H194V241H195L197 244H199V242H204L201 238H204V237H205L204 239H207V241H209V239H211V241H212V237H214V236H211V235H210L211 233H208V232H207L209 235H208L207 233H205L206 230H207V228H208V229L210 228V227H208L207 224H205ZM240 225H241V226H240ZM246 225H247V227H245ZM253 225H254V224H253ZM12 226H10V227H8V228H11V229H12V228H13ZM171 226H172V225H171ZM173 226H174V225H173ZM200 226H201V227H200ZM251 226H252V225H251ZM17 227H18V228H21V227H19V226H17ZM27 227H30V226L27 225ZM205 227H206V228H205ZM214 227H216V226H214ZM233 227H234V226H233ZM233 227H230V232H231V230L233 229ZM235 227H237V226H235ZM252 227H254V226H252ZM2 228H3V230H4L3 233H2L3 236H4V234L7 235L8 232L10 233L12 230H13V231L15 230V228H13L12 230L9 229L10 231H8V232L6 233V232H5V229L7 230V227H5V228L2 227ZM23 228H24V227H23ZM52 228H53V227H52ZM60 228H61V229L63 228V230H61V231H62V234H63V231H65V227L60 226ZM67 228H68V227H67ZM71 228L75 231V232H72V233H76V234H73V235H78L79 232L82 230L83 227L79 230V232H78L77 230H75V229H77V228L79 229L78 226L75 227V228H73V227H71ZM85 228H87V226H85ZM111 228H113V229H111ZM194 228H193V229H194ZM231 228H232V229H231ZM237 228H238V227H237ZM237 228H236V229H237ZM259 228H260V227H259ZM24 229H25V228H24ZM24 229H23V230H24ZM54 229H55L56 232H57V229H56V228H54ZM236 229L234 228L233 231H236V233H237V230H236ZM239 229H238V230H239ZM262 229H264V225H263V228H262ZM16 230H18V229H16ZM32 230H33V229H32ZM84 230H85V229H84ZM211 230H212V229H211ZM211 230H209V231L211 232ZM244 230H248V228H247V229H244ZM13 231H12V232H13ZM18 231H19V230H18ZM24 231H25V230H24ZM24 231H22V232H24ZM28 231H29V232H33V233L36 232V234H37V232H38V230L30 231V229H29ZM49 231H50V230H49ZM49 231H48V233H49ZM52 231H53V230H52ZM70 231H71V230H70ZM86 231H87V230H86ZM192 231H193V230H192ZM249 231L251 232V229H250ZM4 232H5V233H4ZM26 232H27V231H26ZM41 232H42V230H41ZM54 232H55V231H54ZM56 232H55V233H56ZM173 232H174V231H173ZM176 232H177V233H176ZM195 232H196V231H195ZM228 232H229V230H228L227 232H225L226 234H228L227 236H229V234H230V235L233 236V237L231 236V238L234 239L235 237H234L233 234H234L235 232H231V233H230V232L228 233ZM243 232L245 233V232H247V231H243ZM0 233H1V230H0ZM33 233H32V234L30 233V234H31V237H32ZM38 233H40V232H38ZM59 233H60V231H59ZM68 233H69V231H68ZM68 233H67V234H68ZM70 233H71V232H70ZM196 233H197V232H196ZM232 233H233V234H232ZM236 233H235V234H236ZM248 233H249V232H247L246 235L242 234L241 236H243V235H244V236H247ZM253 233H255V231H253ZM10 234H11V233H10ZM10 234H9V235H10ZM19 234H20V232H19ZM34 234H35V233H34ZM36 234H35V235H36ZM42 234H43V232H42ZM67 234H66V235H67ZM190 234H191V237L189 238L188 236H189ZM202 234H204V236H202ZM206 234H207V235H206ZM240 234L238 233L237 236L235 235L236 238L239 237V240H240V238H241V237H240ZM12 235H13V236H14V235H17V233L15 232V233L12 234ZM60 235H61V234H60ZM68 235H69V234H68ZM68 235H67V236H68ZM70 235H71V234H70ZM194 235H195V234H194ZM194 235H193V236H194ZM205 235H206V236H205ZM223 235H224V233H223ZM13 236H11L10 239H15V240H11V241H12L11 243H13V241H16L15 236H14V238H13ZM22 236H24L23 233H22L21 237H22ZM44 236H45V233H44ZM48 236H53V232H52L51 235H48ZM200 236H201V237H200ZM207 236H208V237H207ZM210 236H211V237H210ZM227 236H226V237H227ZM249 236H250V234H249ZM16 237H17V236H16ZM42 237H43V236H42ZM5 238H6V236H5ZM26 238H27V236H26ZM28 238H30V237H28ZM28 238H27V240H28ZM35 238H37V239L34 240V241H35L34 243L37 242V243L39 244L40 242H42V241L40 240V239H41V236H40V235H37ZM38 238H39L40 242L37 241ZM45 238H47V235L45 236ZM45 238L43 237L42 240H44ZM170 238H172V237L170 236ZM188 238H189V239H188ZM193 238H194V237H193ZM229 238H230V237H229ZM229 238H228V240L230 241L231 238H230V239H229ZM32 239H33V237H32ZM32 239L30 238V240H32ZM50 239H52V238H50ZM87 239H88V238H87ZM213 239H215V237H214ZM245 239H247V238H244L242 242H244ZM249 239H250V238H249ZM249 239L245 240V242L248 241ZM4 240H5V239H4ZM18 240H20V237H18ZM18 240H17V242H18ZM23 240L25 241V239H23ZM30 240H29V242H30ZM46 240H47V239H46ZM144 240H145V239H144ZM197 240H198V241L200 240V241L198 242ZM216 240H217V239H215L214 242H212L211 244H210V242H207V241L205 240V242H207L208 245H207V244L204 245V243H200V244H202V246L204 245V246H203V247H204L203 254H204V252H205V254L207 255V254H210V253L212 252L211 248H209V247L211 246L212 249H213V247H214L215 244H216ZM239 240H238V242H239L238 244H240V247H241L242 244H241V242H240ZM8 241H9V240H8ZM8 241H7V242H8ZM20 241H21V240H20ZM47 241H48V240H47ZM53 241H55V240H53ZM53 241H52V243H53ZM191 241H192V240H191ZM231 241H232V240H231ZM231 241H230V242H231ZM2 242H3V241H2ZM32 242H33V240H32ZM48 242L50 243V240H49ZM55 242H56V241H55ZM222 242H223V241H222ZM230 242H229V243H230ZM245 242H244L243 244H245ZM248 242H249V241H248ZM250 242H251V241H250ZM9 243H10V242H8V244H7V243H4V246H3V247L1 246V249H0V264H13V263L11 262V261H13V260H11V259H9V258L12 257L11 254H13L12 252L15 251V250H13V247H15V246H14L15 244L12 246V244L10 243V244H11V245H10ZM14 243H15V242H14ZM18 243L21 244L20 242H18ZM18 243H17V244H18ZM30 243H31V242H30ZM44 243H45V242H42L41 245H43ZM52 243H51V244H52ZM77 243H78V242H77ZM188 243H189V244H188ZM193 243H194V242L192 241V244H193ZM223 243L225 244L226 242H223ZM232 243H234V240H233ZM246 243H247V242H246ZM38 244H37V245H38ZM192 244H191V245H192ZM197 244H196V246H195V244L193 245V246H194L193 249H195V248L198 246ZM46 245H47V244H46ZM66 245H67V244H66ZM78 245H80V244H78ZM78 245H77V247L80 248L81 246L79 247ZM213 245H214V246H213ZM225 245H226V244H225ZM225 245H224V246H225ZM227 245H228V244H227ZM17 246H18V245H17ZM27 246H28V245H27ZM35 246H36V245H35ZM39 246H40V245H39ZM49 246H50V247H49ZM49 246H48V247L51 248L52 246L54 247V246H56V245H49ZM69 246H68V247L65 246V247H64L65 250H66V249L68 250ZM74 246H75V245H74ZM170 246H172V245L170 244ZM173 246H174V245H173ZM173 246H172V247H173ZM189 246H190V245H189ZM205 246H206V247H205ZM207 246H208V247H207ZM229 246H230V245H229ZM229 246H228V247H229ZM244 246H245V247H244ZM249 246H250V245H249ZM249 246L246 247V245H243V247H241V248H243V249H244V248H245V249L248 248L247 251H249V249H252V248H253V247L250 248ZM251 246H253V245H251ZM18 247H19V246H18ZM24 247H25V242H24ZM29 247H30V246H29ZM29 247H28V249H29ZM31 247H32V250L35 249V251L33 250L34 252H32V253L34 254V256H35L37 248H34L33 246H31ZM31 247H30V248H31ZM164 247H165V246H164ZM164 247H163V248H164ZM198 247H199V246H198ZM254 247H255V246H254ZM21 248H22V247H21ZM39 248H40V247H38V249H39ZM54 248H56V247H54ZM166 248H167V247H166ZM169 248H170V247H169ZM199 248H201V247H199ZM199 248H197V249H198V253H197V254H198V256L200 257V255H202V251H199ZM205 248L208 249V250L210 249V250L207 251ZM15 249H17V247H16ZM51 249H52V248H51ZM51 249H47V250H51ZM59 249H60V248H59ZM80 249H82V248H80ZM164 249H165V248H164ZM172 249H173V248H172ZM181 249H182V248H181ZM215 249H216V247H215ZM215 249L213 250L214 252L216 251ZM217 249H218V248H217ZM235 249H236V248H235ZM243 249L240 250L241 252H240L239 249H238L237 252H239V253H237V252L234 251V249L232 248L233 252H231L232 250H230V251L227 250V251H228L227 254L230 255V253H234V252H236L235 254H232L233 256L237 254V257L234 256V257H236V258H235V260H236V259L239 258V254H240L241 257H242V256L244 255L243 253L246 252V251L243 250ZM29 250H30V249H29ZM60 250H61V249H60ZM74 250H75V251H74ZM178 250H180V249H178ZM202 250H203V249H202ZM236 250H237V249H236ZM242 250H243L244 252H243ZM21 251H22V250H21ZM37 251H38V250H37ZM51 251H52V250H51ZM51 251H50V252H51ZM195 251H196V249H195ZM210 251H211V252H210ZM227 251L225 250V252H227ZM17 252H18V251H17ZM129 252H132V253H131V254H128ZM158 252H159V251H158ZM199 252H201V254H199ZM208 252H209V253H208ZM242 252H243V253H242ZM249 252H250V251H249ZM249 252H246L247 255L249 254ZM252 252H253V251H252ZM252 252H251V253H252ZM61 253H62V252H61ZM61 253H59V257H60V258H62ZM118 253H119V254H118ZM161 253H162V252H161ZM216 253H217V252H216ZM216 253H215V254H216ZM241 253H242L243 255H242ZM246 253H245V256H246V258H247V263H244V262H246V259H245V261H244L243 263H238V261L236 262V261L233 259L234 257H232V255H230L231 257L229 258V256L225 253V254H226V258H227V260H226V261H223V262H222V260H221L220 262H217V261H216V264H248L250 261H252V262H250V264H251V263H253V264H254V263L257 264V263H258V262H256V261H253V260L256 259V257H257V256H253V255H252V259H253V260L251 259L250 261H248V257L250 258L249 255H251V254H249V255L247 256ZM253 253H255V252H253ZM253 253H252V254H253ZM16 254H17V253H16ZM37 254H38V253H37ZM37 254H36V255H37ZM162 254H163V253H162ZM162 254H161L160 256H163ZM164 254H165V253H164ZM195 254H196V253L194 252V255H195ZM205 254H204V256H205ZM213 254H214V253H213ZM213 254H211V255H213ZM219 254H220V252H219ZM225 254H224V255H225ZM17 255H18V254H17ZM145 255H147V258H148L149 255H148V254H145ZM145 255H144V256H145ZM211 255H210V256L207 255L208 257H205V258H204V259L207 258V261H204V260L202 259V260L204 261L203 264H205V263L207 264V263H209V262H212V261H211L212 259L209 258V257H212ZM255 255H256V254H255ZM28 256H29V255H28ZM78 256H77V258H78ZM86 256H87V257H86ZM123 256H124V255H123ZM160 256H157V257L160 258ZM219 256H221V254H220ZM260 256H261V255H260ZM18 257H20V256L18 255ZM155 257H156V256H155ZM157 257H156V258H153V260H154V259L156 260ZM241 257H240V258H241ZM253 257H255V258H253ZM263 257H264V256H261V257L258 258L257 260L259 261V260H260L261 258H263ZM12 258H13V257H12ZM25 258H27V257L25 256ZM25 258L23 259V261L26 260ZM28 258H30V259L32 260V261L30 262V264H31V263L34 264V261H33L34 259H32L33 256H32V257H28ZM122 258L124 259V261L122 260V261L120 262L121 264H125L124 262L131 261V260H125L126 258L128 259V257H122ZM149 258H151V256H150ZM216 258H217V257H216ZM218 258H219V257H218ZM228 258H229V259H228ZM14 259H15V258H14ZM20 259H21V258H20ZM120 259H121V258H120ZM132 259H134V258L132 257ZM137 259H138V256H137ZM140 259H141V258H140ZM209 259H210V261H209ZM224 259H225V258H224ZM242 259L244 260V258H242ZM263 259H264V258H263ZM16 260H17V257H16ZM142 260H143V259H142ZM163 260H164V258H163ZM166 260H168L167 257H165V264L167 263ZM213 260H217V259H213ZM243 260H242V261H243ZM261 260H262V259H261ZM21 261H22V259H21ZM28 261H29V259H28ZM53 261H55V260H53ZM119 261H120V260H119ZM132 261H134V260H132ZM132 261H131V262H132ZM137 261H138V260H136V263H137V264H141V263H143V262H140L141 260L139 261V263H138ZM157 261H158V260H157ZM159 261H160V260H159ZM161 261H162V259H161ZM161 261H160V262H161ZM199 261H201V260H200V259H199V260L197 259V262H196V263L200 264ZM203 261H202V262H203ZM242 261H241V262H242ZM14 262H15V260H14ZM17 262H18V261H16V264H17ZM146 262H147V261H146ZM148 262H150V263H148V264H151V263H152L151 260H148ZM160 262H158V264H159ZM162 262H163V261H162ZM259 262H260V261H259ZM19 263H20V262H19ZM25 263H27V261H26ZM35 263H36V262H35ZM144 263H145V262H144ZM263 263H264V262H263ZM75 264H76V263H75ZM118 264H119V262H118ZM127 264H128V263H127ZM132 264H133V263H132ZM171 264H172V263H171ZM212 264H215V263H212ZM260 264H262V262H261Z\"/></svg>",
	"mask_w": 264,
	"mask_h": 264
}]
</instances>
